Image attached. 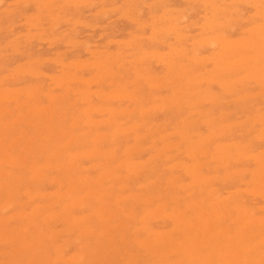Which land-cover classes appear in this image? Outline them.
Instances as JSON below:
<instances>
[{
  "label": "rangeland",
  "instance_id": "1",
  "mask_svg": "<svg viewBox=\"0 0 264 264\" xmlns=\"http://www.w3.org/2000/svg\"><path fill=\"white\" fill-rule=\"evenodd\" d=\"M36 3H35V2ZM42 0H30L29 2H28V0H4V1H2V0H0V10H3V11H5V12H1L0 13V47H1V49H3V50H1L0 51V83H2V84H0V115L2 114H4L2 117H0V131H2V133L0 132V159L2 158V159H4V160H6L5 162H7V163H5L4 162V160H0V171H2V172H0V174H2L3 175V172H4V174H5V172L7 173L8 171L7 170H9L10 172H8L6 175H8V176H6V175H3V176H1L0 175V185H1V183H3V182H5V183H3V184H8L7 186L6 185H4L2 188H0V202L1 203H3V205L0 207V225H2L1 226V228L3 227V228H6L7 230H5V229H1L0 228V233L2 234V236H0V254H1V256H0V263L2 264V262H4L3 264H11V262H12V264L14 263V264H27V262H29L30 264H53V263H55V264H67V263H69V264H80V261H79V259L81 260L82 258H81V255L79 256L78 254H75V255H73V259L70 257V256H72V254L73 253H82L84 256H83V259H84V262H81V264H92V262H93V264H117V262H120V263H118V264H178L179 262V264H183V262H186V258H187V262L186 263H188V264H193V263H191L192 262V259H193V257H191V255L190 254H193V256H194V254L195 253H197V252H199L200 250L201 251H203V252H199L200 253V255H202V256H204V257H200V255H198V260L196 261V259H197V255L196 256H194V259H193V261H194V264L196 263V264H210V261H211V264H214L213 262H215V264H240V262H243V263H241V264H262V261H264V245H263V243H264V233H262L263 231H264V157H262V156H264V136L262 137V138H260V141L261 142H259V144H261V145H259L258 144V141H256L257 139H256V137H257V134H258V139H259V137H261L263 134H264V129H262L263 127V125H264V117H263V115H264V99H263V97H262V95H263V93H264V57H262L261 58V56L264 54V36H263V34H264V17H262V15H264V0H259L258 2H257V0H243V2L242 1H238V0H235V1H237L238 3L236 4V2L234 1V0H212V3H213V6H212V3L211 2H209V0L208 1H206V0H201V3H200V0H197V1H191V2H189L190 0H140V1H138V0H135V2H136V4H134L135 2H134V0H106V2H105V0H86V1H88V2H86V1H84V0H82V5H81V0H67V1H65V0H43L44 2H41ZM48 1V2H47ZM70 1V2H69ZM83 1H84V3H85V5H84V3H83ZM100 1V2H99ZM156 1V2H155ZM158 1V2H157ZM188 1V2H187ZM203 1H205V2H203ZM211 1V0H210ZM225 1H226V3H225ZM231 1V2H230ZM235 3H234V2ZM254 1H255V3L257 4V5H255V3H254ZM32 2V3H31ZM51 2H53V3H51ZM66 2V3H65ZM79 2V3H78ZM116 2V3H115ZM128 2H131V3H128ZM137 2H139V3H137ZM144 2H146V3H144ZM195 2H197L195 5H194V3ZM222 2H223V4H222ZM246 2H249L248 4L249 5H252V7L251 6H247V4H246ZM261 2V3H260ZM4 3V4H3ZM12 3H13V5H12ZM23 3V4H22ZM27 3H30L28 6L26 5ZM35 3V4H34ZM45 3V4H44ZM89 3H92L91 4V7H90V4ZM93 3H94V5H93ZM98 3V4H97ZM114 3V4H113ZM161 3H162V5H161ZM164 3V4H163ZM205 3V4H204ZM214 3H218V4H220L219 6V8H218V6H216L217 4H214ZM225 3V4H224ZM230 3V4H229ZM233 3V4H232ZM240 3V4H239ZM243 3V4H242ZM259 3L262 5H259ZM10 4V5H9ZM19 4V5H18ZM20 4H22V5H20ZM40 4V5H39ZM76 4H77V6H76ZM122 4H124V5H122ZM130 4H131V6H130ZM133 4V5H132ZM144 4H145V6H144ZM146 4H148V5H146ZM161 7H159L158 5ZM200 4H201V6H200ZM229 4V5H228ZM239 4V5H238ZM242 4V5H241ZM245 4H246V6H245ZM24 5V6H23ZM51 5V6H50ZM62 5V6H61ZM127 5H128V7H127ZM150 5H152V7L150 6ZM155 5V6H154ZM157 5V6H156ZM205 5V6H204ZM224 5H225V8H224ZM230 5H233V6H230ZM35 6H36V8H35ZM38 6H40L39 8H38ZM44 8H43V7ZM45 6H47V7H45ZM48 6H50V7H48ZM55 6H57V7H55ZM74 6H75V8H74ZM84 6V7H83ZM120 7V9H119V7ZM135 8H133V7ZM147 6V7H146ZM154 6V7H153ZM214 6H216L217 7V9L215 10V8H214ZM223 6V8H221ZM237 6V7H236ZM244 8H243V7ZM255 6H256V8H255ZM261 6V7H260ZM5 7L7 8L6 10H4L5 9ZM17 7V8H16ZM19 7V8H18ZM51 7H53V8H51ZM102 7V8H101ZM118 7V8H117ZM123 7V8H122ZM141 7V8H140ZM200 7V8H199ZM210 7V8H209ZM234 7H236V8H234ZM247 7V8H246ZM2 8H4V9H2ZM15 8V9H14ZM23 8V9H22ZM37 8L39 9L38 11H40V8H41V11L40 12H38L37 11ZM46 8V9H45ZM48 8V9H47ZM58 8V9H57ZM88 8H89V10H88ZM106 8V9H105ZM111 8V9H110ZM113 8V9H112ZM126 8L128 9V10H126ZM136 8H138V11H137V9ZM151 10H150V9ZM156 8V9H155ZM164 8V10L166 11L167 10V13H165V11L164 10H162ZM167 8H169V9H167ZM175 8H176V10L178 11V12H181V10H183L184 8V10L185 11H182L181 13H178L176 10H175ZM191 8V9H190ZM193 8V9H192ZM229 8H230V10H229ZM234 8V9H233ZM237 8H241L239 11L237 10ZM257 8H261V11H262V13H261V11H260V9H257ZM10 9V10H9ZM13 9V10H12ZM52 10L51 12L54 14H52L51 12L49 13L48 11L49 10ZM103 9H105V10H103ZM108 9V10H107ZM111 10V12H110V10ZM116 9V10H115ZM139 9H142V11H140ZM155 9V10H154ZM189 9V10H188ZM206 9V10H205ZM214 9V10H213ZM228 9V10H227ZM233 9V10H232ZM255 9H257L256 11L257 12H255ZM16 10H17V12H16ZM44 10V11H43ZM102 12H101V11ZM107 10V11H106ZM114 10V12H115V14H114V12H112ZM120 10L121 11V13L123 12V16L125 15V13L124 12H126V14H127V16H125V18L126 19H124V17L122 18L120 15H122L120 12H118V11ZM123 10V11H122ZM174 10V11H173ZM186 10H188L187 12H186ZM212 10H213V12L214 11H217L218 10V13L216 14V12H214V13H211L212 12ZM237 10V12L238 13H233L234 11H236ZM251 10V11H250ZM7 11H9V12H7ZM24 11V12H23ZM26 11V12H25ZM62 11V12H61ZM68 11V12H67ZM75 11V12H74ZM117 11V12H116ZM130 11V12H129ZM133 11V12H132ZM141 13H140V12ZM171 11H173V13L171 12ZM175 11H176V13H175ZM197 11V12H196ZM211 11V12H210ZM220 11V12H219ZM221 11H223V12H221ZM227 11H229L230 13H228ZM243 11L246 13H243ZM260 11V12H259ZM65 12H67V13H65ZM72 12V13H71ZM164 12V13H163ZM169 12H171V14L169 13ZM185 12V13H184ZM259 12V13H258ZM14 13V14H13ZM26 13V14H25ZM42 13V14H41ZM45 13V14H44ZM71 13V14H70ZM97 13V14H96ZM100 13H104L103 15L101 14L100 15ZM108 13V14H107ZM113 13V14H112ZM131 13V14H130ZM132 13H134V14H136L137 13V15H135L134 16V14H132ZM154 13V14H153ZM163 13V15H160V14H162ZM169 13V14H168ZM184 13V14H183ZM203 13H206V14H203ZM208 13V14H207ZM210 13H211V15H210ZM222 15H221V14ZM252 13H253V16H252ZM258 13V14H257ZM35 14H41L42 15V17H41V15L40 16H35ZM51 14L53 15V16H51ZM70 14V15H69ZM73 14V15H72ZM94 14V15H93ZM99 14V15H98ZM107 14V15H106ZM139 14V15H138ZM156 14V15H155ZM237 14H239V16L237 15ZM242 14V15H241ZM257 14V15H256ZM7 15V16H6ZM47 15V16H46ZM50 17H49V16ZM107 17H106V16ZM113 15V16H112ZM131 15V16H130ZM154 15V16H153ZM160 15V16H159ZM165 15V16H164ZM171 15H174V16H172L171 17ZM202 15V16H201ZM215 15H217L216 17H217V19H216V17H215ZM219 15V16H218ZM225 15V16H224ZM259 15H261V17H259ZM24 18H23V17ZM27 16V18H25ZM59 16V17H58ZM61 16H62V18H61ZM135 17V20H137V19H139V21L140 22H143V25H141L142 23H140L139 21L137 22H135V20H132L131 18H133V17ZM152 18H151V17ZM156 16V17H155ZM163 16V17H162ZM212 16H214V18L212 17ZM233 16V17H232ZM248 16V17H247ZM253 18H252V17ZM31 17V18H30ZM38 18L39 17V19H35V18ZM48 17V18H47ZM53 17V18H52ZM56 17H58V19L56 18ZM70 17V18H69ZM79 17V18H78ZM119 17H121L120 19H119ZM128 17V18H127ZM169 17L171 18L170 19V21H169ZM179 17V18H178ZM188 17V18H187ZM207 17H209V18H207ZM212 17V18H211ZM226 17H227V19H226ZM229 17L230 18H233V20L232 19H229ZM241 17H243V18H241ZM251 17V18H250ZM22 18V19H21ZM41 18V19H40ZM52 18V20L54 21V20H58L59 22H57L58 24H55V26H54V23H56V21H54V22H52V20H50ZM156 18H158V19H156ZM167 18H168V20H167ZM178 18V20H176ZM185 18V19H184ZM207 18V19H206ZM221 18V19H220ZM236 18V19H235ZM237 18H241V19H243V20H247L246 22L245 21H242L241 19H237ZM247 18V19H246ZM257 18V19H256ZM260 18V19H259ZM29 19V20H28ZM64 19V20H63ZM77 19V21H75ZM131 19V20H130ZM153 20V19H155L154 21H150V20ZM184 19V20H183ZM210 19V20H209ZM220 19V20H219ZM251 19H253L252 21H251ZM256 19V20H255ZM10 20V21H9ZM19 20V21H18ZM26 20V21H25ZM38 20V21H37ZM40 20V21H39ZM65 20H67L68 21V24H67V22H65ZM110 20V21H109ZM114 20V21H113ZM129 20H130V22H129ZM143 20V21H142ZM162 20H164V21H162ZM167 20V21H166ZM174 22H173V21ZM179 20H180V22H179ZM193 22H192V21ZM213 20H214V22H213ZM220 21V22H217V21ZM224 20V21H223ZM226 20V21H225ZM234 20H236V22H235V25H234ZM42 21V23H40ZM64 21V22H63ZM146 21V22H145ZM159 21V22H158ZM206 21H208V22H206ZM212 21V22H211ZM228 21V22H227ZM9 22H11V24L9 23ZM26 22H31L30 23V26H29V24L26 26L25 25V23ZM36 22V23H35ZM46 22V23H45ZM53 24H52V23ZM71 22V23H70ZM76 22H77V25H75L76 24ZM82 22V23H81ZM154 25L152 28H154V32H156L155 34H156V36H157V38H155L156 36L154 35V37H153V30H152V28H151V26H149L151 23ZM156 22H157V25H156ZM170 22H171V24H170ZM191 22H192V24H191ZM203 22H205V23H203ZM242 22H244V23H242ZM260 22V23H259ZM9 23V24H8ZM23 23V24H22ZM38 23H40V24H38ZM74 23V24H73ZM165 23V24H164ZM172 23H174L173 24V26H172ZM176 23V24H175ZM202 23H203V26H202V28H201V25H202ZM208 23H210L209 25H207ZM213 23H216V24H213ZM219 23H221L220 24V27H219ZM227 23V24H226ZM251 23H253V24H251ZM257 23H258V25H261V26H263V28L262 27H260V26H258L257 25ZM20 24L21 25H23V26H20ZM52 24V25H51ZM147 24V26L148 27H150V28H147L146 29V27L147 26H145V25ZM167 24V25H166ZM179 24V25H178ZM197 24V25H196ZM224 24V25H223ZM226 24V25H225ZM242 24V25H241ZM256 26H255V25ZM10 25V26H9ZM35 25V26H34ZM38 25V26H37ZM59 26L58 28H57V26ZM74 25H75V27H74ZM106 25V26H105ZM137 25H139V26H137ZM170 25V26H169ZM176 25V26H175ZM205 25V26H204ZM214 25V26H213ZM233 27V25H234V27L232 28L231 26ZM7 26V27H6ZM9 26V27H8ZM31 26H34L35 28H32ZM50 26L51 27H54V28H50ZM78 26V27H77ZM98 26V27H97ZM145 27V28H143V27ZM157 26V27H156ZM166 28H165V27ZM179 26V27H178ZM182 26H183V29H181L182 28ZM210 26V27H209ZM213 26V27H212ZM216 26H218V27H216ZM226 26V27H225ZM236 26V27H235ZM253 26V27H252ZM37 27H38V29H37ZM47 27H48V29H47ZM87 29H86V28ZM105 27V28H104ZM137 27V28H136ZM140 27H142V29L140 28ZM167 27H169V29L167 28ZM177 27H178V29H177ZM195 27V28H194ZM11 28H12V30H11ZM31 28V29H30ZM73 28V29H72ZM102 28V29H101ZM162 28H164L165 29V31L162 29ZM194 28V29H193ZM206 28V29H205ZM229 28H232V29H234L233 31H231ZM250 28H252V30L250 29ZM4 29V30H3ZM28 29V30H27ZM46 31H45V30ZM55 29V30H54ZM146 29V30H145ZM177 29V30H176ZM199 29V30H198ZM203 29V30H202ZM207 29H209V30H207ZM3 30V31H2ZM53 30V31H52ZM62 30H63V32H62ZM79 30H80V32H79ZM142 30V31H141ZM157 30H159V31H157ZM179 30V31H178ZM236 30V31H235ZM245 30V31H244ZM246 30H248V31H246ZM254 30V31H253ZM263 30V31H262ZM13 31V32H12ZM71 31V32H70ZM75 31V32H74ZM137 31V32H136ZM181 31V32H180ZM182 31H183V33H182ZM202 31V32H201ZM212 31V32H211ZM243 32V34H242V32ZM253 31V32H252ZM40 34V32H42L41 34H42V36H43V38H42V36H41V34L39 35L38 33ZM51 32V33H50ZM53 32V33H52ZM62 32V33H61ZM79 32V33H78ZM105 32H108L107 34L105 33ZM132 32V33H131ZM153 32V33H152ZM170 32H173V33H170ZM186 32V33H185ZM201 32V33H200ZM229 32H230V34H229ZM234 32V33H233ZM238 32H239V34H238ZM28 33H29V37H27L28 36ZM33 33V34H32ZM34 33L35 34H38V35H34ZM67 33H68V35H67ZM75 33H77V34H80L79 36L77 35V34H75ZM129 33V34H128ZM160 33V34H159ZM226 33V34H225ZM13 34H15V35H13ZM21 34H27V35H21ZM34 35V36H32V35ZM44 34V35H43ZM46 34V35H45ZM64 34H66V35H64ZM89 34H93L92 36L91 35H89ZM135 34H136V37H134L135 36ZM145 34V35H144ZM151 34H152V36H151ZM162 34L163 35H165V36H162ZM169 34V35H168ZM171 34V35H170ZM179 36H181V37H179ZM196 34H198V35H196ZM222 34H224L223 35V37H222ZM233 36H232V35ZM251 35V36H249V35ZM256 34H258V35H256V37H255V35ZM9 35V36H8ZM19 35V36H18ZM21 35V36H20ZM138 35H141V37H139ZM187 35V36H186ZM190 35H192V36H190ZM200 35H202V37L200 36ZM207 35V36H206ZM213 35L215 36V35H217V38L216 37H213ZM218 35H220L221 37H219ZM226 35V37L227 38H225L224 36ZM229 35H231L230 37H229ZM245 35H247V36H245ZM254 35V36H253ZM24 36V37H23ZM32 36V37H31ZM36 36V37H35ZM66 36V37H65ZM72 36V37H71ZM75 36V37H74ZM161 36H162V38H161ZM172 36V37H171ZM177 36V37H176ZM201 37V39L204 41V43H203V41H200V37ZM211 36H212V39L213 38H215V40L217 41L218 40V37L220 38L219 40H221L222 39V41H217V43L218 42H221L220 44H217V46H216V44H214L213 42V44H214V46L213 47H211V48H208L209 46H212L213 44H210V42L209 41H211L212 39H211ZM238 36V37H237ZM20 38V39H17V38ZM22 37V38H21ZM27 37V38H26ZM36 39H35V38ZM40 37V38H39ZM199 37V38H198ZM204 37V38H203ZM205 37H207L206 39H207V41H206V39H205ZM231 37H233V38H231ZM237 37V38H236ZM240 37H245V39H242V38H240ZM28 38H29V40L30 39H32L33 38V40H31L30 42H28L29 40H28ZM52 38H55L56 40H54V39H52ZM58 38H62L61 40L60 39H58ZM69 38V39H68ZM99 38H101V39H99ZM134 38H136L135 40H133ZM144 38V39H143ZM146 38V39H145ZM151 38H152V40H151ZM175 38V39H174ZM211 40H210V39ZM250 38H251V40H250ZM9 39H11L10 41H8L7 42V40H9ZM12 39H14V41L12 40ZM24 39H25V41H24ZM44 39H46L44 42H42ZM51 39H52V41H51ZM65 39V41H63ZM131 39V40H130ZM149 39V40H148ZM155 39V40H154ZM157 39V40H156ZM167 41H166V40ZM170 39V40H169ZM187 39H189V40H187ZM194 39H196V40H194ZM199 39V40H198ZM224 39H228V41H230L229 39H231V41L230 42H228L227 41V43H225L226 42V40L224 41V44L225 45H222V42H223V40ZM233 39V40H232ZM249 41H247V40ZM261 39V40H260ZM22 40V41H21ZM26 40H27V42H26ZM35 40V41H34ZM54 40V41H53ZM71 40V42L73 43V44H71L69 41ZM73 40V41H72ZM77 40V41H76ZM110 40H112V42L110 41ZM117 40H119V43L121 44L120 46H118L119 44H118V41ZM128 40H130V46L129 45H126L128 48H130V47H132V48H130V49H126L125 48V44H124V42L126 41V43L127 44H129V41ZM185 40V41H184ZM197 40H198V42H197ZM209 40V41H208ZM214 39H213V41H215ZM245 41V42H243V41ZM257 40H259L260 42H258ZM15 41H20V42H15ZM40 41V42H39ZM81 41V42H80ZM83 41V42H82ZM113 41H114V43H113ZM115 41H117L116 43L117 44H115ZM123 41V42H122ZM134 41V42H133ZM138 42V41H140V42H138V46H137V43L136 42ZM173 41H175V42H178V43H175V42H173ZM196 41V42H195ZM239 41H242V42H240V43H238ZM15 42V43H14ZM27 44H26V43ZM48 42H50V43H48ZM78 42V43H77ZM81 44H80V43ZM86 42V43H85ZM122 42V43H121ZM142 42V43H141ZM161 42V43H160ZM163 42V43H162ZM168 42L170 43V44H168ZM207 42H209V44L207 43ZM236 42V43H235ZM5 43H8V44H6V46L7 45H10V43L11 44H21L22 46H14V48H13V46H12V49H11V47H5ZM31 43V44H30ZM52 43V44H51ZM70 43V44H69ZM85 43V44H84ZM173 43V44H172ZM175 43V44H174ZM189 43V44H188ZM190 43H192V45L190 44ZM195 43V44H194ZM230 43V45L228 46H226V44H229ZM231 43H234L235 45H233L232 44V46H231ZM49 44H50V46H49ZM65 44V45H64ZM141 44V45H140ZM177 44V45H176ZM181 44V45H180ZM207 44V45H206ZM237 44V45H236ZM244 44H245V47H244ZM249 44H250V46H249ZM27 45V46H26ZM67 45H69V46H67ZM72 45H75V46H72ZM81 45V46H80ZM86 45V46H85ZM93 45V46H92ZM97 45V46H96ZM103 45H105V46H103ZM167 45V46H166ZM195 47H194V46ZM198 45H200V47L198 46ZM209 45V46H208ZM220 45H221V47H220ZM11 46V45H10ZM80 46V47H79ZM134 46H135V48H134ZM137 46V47H136ZM157 46V47H156ZM172 46V47H171ZM176 46V47H175ZM179 46V47H178ZM182 46V47H181ZM184 46V47H183ZM206 46V47H205ZM228 47V48H230L229 50L226 48V47ZM231 46V47H230ZM235 46L236 47H238L239 49H241V51L240 50H238V48H235ZM3 47H5V48H3ZM17 47V48H16ZM29 47V48H28ZM48 47V48H47ZM50 47V48H49ZM76 49H75V48ZM83 47V48H82ZM87 47V48H86ZM90 47V48H89ZM120 47H123V48H125L124 50H122L123 48H120ZM140 47H141V49H140ZM173 47H175V48H173ZM178 47V48H177ZM192 47H193V49H192ZM204 47V48H203ZM226 49H225V48ZM244 47V48H243ZM257 47V48H256ZM38 48V49H37ZM86 48V49H85ZM154 48V49H153ZM170 48V49H169ZM172 48V49H171ZM187 48V49H186ZM196 48V49H195ZM222 48H224L223 50H222ZM235 48V49H234ZM14 49H16V51H18L17 49H20L19 50V53L21 52L22 53V55H20L18 52H16ZM71 49V50H70ZM179 49V50H178ZM192 51H191V50ZM197 49H199V50H197ZM211 49V50H210ZM232 49V50H231ZM237 49V50H236ZM253 49H254V51H253ZM88 50H91L90 51V54H91V56H90V54L88 53L89 51ZM94 50H98L96 53H95V51ZM104 50V51H103ZM136 51V53L134 52V51ZM140 50H141V52H140ZM146 50V51H145ZM155 50H156V52L158 51L159 53L157 54L158 56H160V58L159 57H156L157 55H156V53H155ZM170 50V51H169ZM177 50H178V53H177ZM195 50V51H194ZM215 50V51H214ZM253 52H252V51ZM256 50H258V51H256ZM25 51V52H24ZM100 51V52H99ZM143 51H145L144 52V56L142 55L143 54ZM168 51V52H167ZM174 51H176V52H174ZM187 51H189V52H187ZM191 51V52H190ZM199 51V52H198ZM201 51H202V53H201ZM213 51V52H212ZM219 52V54H218V52ZM224 51V52H223ZM237 51L239 52V53H237ZM9 52H12L13 54H11V53H9ZM29 52L32 54V56H31V54H29ZM60 52V53H59ZM61 52L63 53V52H66V53H63V55H61ZM95 54H94V53ZM108 52H110L111 53V55L113 54V53H115L114 55H113V57H117V55H118V53L120 54L121 52H122V54L120 55L121 57L119 58V55H118V58L117 59H115V58H112L111 57V55H110V53H108ZM117 52V53H116ZM124 52V53H123ZM135 54H134V53ZM149 53V52H151V56H148L147 57V55L145 54V53ZM167 52V53H166ZM195 52V53H194ZM196 52H198L197 54H196ZM221 52H223V53H221ZM5 53V54H4ZM130 53V54H129ZM138 53H139V57H140V55H142V57L145 59V57L146 58H153V59H151V61H150V59L149 60H144L142 57L141 58H139L138 57ZM154 53V54H153ZM166 53V54H165ZM182 53V54H181ZM255 53V54H254ZM261 53V56L259 55ZM263 53V54H262ZM3 54V55H2ZM19 54V55H18ZM25 54V55H24ZM29 54V55H28ZM58 54V55H57ZM92 54H94L95 55V59H94V55L92 56ZM97 54V55H96ZM102 55V56H99V55ZM106 54H107V56H106ZM117 54V55H116ZM126 54V56H124ZM163 54V55H162ZM207 54V55H206ZM222 54H224V56H222ZM3 56V58H2V56ZM62 56L63 57V59L64 60H62L61 61V59L60 58H62V57H60V56ZM104 55V56H103ZM108 55H110V56H108ZM131 55V56H130ZM188 55H189V58H188ZM197 55H199V56H197ZM235 55V56H234ZM242 55V56H241ZM253 55V56H252ZM257 55V56H256ZM58 56V57H57ZM97 56H98V58H99V60H98V58H97ZM106 56V57H105ZM133 56H135V57H133ZM167 56V57H166ZM173 56V57H172ZM207 58H206V57ZM211 56V57H210ZM212 56H214V57H216V58H218V59H214V57L212 58ZM247 57V59H248V61H246L247 59H245L244 61H243V59L241 58V57ZM259 56V57H258ZM6 57H8V59L6 58ZM91 57H93V58H91ZM100 57H102V58H100ZM108 57H110L111 58V60L113 59V62H114V64L113 65H115L114 67H110V65H112V63L110 62H108ZM132 57V58H131ZM137 57V58H136ZM163 57V58H162ZM183 57V58H182ZM196 57V59L197 58H199V60H195L194 58ZM224 57H225V59H224ZM249 57H251V58H249ZM256 57V58H255ZM41 60H40V59ZM43 58V59H42ZM50 60H48V59ZM52 58V59H51ZM59 60H58V59ZM86 58H88V59H86ZM105 58V59H104ZM106 58H107V62H106ZM135 58H136V60H135ZM185 58V59H184ZM190 58L192 59V60H190ZM202 58H203V60H202ZM211 59L212 61H210L209 59ZM239 59V60H237V59ZM28 59H29V62H31V63H29L28 62ZM34 59V61H32ZM75 59V60H74ZM96 59L98 60V61H100V63L98 62V63H96ZM104 59V60H103ZM120 59V60H119ZM122 59V60H121ZM157 59V60H156ZM164 61H163V60ZM210 61H208V60ZM213 59L215 60L214 62H213ZM221 59V60H220ZM222 59L224 60V61H222ZM234 59H235V61H234ZM241 59V60H240ZM253 59V60H252ZM37 60V61H36ZM39 60V61H38ZM46 60V61H45ZM52 60V61H51ZM55 60H58V61H55ZM78 61L79 60V62H75V61ZM81 60L83 61L84 60V64L82 65V63H81ZM94 60H95V64H93L94 63ZM117 60H119L120 61V63L117 61ZM126 60H127V62H126ZM134 60H135V62H134ZM137 60L139 61V60H141L140 61V63L139 62H137ZM144 60V61H143ZM156 60V61H155ZM193 60H194V62H193ZM201 60V61H200ZM205 60H207L206 62H205ZM226 60H227V62H226ZM230 60H232L233 62H236V63H232V61H230ZM252 60V61H251ZM27 62V64H28V66H27V64H25L26 62ZM35 61H36V64H35ZM43 61L45 62L44 64H43ZM54 61V62H53ZM59 61H61V62H63V63H61V64H58L59 63ZM69 61H70V63H69ZM72 61V62H71ZM92 61V62H91ZM116 61V62H115ZM158 61V62H157ZM180 61H184V62H182V63H180ZM196 61H198L197 63H196ZM40 62H41V64H40ZM74 62V63H73ZM85 62H87V64H86V66H85ZM89 62H91V64L89 63ZM131 62V63H130ZM137 62V63H136ZM203 62V63H202ZM224 62V63H223ZM243 62V63H242ZM249 62V63H248ZM34 63V64H33ZM65 63V64H64ZM73 63V64H72ZM118 63V64H117ZM121 63H123L122 65H121ZM125 63V64H124ZM139 63V64H138ZM145 63V64H144ZM159 63H160V65H159ZM245 63H247V64H245ZM263 63V64H262ZM18 64H21V65H18ZM22 64H24V65H22ZM37 64H40V65H37ZM43 64V65H42ZM68 64V65H67ZM78 66H77V65ZM90 65V67H88L89 65ZM100 64V65H99ZM101 64H103V65H101ZM107 64V65H106ZM138 64V65H137ZM143 66H141V65ZM150 64V65H149ZM163 64V65H162ZM222 64H223V67H222ZM243 64V65H242ZM18 65V66H17ZM30 65V66H29ZM63 65H66V66H64V68L62 67ZM70 65H73V66H70ZM74 65H76V66H74ZM79 65H81L82 66V68L79 66ZM94 65V66H93ZM98 65V66H97ZM112 65V66H113ZM119 65H121L123 68H121V66H119ZM132 65H134V66H132ZM135 65H137V66H135ZM148 65V66H147ZM158 65V66H157ZM202 65H203V67H202ZM205 65V66H204ZM214 65V66H213ZM217 65H218V67H217ZM219 65H221V67L219 66ZM227 65V66H226ZM262 65V66H261ZM17 66V67H16ZM26 67V68H28L29 67V69L31 68L32 69V71H33V68L32 67H34V71L35 72H32L31 70H27L26 68H24V69H26V71L25 70H23V69H21L20 67ZM32 66V67H31ZM36 66H38L37 68H36ZM105 67V66H107V67H105V68H103V69H105V70H103V69H99L100 67ZM145 66V67H144ZM215 66H216V70H215ZM233 66V68H230V67H232ZM236 66H237V68H236ZM258 66V67H257ZM15 67L17 68L16 70H15ZM22 67V68H23ZM67 67V68H66ZM70 67V68H69ZM90 68V69H88V68ZM94 67V68H93ZM96 67H97V69H96ZM111 69H110V68ZM119 67V68H118ZM149 67H151V69L149 68ZM207 67V68H206ZM9 68H10V70H9ZM11 68H12V70H11ZM20 68V69H19ZM40 68V69H39ZM62 68L64 69V70H62ZM69 68V69H68ZM114 68V69H113ZM121 68V69H120ZM130 68V69H129ZM131 68H134V72L132 71V69ZM150 70H149V69ZM167 68V69H166ZM223 68V69H222ZM255 68H257V69H255ZM36 69V70H35ZM40 71H39V70ZM68 69V70H67ZM87 69V70H86ZM95 70L94 72H93V70ZM113 69V70H112ZM119 69V70H118ZM145 71H144V70ZM147 69V70H146ZM214 70V73L211 71V70ZM219 69V70H218ZM21 70H23V71H21ZM38 70V71H37ZM59 70V71H58ZM76 70V72L75 73H77L76 75H75V73L74 74H71V73H73L74 71ZM80 70V71H79ZM92 70V71H91ZM105 71L103 74H102V71ZM106 70H107V72H108V70L109 71H111L112 70V72L109 74V72L107 73L106 72ZM118 70V72H116ZM153 71V73H152V75H151V73H150V71ZM165 71V73H164V71ZM263 72H262V71ZM15 71V72H14ZM18 71V72H17ZM25 71V72H24ZM44 73H42V72ZM61 71H63V72H61ZM68 71H70V74H68V75H65L66 73ZM102 74H100L99 72ZM113 71H115L116 73H113ZM127 71V72H126ZM129 71V72H128ZM198 71H200V72H198ZM217 73H216V72ZM14 72V74H11V73H13ZM18 74H17V73ZM28 72L31 74V73H34V74H31V75H33L32 77L31 76H28V75H30V74H28ZM38 72H40L41 74H39V76H38ZM65 72V73H64ZM139 72V73H138ZM144 72V73H143ZM147 72V73H146ZM210 72L212 73L211 74V76L209 77V79L208 80H206V76H209L210 75ZM220 72L222 73L221 75H220ZM247 72H248V74H247ZM249 72H251V73H249ZM6 73H8V74H6ZM20 73H22L21 75H20ZM28 75H27V74ZM37 73V74H36ZM62 73V74H61ZM69 73V72H68ZM117 73H118V75H117ZM127 73V74H126ZM140 73H143V74H140ZM156 73V74H155ZM181 73V74H180ZM185 73H187V75H185ZM209 73V74H208ZM256 74L254 77H249L250 75L252 76V75H254V74ZM10 74V75H9ZM121 74V75H120ZM123 74V75H122ZM140 74V75H139ZM145 74V75H144ZM153 74H155V75H153ZM195 74H197V76L195 75ZM214 74V75H213ZM219 74V75H218ZM241 74V75H240ZM245 74V75H244ZM261 75V76H259V77H262V78H259L258 80H256V78H258V76L257 75ZM4 75H5V77H4ZM14 75H15V77H14ZM18 75V76H17ZM19 75H20V77H19ZM47 75V76H46ZM58 76L57 78L56 77H53V76ZM63 75V76H62ZM92 75V76H91ZM134 75H136V77L134 76ZM139 75V76H138ZM151 75V79H150V76ZM164 75V76H163ZM243 75H244V77H243ZM2 76H3V78H2ZM11 77V79L9 78V77ZM16 76L17 77H19L20 79H18V78H16ZM49 76H51V77H49ZM73 76H77L78 78H80L81 79V76H82V78L83 79H81L82 81L84 80L85 81V79H86V81L88 80L87 78H91V81H87L86 83L84 82V85H83V82L79 79V81H78V79H76L75 77H73ZM94 76V77H93ZM113 76V77H112ZM118 76H120L119 78H118ZM123 76V77H122ZM157 76H160V78H161V76H163L162 77V79H159V77L157 78ZM190 76V77H189ZM238 76H242V78H240L239 79V77ZM249 77V79H248V77ZM257 76V77H256ZM69 77V78H68ZM72 78V80H71V78ZM93 77V78H92ZM145 77H148V78H146L145 79ZM167 77V78H166ZM192 77H194L191 81H189V79H191ZM212 77L214 78V80H216V81H214L213 79H212ZM256 77V78H255ZM8 80H7V79ZM14 80H13V79ZM54 78L56 79L55 81H52V80H54ZM67 78L68 79H70V80H67ZM133 78V79H132ZM174 78H175V80H176V83H175V80H174ZM203 78V79H202ZM208 78V77H207ZM236 78V79H235ZM255 78V79H254ZM18 79V80H17ZM51 79V80H50ZM64 80V82H63V80ZM106 81H105V80ZM126 79V80H125ZM148 79V80H147ZM170 79H171V81H170ZM201 81H200V80ZM205 79V80H204ZM210 79H212L213 81H211ZM221 79H222V81H221ZM243 79H244V81H243ZM1 80H2V82H1ZM10 80V81H9ZM60 80V81H59ZM74 80H75V82H74ZM144 80V81H143ZM169 80V81H168ZM174 80V81H173ZM193 80H195V82H193ZM198 80V81H197ZM231 80L233 81L232 83H230L231 82ZM243 81V84H241L242 82H240V84L242 85V86H244V87H241L240 86V84H239V81ZM252 80V81H251ZM261 80H263V81H261ZM6 81V82H5ZM13 81H15L14 82V85H13ZM19 81V82H18ZM67 81V82H66ZM93 81H97V82H94L93 83ZM99 81V82H98ZM100 81H101V83L102 84H99L100 83ZM105 81V82H104ZM120 81H122V82H120ZM126 81V82H125ZM129 81V82H128ZM132 81V82H131ZM181 81V82H180ZM200 81V82H199ZM202 81H203V84H202ZM246 81V82H245ZM261 81V82H260ZM10 82V83H9ZM59 82V83H58ZM104 82V83H103ZM114 82V83H113ZM169 82V83H168ZM174 82V83H173ZM198 82V83H197ZM208 82V83H207ZM216 84H215V83ZM237 84H236V83ZM4 83V84H3ZM51 83H53V84H51ZM82 83V84H81ZM106 83H109V84H106ZM110 83H113V85L111 86V84ZM125 83H127V84H125ZM132 83V84H131ZM168 83V84H167ZM173 83V84H172ZM179 83V84H178ZM207 83V84H206ZM214 83V84H213ZM218 83V84H217ZM226 83H228V84H226ZM247 83H248V85H247ZM250 83V84H249ZM260 83V84H259ZM10 84V85H9ZM49 84V85H48ZM57 84V85H56ZM58 84H60V87H59V85ZM67 84V85H66ZM88 84H90V85H88ZM95 84V85H94ZM100 85V86H97V85ZM109 87H107L106 85ZM119 84H121V87H119V89L120 90H118V91H121V92H119L118 93V91H117V93L119 94V96H118V98H119V100L117 101V95H116V88L118 89V87H117V85L119 86ZM124 84V85H123ZM134 84V85H133ZM206 84V85H205ZM255 84V86H254V89H252L253 88V85ZM261 84H262V87H261ZM8 85V86H7ZM36 85H42V86H37L38 88H37V90L34 92L33 91V86H34V89H36L35 87H36ZM56 85V86H55ZM137 87H136V86ZM146 87H145V86ZM150 85H152L150 88H152V90L149 88V86ZM167 85V86H166ZM172 85V86H171ZM179 85V86H178ZM183 85V86H182ZM204 85V86H203ZM207 85H209V88L207 87ZM236 85V86H235ZM32 86V87H31ZM87 86L89 87V88H87ZM92 86V87H91ZM129 86V87H128ZM156 86V87H155ZM173 86H175L174 88H173ZM212 88H211V87ZM218 86H223V87H218ZM226 86L228 87H230V88H232V89H230L229 87H228V90L230 89L231 91V93L229 92L228 93V90H227V88H226ZM238 86V87H237ZM251 86V87H250ZM5 87V88H4ZM26 88L25 90H20L21 88ZM43 87V88H42ZM54 87H56V88H54ZM59 87V88H58ZM67 87V88H66ZM74 87V88H73ZM113 87V88H112ZM116 87V88H115ZM135 87V88H134ZM142 87V88H141ZM154 87V88H153ZM256 87V88H255ZM9 88H11V89H9ZM15 88V90L17 91L16 93H15V90H14V92H13V90L12 89H14ZM20 88V89H19ZM23 88V89H24ZM42 89L40 92L38 91V90H40V89ZM49 88V89H48ZM58 88V89H57ZM72 88V89H71ZM100 88V89H99ZM115 88V89H114ZM126 88V89H125ZM157 88V89H156ZM160 88V89H159ZM179 88V89H178ZM182 88V89H181ZM194 89V91H193V89ZM225 88H226V90H225ZM1 89H7L6 90V92H5V90H4V94H2L1 93ZM85 90V92H86V94H84L85 92H83V90ZM89 89V90H88ZM115 91V93H114V91ZM141 89V90H140ZM149 89H150V91H149ZM156 89V90H155ZM176 89V90H175ZM179 91H178V90ZM192 89V90H191ZM222 89V90H221ZM223 89L225 90L224 91V93H222L223 92ZM236 89L237 90H239V92L238 91H236ZM245 89H246V91H245ZM249 89V90H248ZM12 92H10V91ZM20 90V91H19ZM28 90H30V92H28ZM32 90V91H31ZM51 90V91H50ZM68 90V91H67ZM71 90V91H70ZM76 90L77 91H80V92H76ZM81 90H82V92H81ZM99 90H101L103 93L101 94V96H100V92L101 91H98ZM123 90V91H122ZM131 91V93L133 92V94H131V93H128L129 95L131 94V95H133V97H131V95L129 96L128 94H127V92H130ZM135 90V91H134ZM145 90H147L146 92H145ZM157 91V92H155V91ZM164 90V91H163ZM232 90H233V93H232ZM257 90V91H256ZM9 91V92H8ZM24 91H26V92H24ZM70 91V92H69ZM73 91H75V92H73ZM91 91H94V93L93 92H91ZM97 91V92H96ZM110 91V92H109ZM112 91V92H111ZM139 91H140V93H139ZM146 93V94H144V92ZM178 91V93H180L179 95H177L176 94V92ZM182 91H184V92H182ZM193 91V92H192ZM211 91H213V92H211ZM218 91V92H217ZM254 91V92H253ZM261 92V91H263V92H261V94L259 93V92ZM23 92V93H22ZM37 92H39V93H37ZM49 92L52 94H49ZM89 94H88V93ZM109 94H108V93ZM126 93V95L124 96L122 93ZM166 92L168 93V94H166ZM193 93L192 95H191V93ZM216 92V93H215ZM235 92V93H234ZM236 92H238L237 94H236ZM241 92V93H240ZM258 92V93H257ZM8 93V94H7ZM44 93H46V94H44ZM47 93L49 94V95H47ZM68 93H70V94H68ZM95 93H98V95L97 94H95ZM114 93V95H112ZM122 94V96H121V94ZM142 93V94H141ZM221 93V94H220ZM227 93H228V95H227ZM249 93V94H248ZM257 93V94H256ZM13 95V97L15 96L14 94H16L17 96H15L14 98H12L11 97V95ZM20 95V97H19V95ZM27 94V95H26ZM30 94V95H29ZM33 94V95H32ZM44 94V95H43ZM53 94H54V96H53ZM58 94H60L59 96H55V95H58ZM81 94L83 95V96H81ZM139 94V95H138ZM152 94V95H151ZM157 94H158V96H160V94H161V96L160 97H158L157 96ZM185 94V95H184ZM190 94V95H189ZM211 94H212V99H211ZM213 94H214V96H213ZM220 94V95H219ZM234 94V95H233ZM245 94H248V95H250V94H253L254 95V97L253 98H251L252 96H248L247 97V95L246 96H244ZM259 94H260V96H259ZM2 95L4 96V95H6V97L4 96L3 98H2ZM8 95H9V97H8ZM29 95V96H28ZM40 95V96H39ZM47 95V96H46ZM68 95V96H67ZM88 95V97H86ZM91 95V96H90ZM104 95V96H103ZM116 95V96H115ZM150 95H151V97H150ZM204 95V96H203ZM29 97V98H27V97ZM35 96H37V100H36V102H35ZM61 96V97H60ZM95 96H99V97H95ZM108 96V97H107ZM111 96V97H110ZM129 96V97H128ZM136 96L138 97V98H136ZM153 96V97H152ZM179 96V97H178ZM208 96V98L209 99H207L206 97ZM224 96V97H223ZM238 96V98H236ZM240 96H242L243 97V100H241L240 102H239V100L240 99H242ZM19 99H18V98ZM31 97V98H30ZM60 97V98H59ZM75 97H77V98H75ZM83 97V98H82ZM93 98V99H91V98ZM102 97V99L100 100V98ZM105 97V98H104ZM128 97V99H126ZM144 97V98H143ZM169 97V98H168ZM195 97V98H194ZM221 97H223V99H221ZM229 97V98H228ZM233 97V98H232ZM239 97H240V99H239ZM245 97V98H244ZM8 98H10V99H8ZM17 98V99H16ZM21 98V99H20ZM58 98V99H57ZM78 98H80L79 100H78ZM81 98L83 99V100H81ZM98 98V99H97ZM108 98V99H107ZM131 98V99H130ZM151 98V99H150ZM175 98V99H174ZM178 98V100H176ZM202 98V99H201ZM236 98V99H235ZM248 98V99H247ZM251 98V99H250ZM255 98V99H254ZM3 99H4V101H3ZM5 99H6V101H5ZM32 99V100H31ZM56 99V100H55ZM77 99V100H76ZM84 99H85V101H84ZM87 99V100H86ZM89 99H91V101L89 100ZM104 99H106V100H108V101H106V100H104ZM110 99V100H109ZM113 99V100H112ZM138 99V101H136ZM154 99V100H153ZM172 99V100H171ZM182 99H183V101H182ZM199 99H201V100H199ZM216 99V100H215ZM226 99V100H225ZM233 99V100H232ZM235 99V100H234ZM245 99V100H244ZM261 101H260V100ZM9 100H11V102L9 101ZM16 100V101H15ZM31 100V101H30ZM42 100V101H41ZM51 102H50V101ZM111 100H112V102H111ZM115 100V101H114ZM128 100V101H127ZM149 100V101H148ZM151 100V101H150ZM196 100V101H195ZM220 100V101H219ZM232 100V102H230ZM237 100V101H236ZM248 100V101H247ZM250 100V101H249ZM2 101V102H1ZM7 101H9V102H7ZM18 101V102H17ZM27 101V102H26ZM30 101V102H29ZM40 101V102H39ZM57 103H56V102ZM84 101V102H83ZM87 101V102H86ZM89 101V102H88ZM93 101V102H92ZM110 101V103L108 104V102ZM132 101V102H131ZM140 101V102H139ZM144 101V102H143ZM148 101V102H147ZM157 101V102H156ZM168 101V102H167ZM182 101V102H181ZM206 101V102H205ZM218 101V102H217ZM243 101V102H242ZM246 101L249 103V105H247L248 103H246ZM23 102H26L25 104L23 103ZM33 102H35V103H37V105L36 104H34ZM116 102V103H115ZM135 102V103H134ZM145 102H146V104H145ZM152 102V103H151ZM167 102V103H166ZM174 102H176L175 103V105H173L174 104ZM178 102H181V103H178ZM197 102V103H196ZM201 102V103H200ZM210 102V103H209ZM212 102V103H211ZM215 102V103H214ZM222 102H225V103H222ZM227 102V103H226ZM229 102V103H228ZM234 102V103H233ZM235 102H237V103H235ZM242 102V103H241ZM245 102V103H244ZM262 102V103H261ZM17 103V104H16ZM108 105H107V104ZM121 103V104H120ZM154 103V104H153ZM168 103H169V105H168ZM173 103V104H172ZM193 103H195L194 105H193ZM199 103H200V105H199ZM239 103H241L240 105H239ZM251 103H255L254 105L253 104H251ZM3 104V105H2ZM23 104V105H22ZM101 104V105H100ZM140 104V105H139ZM143 104V105H142ZM153 104V105H152ZM156 104V105H155ZM161 104V105H160ZM165 104V105H164ZM166 104L169 106V108H168V110H167V108H166ZM177 104H178V106H177ZM184 104V105H183ZM188 104V105H187ZM192 104V105H191ZM197 104L199 105L198 107H195V106H197ZM205 104V105H204ZM211 104V105H210ZM221 104V105H220ZM224 104H225V106H224ZM228 104H231V105H228ZM234 104V105H233ZM260 104V105H259ZM16 105H19V107L21 108V109H19V107L18 106H16ZM20 105H22V107L20 106ZM25 105V106H24ZM29 105L31 106V107H29ZM54 107H53V106ZM103 105H104V107H103ZM107 106V108H105L106 106ZM155 105V106H154ZM183 105V106H182ZM18 107V108H14V107ZM38 106V107H37ZM41 106V107H40ZM91 106H92V108H91ZM99 106H100V108H99ZM109 106V107H108ZM127 106V107H126ZM140 106V107H139ZM152 108H154V109H152ZM167 106V107H168ZM181 106H182V108H181ZM189 106V107H188ZM240 106V108H238ZM248 106L250 107V108H248ZM261 106H263V107H261ZM5 107V108H4ZM114 107V109H115V111H114V109H112ZM144 107H146V108H144ZM150 107V108H149ZM178 107V108H177ZM187 107V108H186ZM196 109H195V108ZM211 107V109H209ZM232 107V108H231ZM261 107V108H260ZM7 108V109H6ZM27 108H28V110H27ZM30 108H32V109H30ZM42 108V109H41ZM91 110H89V109ZM96 108H98V110H96ZM142 108L143 109H147V110H142ZM149 108V109H148ZM162 108V110H160ZM179 108H181V109H179ZM192 109V110H190V109ZM197 108H198V112H197ZM205 108V109H204ZM220 108V109H219ZM222 108V109H221ZM234 108V109H233ZM5 109H6V111H5ZM10 109V110H9ZM24 109V110H23ZM33 109H35V110H33ZM49 109H51V110H49ZM102 109H103V111H102ZM106 109V110H105ZM108 109H110L109 110V112H108ZM112 109V110H111ZM119 109V110H118ZM122 109V110H121ZM127 109V110H126ZM132 109L134 110H136V112H135V110L133 111V112H131L132 111ZM186 109V110H185ZM194 109H195V111H194ZM199 109H202L201 111H203V109H204V111L206 110H208V112H205L204 113V111H203V114H201L199 111ZM227 109V110H226ZM231 109V110H230ZM241 111H240V110ZM247 109H249V111L247 110ZM260 109V110H259ZM2 110V111H1ZM4 110V111H3ZM7 110H9V111H7ZM19 110H20V112H19ZM33 110V111H32ZM81 110V111H80ZM116 110H118V111H116ZM123 110H124V112H123ZM149 110V111H148ZM165 110V111H164ZM177 110L179 111V113L177 112ZM189 110V111H188ZM220 110H221V112L222 113H220ZM224 110V111H223ZM238 112H237V111ZM250 110H252V111H250ZM259 110V111H258ZM32 111V113L31 114H29L28 112H31ZM36 111H37V115H35L36 114ZM45 111H47V112H45ZM80 111V112H79ZM99 111H101V112H99ZM154 111V113H152ZM158 111V112H157ZM169 111V112H168ZM184 111V112H183ZM192 111V112H191ZM194 111V112H193ZM215 111V112H214ZM230 111H234V112H230ZM254 111V112H253ZM64 112H65V114H64ZM84 112V113H83ZM88 112V113H87ZM95 112V113H94ZM106 112V113H105ZM126 112V113H125ZM147 112H148V114L149 115H147ZM157 112V113H156ZM177 112V113H176ZM197 114H196V113ZM211 112V113H210ZM214 112V113H213ZM226 112V113H225ZM242 112H246L245 114L247 115H245L244 113H242ZM10 113H12V114H10ZM63 115H62V114ZM86 113L89 115V117H91V118H89L88 117V115L86 116ZM97 113V114H96ZM121 115H120V114ZM124 113V114H123ZM128 113V114H127ZM137 113V114H136ZM144 113L146 114V116H143L144 115ZM225 113V117L223 116V114ZM250 113V114H249ZM23 117H21L20 115ZM29 115V117L28 116H26V115ZM85 114V115H84ZM100 116H99V115ZM102 114V115H101ZM115 114L117 115V116H115ZM130 114V115H129ZM135 114V115H134ZM143 114V115H142ZM154 114V115H153ZM172 114V115H171ZM179 114V116H177ZM199 114H201L200 116H199ZM212 114H213V116H212ZM219 114V115H218ZM227 114L229 115V117H227ZM238 114H239V116H238ZM243 114V115H242ZM21 117L20 118V120H22V121H20L19 120V116ZM78 115H80V116H78ZM111 117H109V116ZM127 115V116H126ZM142 115V116H141ZM168 115V116H167ZM199 117H198V116ZM237 117H236V116ZM259 115H261L262 117H263V120H261L262 118H261V116L259 117ZM6 116V117H5ZM87 118H86V117ZM149 116V117H148ZM163 116V117H162ZM191 116V117H190ZM210 116V117H209ZM216 116H220L219 118L218 117H216ZM221 116H223V117H221ZM234 117V119H233V117ZM242 116V117H241ZM246 116V117H245ZM248 116H249V118H248ZM256 116V117H255ZM71 117H73L74 119H72ZM116 117V118H115ZM145 117V118H144ZM152 117V118H151ZM166 117V118H165ZM176 117V118H175ZM186 117V118H185ZM217 119H216V118ZM226 117H227V119H226ZM257 117H259V118H257ZM52 118V119H51ZM75 118H76V121H75ZM77 118H78V120H77ZM103 118H105V119H103ZM115 118V119H114ZM144 118V119H143ZM148 118V119H147ZM175 118V119H174ZM197 118V119H196ZM206 118V119H205ZM210 118V119H209ZM215 118V119H214ZM222 118V119H221ZM230 118H231V120H232V122H229V123H226L225 124V122L226 121H231L230 120ZM253 118V119H252ZM2 119H4L3 120V122H2ZM15 119V120H14ZM49 121H48V120ZM59 119V120H58ZM66 119V120H65ZM86 119H87V121H86ZM109 119V120H108ZM111 119H113L112 121H111ZM172 121H171V120ZM183 119V120H182ZM194 119H196V120H194ZM200 119V120H199ZM206 121H205V120ZM209 119V120H208ZM215 120V123H214V121L213 120ZM224 119V120H223ZM226 119V120H225ZM244 119H246L248 122H246V120H244ZM257 119V120H256ZM259 119V120H258ZM33 122H32V121ZM36 122H35V121ZM46 120V121H45ZM74 120V121H73ZM80 120V121H79ZM82 120V121H81ZM90 120V121H89ZM99 120V121H98ZM102 120V121H101ZM105 120V121H104ZM107 120V121H106ZM168 120H170L169 121V124H168ZM180 120H181V122H180ZM186 120V121H185ZM197 120L199 121L198 122V124L201 126H199V125H197ZM234 120L236 121L237 120V122L235 123L234 122ZM239 120H241L240 121V123H239ZM261 120V121H260ZM17 121V122H16ZM73 121V122H72ZM92 121V124L94 123H96L97 121V123H96V125H92L90 122ZM95 121V122H94ZM110 121V122H109ZM149 123H147V122ZM164 121V122H163ZM185 121V122H184ZM222 121V122H221ZM225 121V122H224ZM244 121V122H243ZM254 123H253V122ZM259 121L260 122H262V123H259ZM13 124H15V125H13ZM22 122H24V124L22 123ZM26 122V123H25ZM47 124H46V123ZM75 122V124H73ZM77 122H78V124H77ZM84 122V123H83ZM102 122H103V124H102ZM116 123V124H114V123ZM125 124H124V123ZM134 122V123H133ZM142 122H143V124H142ZM164 124H163V123ZM167 122V123H166ZM175 122V123H174ZM195 122V123H194ZM206 122V123H205ZM233 122H234V124H233ZM241 122H242V124H241ZM246 122V124H244ZM2 123V124H1ZM8 123V124H7ZM20 123H22V124H20ZM73 124V125H71V124ZM111 123V124H110ZM118 123V124H117ZM139 123V124H138ZM145 123H147V124H145ZM159 123V124H158ZM201 123V124H200ZM216 123H218V124H216ZM224 123V124H223ZM231 123V124H230ZM248 123H249V126H248ZM258 125H257V124ZM5 124H7L8 126L7 127H5L6 125ZM19 124V125H18ZM26 124V125H25ZM38 124V125H37ZM87 124V125H86ZM98 124V125H97ZM112 124H113V126H112ZM136 125L137 126V128L135 127V126H133V125ZM186 124V125H185ZM203 124V125H202ZM217 127V129L214 127V125ZM223 126H222V125ZM230 124V125H229ZM235 124H237V125H235ZM256 126H255V125ZM262 124V125H261ZM5 125V126H4ZM14 127H13V126ZM25 125V126H24ZM36 125H37V127H36ZM71 125V126H70ZM79 127H78V126ZM84 125V126H83ZM99 125H101V126H99ZM119 127H121V128H126L127 130L128 129H130V130H126V129H123V131L122 130H120L119 128H118V126ZM139 125H141V126H139ZM145 127H144V126ZM187 125H189V126H187ZM212 125V126H211ZM224 125H226V126H224ZM235 125V126H234ZM242 125V126H241ZM243 125H245V126H243ZM251 125H254L256 128H253L254 126H251ZM34 126V127H33ZM76 126V127H75ZM95 126H96V129H100L99 131L98 130H96L95 129ZM110 126H112V127H110ZM159 126V127H158ZM165 126H167V127H165ZM170 126H171V128H170ZM186 126H187V128H186ZM199 126V127H198ZM229 126V127H228ZM247 126V127H246ZM259 126V127H258ZM72 129H71V128ZM98 127V128H97ZM101 127V128H100ZM102 127H104V128H102ZM109 127V128H108ZM116 127V128H115ZM130 127V128H129ZM147 127H149V128H147ZM166 128V130H164L165 128ZM189 127V128H188ZM206 127H208V128H206ZM210 127V128H209ZM222 127H223V129H222ZM231 127V128H230ZM249 127L252 129V130H249ZM8 128V129H7ZM43 128V129H42ZM51 128H52V132H51ZM55 128V129H54ZM80 128V129H79ZM143 128V129H142ZM152 128V129H151ZM158 128V129H157ZM163 128V129H162ZM174 128V129H173ZM184 128H186V129H184ZM191 128H193V129H191ZM197 128H198V130H197ZM201 128V129H200ZM214 128H215V130H214ZM238 128H240V130L238 129ZM246 128V129H245ZM258 128V129H257ZM10 129V130H9ZM20 129V130H19ZM24 130V131H21V130ZM49 129V130H48ZM54 129V130H53ZM156 129V130H155ZM167 129H169V130H167ZM179 129H180V131H179ZM220 131H219V130ZM227 129H229V130H227ZM13 130H14V132H13ZM149 130V131H148ZM195 130V131H194ZM211 132H210V131ZM225 130V131H224ZM239 130V131H238ZM247 130H249V132L247 131ZM17 131V132H16ZM19 131V132H18ZM70 131H73V133L72 132H70ZM90 131H92V132H90ZM108 131V132H107ZM115 131V132H114ZM119 131V132H118ZM127 131V132H126ZM135 131H137V133L135 132ZM158 131H160V132H158ZM164 131H166V132H164ZM187 134V136H185L186 134L184 133V132ZM254 131V132H253ZM259 131V132H258ZM13 132V133H12ZM27 134H26V133ZM72 133L71 135H70V133ZM104 132H107V133H104ZM152 132H155V133H152ZM160 133V134H158V133ZM162 132V133H161ZM173 132V133H172ZM176 132V133H175ZM193 132V133H192ZM200 132V133H199ZM201 132H203L202 134H201ZM206 132V133H205ZM226 132H228V133H226ZM235 134H234V133ZM250 134H248V133ZM8 133V135H5V134H7ZM16 133V136H14V134ZM18 133V134H17ZM23 133H25V134H23ZM59 133H61V134H59ZM84 133V134H83ZM116 134L114 137H116V138H114L113 137V135L114 134ZM119 133V134H118ZM132 133L134 134V135H132ZM136 133V134H135ZM138 133H139V135H138ZM144 133V134H143ZM163 133L165 134V136L163 135ZM169 133V134H168ZM185 135H184V134ZM212 133V134H211ZM214 133V134H213ZM220 133V134H219ZM241 133V134H240ZM243 133V134H242ZM252 133H254V134H252ZM260 133V134H259ZM262 133V134H261ZM41 134V135H40ZM67 134H68V136H67ZM80 134H82L81 136H79ZM87 134H88V136H87ZM98 134H100V135H98ZM125 134V135H124ZM156 134V135H155ZM166 134H168L167 136H166ZM172 134H174V135H172ZM178 134V135H177ZM188 134H189V136H188ZM192 136H191V135ZM195 134V135H194ZM201 134V135H200ZM207 134H209V136H212L211 138H209V136L207 135ZM224 134V135H223ZM227 134V135H226ZM246 134H248V135H246ZM253 136H252V135ZM21 135H23V136H21ZM38 135H40V136H38ZM86 136V137H84L85 139H87L86 141H84V138H83V136ZM103 135V136H102ZM112 135V136H111ZM127 135V136H126ZM142 135V136H141ZM150 135H151V137H150ZM163 135V136H162ZM169 135H170V137H169ZM216 136V137H214V136ZM219 135V136H218ZM226 135V137L227 138H225L224 136ZM229 135H231L232 136V140H231V136H229ZM242 135H243V137H242ZM254 135L256 136V137H254ZM261 135V136H260ZM31 136V137H30ZM45 136V137H44ZM65 136V139L63 138V137ZM71 136H72V138H71ZM73 136H75V137H73ZM126 136V138H131L130 140L129 139H126V138H124ZM130 136V137H129ZM135 136V137H134ZM161 136V137H160ZM176 136H177V138L178 139H174V138H176ZM194 136V137H193ZM198 136V137H197ZM208 136V137H207ZM241 136V137H240ZM250 136V137H249ZM12 137V138H11ZM43 137V138H42ZM76 137H78V138H76ZM95 137V138H94ZM103 137V138H102ZM105 137V138H104ZM118 137V138H117ZM143 137V138H142ZM145 137V138H144ZM160 137V138H159ZM169 139V142H168V140L166 141V143H168L167 145H164L165 144V141L164 140H166L167 138ZM186 137V138H185ZM192 137V138H191ZM202 137H204V138H202ZM221 137V138H220ZM236 137V138H235ZM238 137H240V138H238ZM251 137H253V139L251 140ZM38 138V139H37ZM47 138V139H46ZM53 138V139H52ZM71 138V139H70ZM101 138V139H100ZM112 138H114V139H112ZM149 138V139H148ZM154 139V141H152L153 139ZM164 138V139H163ZM185 139V141L186 140H188V141H183L184 139ZM194 138V139H193ZM208 140H210L209 142V144H210V147H208L207 148V139ZM212 138H214L213 140H212ZM223 138H225L224 140H223ZM230 138V139H229ZM248 138H250V139H248ZM12 139V140H11ZM14 139H19L18 141L17 140H14ZM33 139V140H32ZM41 139H43V140H41ZM44 139H45V141H44ZM62 141H61V140ZM65 141H64V140ZM78 139V140H77ZM82 139V140H81ZM90 139H91V141H93V142H91L90 141ZM104 139H106V140H104ZM115 139H117V141H115ZM120 139H123L122 141L120 140ZM140 141H139V140ZM146 139V140H145ZM159 139V140H158ZM203 139V140H202ZM219 139V140H218ZM227 139H228V141H227ZM242 139V140H241ZM5 140V141H4ZM11 140V141H10ZM69 140V141H68ZM71 140V141H70ZM104 140V141H103ZM135 140V141H134ZM183 142H185V143H183ZM248 140H249V142H248ZM252 142H251V141ZM255 142H254V141ZM2 141H4L3 143H4V145L2 144ZM41 141H43V142H45V143H43V142H41ZM61 141V142H60ZM102 141V142H101ZM112 142V144L113 143H115V145L113 144H111V142ZM121 141V142H120ZM134 141V142H133ZM139 141V142H138ZM152 141V142H151ZM156 141V142H155ZM164 143H163V142ZM178 141V142H177ZM190 141V142H189ZM200 141V142H199ZM205 141V142H204ZM215 141H218V143H220V144H222V145H219V144H217V142H215ZM235 141H237L238 142V144H236L235 143ZM243 141V142H242ZM31 144H30V143ZM38 142V143H37ZM48 142V143H47ZM67 142V146L65 145V143ZM73 142V143H72ZM77 142H80V143H78V144H76ZM98 142V143H97ZM100 142V143H99ZM174 142V144H172V145H175L176 144V146H172V147H169V143H173ZM180 142V143H179ZM251 142V143H250ZM13 143V144H12ZM29 143V144H28ZM41 143V144H40ZM69 143H71L69 146H71V147H69L68 146V144ZM83 143V145H81ZM94 143H96V144H98L97 146H96V144H94ZM137 143V144H136ZM138 143H140V145L138 144ZM146 143V144H145ZM178 143L180 144V146H181V148H180V146L178 145ZM181 143H182V145H181ZM186 143H189V144H187V146H186ZM193 143H194V145H193ZM205 143H207L206 144V146H205ZM225 145H224V144ZM231 143V144H230ZM234 143H235V145H234ZM247 143V144H246ZM250 143V144H249ZM132 144H136V146L137 147H135V145H132ZM153 145V149H151L152 147V145ZM163 144V145H162ZM200 144V145H199ZM250 146H249V145ZM253 144V145H252ZM7 145V146H6ZM17 145V146H16ZM30 145V146H29ZM49 145V146H48ZM77 145H78V147H77ZM82 146V148H81V146ZM125 145H128V146H125ZM212 145H213V147H212ZM241 145V146H240ZM244 145H245V148H247L249 151H247V149H246V151H245V148H244ZM246 145H248V146H246ZM253 147H252V146ZM2 146H4V147H2ZM6 146V147H5ZM29 146V147H28ZM44 146H46V148H44ZM61 146V147H60ZM63 146V147H62ZM64 146H66V147H64ZM80 146V147H79ZM88 146V147H87ZM113 146V147H112ZM130 146H132L134 149L136 148V150H134V149H131L132 147H130ZM148 146V147H147ZM163 146H167L166 148L165 147H163ZM200 146V147H199ZM202 146H204V147H202ZM209 146V145H208ZM216 146L218 147L217 149H216ZM221 146H222V148H225V149H227L226 151H225V149H223L222 150V148H221ZM238 146V147H237ZM240 146V147H239ZM15 147H17V148H15ZM52 147H54V148H52ZM59 147V148H58ZM72 147H74V148H72ZM130 147V148H129ZM139 147L141 148V150H139ZM142 147L143 148H145L144 150H142ZM155 147H158V148H155ZM162 147V148H161ZM195 147H197V148H195ZM230 148L231 149V151H230V149H229V151L230 152H227L228 151V148ZM233 147H235V148H238L237 150H235V148H233ZM250 147V148H249ZM259 147V148H258ZM4 148V149H3ZM66 148H68V149H66ZM77 148V149H76ZM115 148V149H114ZM116 148H118V149H116ZM128 148H129V151H128ZM171 148V149H170ZM174 148V149H173ZM204 150H206L207 149V151H208V149H209V153H206V152H204L202 149ZM221 148V149H220ZM261 148V149H260ZM8 149V150H7ZM28 149V150H27ZM38 149V150H37ZM43 149V150H42ZM84 149V150H83ZM92 149H95V151L97 150L98 152H94ZM107 149V150H106ZM163 149V150H162ZM189 149V150H188ZM192 149L194 150V152H195V154H193L194 152L192 151ZM216 149V150H215ZM239 149L240 150H242L241 152L239 151ZM254 150V152L252 153V151ZM6 150V151H5ZM11 150V151H10ZM50 150V151H49ZM68 153V155L66 154L65 155V151ZM113 150H116L115 152L113 151ZM123 150V151H122ZM131 150H132V153L133 154H131ZM169 154V155H171V156H175V157H170L169 155H167L166 156V152ZM168 150V151H167ZM179 150H181V151H179ZM187 150V151H186ZM197 150V151H196ZM201 150V152H199V153H196V152H198V151H200ZM8 151V152H7ZM44 151H45V153L47 152L48 153V151H49V153L48 154H44ZM60 151H62V152H60ZM65 153H64V152ZM78 151V152H77ZM146 151V152H145ZM147 151H149V152H147ZM157 151L159 152V153H157ZM164 151V152H163ZM175 151H176V153H175ZM182 151H184V152H182ZM185 151H186V153H188L189 155H187L186 153H185ZM214 151H216L217 152V154H216V152H214ZM222 151V152H221ZM223 151H224V153H223ZM233 151H235V152H233ZM238 151V152H237ZM244 151L245 152H249L250 153V151H251V154L252 155H250L249 153H247V155L248 156H246L245 154L246 153H244ZM259 151V152H258ZM260 151H262V153L260 154ZM7 152V153H6ZM21 152H22V154H21ZM29 152V153H28ZM57 152H59V153H57ZM77 154H76V153ZM83 152V153H82ZM85 152H89V153H85ZM100 152V153H99ZM104 152V153H103ZM108 152V153H107ZM123 152V153H122ZM129 152V154L128 155H125V154H127ZM140 152V153H139ZM143 152V153H142ZM170 152H172V154L170 153ZM178 152V153H177ZM242 152L244 153V154H242ZM5 153V154H4ZM8 153H10V154H8ZM23 153H25V154H23ZM35 153V154H34ZM41 154V155H43V156H41L42 157V161L43 162H40V155H38V154ZM57 153V154H56ZM62 153H64V154H62ZM70 153V154H69ZM73 153V154H72ZM78 153H82V155H84V157H82V155L80 154V156H79V154ZM85 153V154H84ZM96 153V154H95ZM98 153V154H97ZM142 153V154H141ZM149 153V154H148ZM151 153V154H150ZM157 153V154H156ZM164 153H165V156H164ZM182 153H184V154H182ZM204 153V154H203ZM211 153H212V155H213V153H215L213 156H211ZM222 153H223V155H222ZM241 153V154H240ZM5 156H4V155ZM52 154H54V155H52ZM103 154V155H102ZM107 154L109 155V154H112V155H109V157H107ZM131 154V155H130ZM138 154V155H137ZM175 154V155H174ZM178 154V155H177ZM207 154V155H206ZM218 154L220 155V157H218V158H216L217 156H218ZM224 154H226V155H224ZM237 154V155H236ZM254 154L256 155V156H254ZM260 156H259V155ZM263 154V155H262ZM8 155V156H7ZM26 155V156H25ZM33 155V156H32ZM51 155L54 157H51ZM59 155V156H58ZM86 155V156H85ZM100 155V156H99ZM106 157H105V156ZM122 155H124V156H122ZM152 155H153V157H152ZM157 155H158V157H157ZM181 155L183 156V157H181ZM186 155V156H185ZM206 155V156H205ZM241 155V156H240ZM245 155V156H244ZM250 155V156H249ZM259 156V159H256V157L258 158V156ZM262 155V156H261ZM11 156V158H10V160H9V157ZM22 156V158H20ZM33 157V159H32V157ZM36 158H35V157ZM58 156V157H57ZM63 156H64V158H63ZM66 156V157H65ZM97 156H99V157H97ZM113 156V157H112ZM130 156H131V159H133L132 161H131V159H129L130 158ZM137 156H139V157H137ZM148 156V157H147ZM223 156V157H222ZM235 156H238V157H240V158H238V157H235ZM242 156H244L245 158H243ZM252 156V157H251ZM4 157V158H3ZM30 157V158H29ZM45 159H44V158ZM50 157V158H49ZM71 157V158H70ZM93 157V158H92ZM95 157V158H94ZM105 157V158H104ZM116 159H115V158ZM119 157H121V158H119ZM125 157V158H124ZM134 157V158H133ZM165 157H167V159H165V160H161V158L162 159H164ZM168 157H170V159H169V161H168ZM202 157V158H201ZM213 157V158H212ZM214 157H215V159H214ZM226 157V158H225ZM260 157H262L263 159H260ZM57 158H59V159H57ZM68 158H70V159H68ZM78 158V159H77ZM83 158V159H82ZM89 158V159H88ZM108 158V159H107ZM172 158V159H171ZM178 158H179V160H178ZM190 158V159H189ZM194 158V159H193ZM198 158H199V161H198ZM212 158V159H211ZM224 158V159H223ZM235 158H237V159H235ZM242 158V159H241ZM30 159H32V160H30ZM46 159H48V160H46ZM50 159V160H49ZM65 159V160H64ZM95 159H97V160H95ZM105 159V160H104ZM123 159V160H122ZM146 159V160H145ZM184 161H183V160ZM193 159V160H192ZM228 159V160H227ZM233 160V159H235V161H231V160ZM243 160V159H245V161H244V163H242L243 161H241V160ZM250 159H252V160H250ZM254 159H256V161H254L253 162V160ZM21 160H22V162H21ZM25 160V161H24ZM29 160H30V162H29ZM46 160V161H45ZM73 160H75V161H73ZM106 160H107V162H106ZM117 160V161H116ZM128 160V162H126ZM141 160V161H140ZM147 160H152V161H147ZM172 160V161H171ZM182 161V163H183V165H190L188 168L189 169H187V167H186V165L185 166H181L182 165V163H181V161ZM206 160L208 161V160H210V162L212 163L211 165L208 163V162H206ZM213 160V161H212ZM227 160V161H226ZM239 160V161H238ZM248 160H250L249 162H250V165L248 164L249 162H248ZM258 160H259V162H258ZM263 162H262V161ZM12 161H14V162H12ZM34 161H35V163H36V165H37V167L35 168V167H33V166H36L35 164H34ZM73 161V162H72ZM78 161V162H77ZM122 161V162H121ZM134 161H135V163H134ZM142 161H144V162H142ZM147 161V162H146ZM174 161V162H173ZM175 161H177V162H175ZM203 161H205L206 163H204ZM241 161V162H240ZM247 161V162H246ZM17 162V163H16ZM29 164H28V163ZM33 162V163H32ZM53 162V163H52ZM67 162H70V163H67ZM98 162V163H97ZM131 162H133V163H131ZM159 162V163H158ZM184 162H185V164H184ZM215 162H217V163H215ZM225 162V163H224ZM230 164H228V163ZM253 164H252V163ZM261 162H262V164H261ZM2 163V164H1ZM15 163V164H14ZM46 163H48V166H46V168H45V165H47ZM58 165V164H61V165H56V164ZM73 163H78V165L76 166V164H75V166L73 167L72 165H74ZM96 163V164H95ZM101 163V164H100ZM122 163H124V164H122ZM128 163V164H127ZM129 163H131V164H129ZM136 163H137V165H136ZM142 163V164H141ZM155 163H156V166H155ZM157 163L160 165V167H159V165H157ZM172 163H174V164H172ZM176 163H177V165H176ZM179 163V164H178ZM227 163V165L228 166H230V167H228V168H230V170H228V171H225V170H227L228 168H227V165H225L226 166V168H224L225 166H223L222 164H226ZM238 163V164H237ZM241 163L243 164V165H245V167H243V165H241ZM257 163H259V164H257ZM4 164H6V165H4ZM18 164H19V166H18ZM22 164V165H21ZM34 164V165H33ZM43 166H42V165ZM51 165V167H50V165ZM68 166H66V165ZM106 164H107V166H106ZM126 164V165H125ZM140 164V165H139ZM149 164V165H148ZM154 164V165H153ZM164 164V165H163ZM196 164V165H195ZM202 164V165H201ZM216 164V165H215ZM10 165V166H9ZM20 165H21V167H23V166H26V167H23L22 169H21V167H20ZM31 165V166H30ZM39 165V166H38ZM41 165V166H40ZM94 165V166H93ZM96 165V166H95ZM102 165H103V168H102ZM108 165H110V166H108ZM112 165H113V167H112ZM119 165V166H118ZM131 165V166H130ZM133 165H135V166H133ZM138 165H139V167H138ZM165 165H166V167H165ZM170 165H172V166H170ZM192 165V166H191ZM194 165V166H193ZM198 165V166H197ZM207 165V166H206ZM217 166V167H219V168H217V167H215V166ZM14 166V167H13ZM18 166V167H17ZM29 166H30V168H29ZM55 166V167H54ZM57 166V167H56ZM62 166V167H61ZM98 166V167H97ZM125 166V167H124ZM130 166V167H129ZM133 166V167H132ZM143 166V167H142ZM148 166H149V168H151V169H149V170H146L147 168H148ZM181 166V167H180ZM238 166V167H237ZM255 166H256V168H258V166H259V172H258V170H256V168H255ZM261 166V167H260ZM32 167L34 168V171L33 170H31L30 171V169H32ZM38 167H39V170L41 171V169H42V172L43 171H45L44 172V174H46L45 176H43V175H41V176H43V178L44 177H47L48 179H43V178H41V176H39V174H42L39 170H38ZM49 167V168H48ZM60 167V168H59ZM63 167H65V168H63ZM71 167H73V170H72V168ZM76 167V168H75ZM85 167V168H84ZM88 167V168H87ZM95 167V168H94ZM132 167V168H131ZM136 167V168H135ZM145 167H147V168H145ZM157 167V168H156ZM169 167V168H168ZM179 167H180V169H179ZM235 167H237V168H235ZM243 167V168H242ZM263 167V168H262ZM20 170V171H22V173L18 170V169ZM27 170H26V169ZM57 168V169H56ZM74 168H75V170H74ZM92 168H94V169H92ZM105 168H107V169H111V170H105ZM114 168V169H113ZM117 168H119V170H117ZM135 169V171L134 170H132V169ZM144 168V169H143ZM156 168V169H155ZM161 168H163V169H161ZM171 168V169H170ZM176 168V170L174 171V169ZM184 168H186V169H184ZM212 168H214V169H212ZM234 170H233V169ZM255 168V169H254ZM48 169H49V172H48ZM51 169H53V171L51 170ZM57 171H56V170ZM59 169H60V171H59ZM65 169V170H64ZM67 169H68V171H67ZM77 169V170H76ZM89 169V170H88ZM100 169H102V170H100ZM120 169H123V171L122 170H120ZM185 170V172H184V170ZM198 169V170H197ZM222 169H223V172H222ZM225 169V170H224ZM238 169H240V170H238ZM243 169H245V170H242ZM14 170H15V172H14ZM64 170V171H63ZM82 172H81V171ZM140 170V171H139ZM142 170H144L145 172H143ZM153 170H154V172H153ZM172 170V174H171V171ZM238 170V171H237ZM246 170H250L249 172H245ZM13 171V172H12ZM17 171V172H16ZM19 171V172H18ZM25 171L26 172H29L28 174L27 173H25ZM38 171H39V173H38ZM52 171V172H51ZM61 171H63L64 173L62 174V172ZM67 171V172H66ZM94 171V172H93ZM111 171V172H110ZM115 171V172H114ZM143 173H142V172ZM167 171V172H166ZM198 172V174H199V172H200V174L202 173V171H203V173H204V175L203 174H201V175H203V177H201L200 176V174L198 175L197 174V172ZM214 171V172H213ZM217 171V172H216ZM234 171V172H233ZM236 171V172H235ZM256 171V174L254 173ZM33 174H32V173ZM57 172H59V173H57ZM74 172V173H73ZM100 172H102L101 174H100ZM110 172V173H109ZM129 174H128V173ZM139 172V173H138ZM157 172H158V174H157ZM162 172H163V175H162ZM187 172V173H186ZM208 172V173H207ZM218 172H220V174L218 173ZM226 172L228 173V174H226ZM231 172H232V174H231ZM246 173L245 175L243 174V177L241 176V173ZM16 173V174H15ZM24 173V174H23ZM34 173H36V174H34ZM65 173H66V175H68V177H66V179L65 180H67V181H69V182H71V181H73V184H72V182L71 183H67L66 181H64V178H65ZM112 173H114V174H112ZM126 173V175H124ZM149 173V174H148ZM156 173V174H155ZM161 173V174H160ZM174 173V174H173ZM191 173V174H190ZM214 173V174H213ZM217 173H218V176H216L217 175ZM222 173H223V176H222ZM257 173H259V174H257ZM9 174H11V176L9 175ZM48 174H50V175H48ZM62 174V175H61ZM119 174V175H118ZM179 174V175H178ZM226 174V175H225ZM17 175V177H15ZM27 175H29V176H27ZM32 175H34V176H32ZM98 175V176H97ZM130 176V178H129V176ZM134 175H136V176H134ZM139 175V176H138ZM142 175V176H141ZM158 175V176H157ZM200 176V179H198L199 177H196V176ZM205 175H207V178L205 179ZM209 175V176H208ZM214 175V176H213ZM228 175H229V178H228ZM233 175H235L234 176V178H233ZM251 175L253 176V180L251 179ZM19 176V177H18ZM26 176V177H25ZM37 176H39V177H37ZM52 176V177H51ZM70 176V177H69ZM107 176L109 177V178H107ZM114 177V178H116V179H114V180H116V181H113L112 179L113 178H110V177ZM133 176V177H132ZM162 176V177H161ZM170 176H171V178H170ZM179 178V179H182V181L180 182V180L177 178V177ZM195 176V177H194ZM210 176H212V177H214L215 179V181L212 179V177H210ZM219 176H222V177H224V178H221L220 177V179L218 178ZM227 178H226V177ZM232 176V178H231V180H230V177ZM239 176H241L243 179L242 180H239ZM256 176H258V178L256 177ZM3 177H4V180H3ZM11 177V178H10ZM14 177V178H13ZM64 177V178H63ZM76 177H79L78 178V180H77V178ZM85 177H87V178H85ZM100 177H101V180H100ZM105 179H104V178ZM127 177V178H126ZM165 177H167V179L165 178ZM172 177H174L175 179H176V181L177 182H175V179H173ZM192 177H194V178H192ZM238 177V182H237V180H236V178ZM240 177V178H241ZM13 178V179H12ZM22 178V179H21ZM28 178V179H27ZM33 178V179H32ZM36 178H38V180H39V184H40V186H38V183H36V181H38ZM81 178H83V179H81ZM89 178V180H87ZM123 178V179H122ZM126 178V179H125ZM135 178V179H134ZM153 180V179H155V180H151V179ZM157 178L159 179V180H162L161 181V183H160V181L159 180H157ZM162 178V179H161ZM170 178V179H169ZM190 178H191V180H190ZM216 178H218V179H216ZM248 180H247V179ZM24 180V179H26L25 181H19V180ZM30 179V180H29ZM41 179H43V180H41ZM54 179H57V180H55L56 182H53L54 181ZM59 179V180H58ZM97 179V180H96ZM108 179V180H107ZM128 179H130L129 181H128ZM197 179H198V181H197ZM203 179H205V180H207L208 181V183H206L207 181H205V180H203ZM17 180H18V182H17ZM31 181L32 183H33V186H32V183L31 182H29V181ZM34 180H36V181H34ZM41 180V181H40ZM81 180V181H80ZM170 181V184H167V182L166 181ZM213 180V181H212ZM222 180V181H221ZM224 180H226V183H224V185H222L223 184V182H225ZM229 180V181H228ZM233 180V181H232ZM252 180V181H251ZM263 180V181H262ZM13 181L15 182L14 184H13ZM88 181H90V182H88ZM96 181V182H95ZM105 181H106V184H105ZM118 181V182H117ZM120 181V182H119ZM142 181H144V182H142ZM192 183H191V182ZM221 181V182H220ZM230 181H232V182H230ZM262 181V182H261ZM6 182H8V183H6ZM51 184H50V183ZM61 183V185L59 184V183ZM65 182V183H64ZM77 182H79L78 184H77ZM87 184H86V183ZM95 182V183H94ZM102 182H104V184L102 183ZM113 182H114V184H113ZM176 183V184H174V183ZM178 182H179V184H178ZM197 182V183H196ZM198 182H200V183H198ZM211 184H210V183ZM216 182V183H215ZM218 182V183H217ZM233 182H234V184H233ZM243 182V183H242ZM250 182H252V183H250ZM10 183H11V185H10ZM23 184V185H18V184ZM27 183V184H26ZM42 183V184H41ZM43 183H44V185H43ZM54 184V186H53V184ZM90 183V184H89ZM94 184V185H92V184ZM143 183V184H142ZM148 184L147 186H149V188H150V190L152 189V191L151 192H148V191H150L149 190V188L146 186V188L144 189V187H145V184ZM157 183V184H156ZM160 183V184H159ZM173 183V184H172ZM187 183V184H186ZM188 183L190 184V185H188ZM215 184L214 186L212 185V184ZM250 183V184H249ZM262 183H263V185H262ZM2 184V185H3ZM14 186H13V185ZM36 184H37V187H36ZM67 184V185H66ZM76 184V185H75ZM83 185L82 187H79L80 189H78V186H81V185ZM85 184H86V186H85ZM99 184V185H98ZM101 184H102V186H101ZM109 184V185H108ZM112 184H113V189L111 188L112 187ZM122 184V185H121ZM123 184H127L126 186L125 185H123ZM138 186H137V185ZM178 184V185H177ZM212 186L211 187V189L213 190V192H215V191H217L216 193H214L215 194V196L213 197L211 194H213V192L211 191V193H210V186ZM233 184V185H232ZM260 184H261V186H260ZM42 185V186H41ZM75 185V186H74ZM111 185V186H110ZM155 185V186H154ZM186 185H188L187 187H186ZM195 185V186H194ZM203 185H204V187H203ZM206 185V186H205ZM232 187H231V186ZM238 185V186H237ZM256 185H257V187H256ZM7 187V189H5L6 187ZM12 186V187H11ZM16 186V187H15ZM18 186L20 187V188H18ZM30 188H29V187ZM60 186H62V187H60ZM92 186V187H91ZM98 186V187H97ZM104 186V187H103ZM110 187V189H112V190H110L109 189V187ZM115 186H117V189H116V187ZM122 186L123 187H125V188H122ZM159 186H161V188L159 187ZM199 186V187H198ZM207 186L209 187V188H207ZM247 186V187H246ZM258 186H259V188L261 189H258ZM11 187V188H10ZM17 189V191H16V189ZM32 187V188H31ZM34 187V188H33ZM49 188V189H46V188ZM54 187V188H53ZM68 187H70V189H68ZM76 189V191H79V192H76V191H74V189ZM86 187H88V189L86 190L85 188ZM95 187V188H94ZM127 187H128V189H127ZM159 190H157L156 188ZM172 187V188H171ZM174 187V188H173ZM179 187V188H178ZM194 187V188H193ZM196 187H198V188H196ZM228 187V188H227ZM239 187V188H238ZM252 188V189H249V188ZM253 187L255 188H257V189H253ZM27 188V189H26ZM37 188V189H36ZM61 188V189H60ZM65 188V189H64ZM84 188V189H83ZM92 190H91V189ZM99 188H101V189H99ZM107 188V189H106ZM138 188V189H137ZM160 188V189H159ZM188 188V189H187ZM202 188H204V191L202 190ZM216 188H218V189H216ZM231 188V189H230ZM6 191H5V190ZM12 189V190H11ZM20 189V190H19ZM32 189V191H29V190H31ZM34 189V190H33ZM44 189H45V191H44ZM62 189H64V190H62ZM104 189V190H103ZM122 189V190H121ZM126 190L125 192L126 193H124V190ZM135 189V190H134ZM141 189H143V191L141 190ZM156 189V190H155ZM177 189H178V191H177ZM189 189H191V191L189 190ZM209 189V190H208ZM215 189V190H214ZM226 189V190H225ZM246 189V190H245ZM29 191L28 193H30V195L27 193V191ZM38 190H40V192L38 191ZM59 190H60V192H59ZM72 190H73V192H72ZM86 190V191H85ZM94 190V191H93ZM155 191V193H154V191ZM183 190H185V191H183ZM192 190H194V191H192ZM197 190V191H196ZM201 190V191H200ZM236 190V192H237V194H236V192H234ZM254 190H258L257 192L256 191H254ZM259 190L260 191H262L263 192V194H262V192H259ZM4 191V192H3ZM13 191V192H12ZM37 191V192H36ZM56 191V192H55ZM65 191V192H64ZM71 192V194L69 195V193L68 192ZM95 191H97V192H95ZM103 193H101V192ZM129 191H130V193H129ZM161 191V192H160ZM180 191V192H179ZM187 191V192H186ZM197 193H196V192ZM200 191V192H199ZM202 191H203V193H202ZM218 191H219V194H221V193H223L222 195H218ZM232 191V192H231ZM241 191H242V193H241ZM7 192V193H6ZM45 192V193H44ZM51 192H53V193H51ZM62 193V194H59V193ZM64 192V193H63ZM85 192V193H84ZM89 192H91V193H89ZM94 192V193H93ZM105 192V193H104ZM108 192V193H107ZM112 194H111V193ZM123 192V193H122ZM131 192H132V196H130V194H131ZM144 192V193H143ZM156 192H158V195H157V193ZM163 192V193H162ZM179 192V193H178ZM191 192V193H190ZM195 192V193H194ZM205 192V193H204ZM206 192H207V194H206ZM239 192H240V194H245L244 196L243 195H239ZM248 192V193H247ZM249 192L252 194H250V196L248 195L249 194ZM259 192V195L257 194ZM13 193V194H12ZM34 193H37V194H39L38 196H36V194L34 195ZM41 193H42V195H41ZM98 193H100V194H98ZM148 193H151L150 195L148 194ZM159 193H161V195L159 194ZM172 193H173V195L174 196H172ZM176 193V194H175ZM188 198V196H189V198H188V200L186 199V197L183 195V194ZM230 193L231 194H233V195H231V198H230ZM246 193H247V195H246ZM253 193H256V194H254L253 195ZM7 194V195H6ZM12 194V195H11ZM16 195V197H15V195ZM21 194V195H20ZM24 194V195H23ZM67 194L69 195L68 196V198H66V196H67ZM74 194V195H73ZM83 196H82V195ZM86 194V195H85ZM102 194V195H101ZM120 194H122L121 196H123L122 198L120 197L119 199H117L119 196H120ZM134 194V195H133ZM135 194H137L138 195V197L140 198V194H142V196L143 197H141L139 200H138V197H136L137 195H135ZM144 194H146V195H144ZM154 194V195H153ZM166 194V195H165ZM180 194H181V196H183V197H180ZM189 194V195H188ZM210 196H209V195ZM213 194V195H214ZM217 194V195H216ZM236 194V195H235ZM46 195H48V196H46ZM56 196V197H53V196ZM78 195H80V197L78 196ZM95 195V196H94ZM100 196V197H98V196ZM110 195V196H109ZM140 195V196H139ZM153 195V196H152ZM159 195L161 196V198L159 197ZM162 195H163V197H162ZM176 195V196H175ZM178 195V196H177ZM195 195H196V199H195ZM200 195H202V196H200ZM204 195H207V196H204ZM258 195V196H257ZM28 196V197H27ZM46 196V197H45ZM75 196V197H74ZM113 196V197H112ZM151 197V201H150V197ZM156 196V197H155ZM203 196H204V198H203ZM240 198H239V197ZM256 196H257V198H256ZM263 196V197H262ZM4 197V198H3ZM11 197H12V200H11ZM19 197V199L17 200V198ZM51 197H53L54 199H52ZM112 197V198H111ZM130 197V198H129ZM152 197H155L154 198V200L156 201V203H153V202H155L154 200H152L153 198ZM175 197H176V199H175ZM198 197V198H197ZM206 197V198H205ZM210 198V200H209V198ZM216 197H218V198H216ZM220 197H222V198H220ZM226 197V198H225ZM234 197L236 198V202L234 201L235 199H234ZM241 197L243 198V200H245L244 202H242V201H240L241 200ZM249 197V198H248ZM262 197V198H261ZM21 198V199H20ZM30 198H31V201H30ZM39 198H41L42 200H39ZM49 198H51V199H48ZM75 198V199H74ZM91 198V199H90ZM143 198V200L140 202V200ZM158 198H160V199H158ZM164 198V199H163ZM168 198V199H167ZM191 198V199H190ZM201 198L202 199H204V200H202L201 201ZM208 198V199H207ZM217 199L216 201H214L215 199ZM224 198H225V200H224ZM229 198V199H228ZM233 198V199H232ZM245 198V199H244ZM22 199H23V201H22ZM46 199L48 200V201H46ZM58 199V200H57ZM61 199H65V200H63V203H62V200ZM67 199V200H66ZM69 199V200H68ZM90 199V200H89ZM106 199V200H105ZM134 199V200H133ZM146 199V200H145ZM163 199V200H162ZM175 199V200H174ZM206 199V200H205ZM218 199H220V200H218ZM221 199H223L224 201H222ZM227 199H228V201H227ZM232 199V200H231ZM237 199L240 201H237ZM9 200H11V201H14V202H12L13 204V206L11 205V203H9L10 201ZM17 201V203H16V201ZM36 202H35V201ZM52 200V201H51ZM87 200V201H86ZM105 200V202L103 203V201ZM125 200H127V202L125 201ZM131 200V201H130ZM159 200V201H158ZM162 200V201H161ZM194 200H196V203H195V201ZM199 200V201H198ZM207 200H209V201H207ZM214 201V203H212L213 201ZM230 200V201H229ZM251 200V201H250ZM7 201H9L8 202V204H7ZM50 201V202H49ZM53 201H55V202H53ZM58 201H61V202H58ZM66 203H65V202ZM69 202V204H68V202ZM80 201V202H79ZM88 201H89V203H88ZM115 201V202H114ZM120 201H122V202H120ZM133 201H135V202H133ZM166 201H167V203H168V206L166 205L167 203H166ZM173 201V202H172ZM191 203H190V202ZM201 201V202H200ZM212 201V202H211ZM225 201H227V202H225ZM26 202V203H25ZM27 202H30V204L29 205H31L30 207H29V205L27 206ZM40 204H39V203ZM56 202H58L57 204H59L60 203V205L58 206V207H56L57 206V204H56ZM72 202V203H71ZM84 202H87L85 205H83V206H81L80 207V205H82ZM93 202H95V203H93ZM106 202H107V204H106ZM111 202V203H110ZM124 202H126V203H124ZM133 202V203H132ZM140 202V203H139ZM143 202H145L144 204H142ZM161 202V203H160ZM179 202V203H178ZM183 202V203H182ZM186 202H189L188 204H192V205H189L190 206V208H189V206H188V204H186ZM197 202H199L198 204H197ZM204 202V203H203ZM223 204H222V203ZM5 203V204H4ZM21 205L20 206V208L17 206V205H19V204ZM41 203H44V205L43 204H41ZM54 203H55V205H54ZM62 203V204H61ZM128 203H131V204H128ZM138 203V204H137ZM156 204L157 206H159L160 205V207H157L156 205H152V204ZM179 204V205H177L176 206V204ZM201 203H203L202 205H201ZM226 203H228V205H227V208L226 207H224V205L226 204ZM244 203H246V205L248 206V208H247V206L244 204ZM250 203H252V204H250ZM12 206V207H10V205ZM39 204V205H38ZM50 206H49V205ZM66 204V205H65ZM90 204V205H89ZM103 204L105 205L104 207H103ZM118 204H120V205H118ZM125 204V205H124ZM149 204H150V206H152V207H150L149 206ZM181 204V205H180ZM218 204V205H217ZM220 204V205H219ZM237 204H241V205H243V206H241V207H244V208H246V210L245 209H243V210H241L240 209V206L238 207V205ZM7 205V206H6ZM8 205H9V207H8ZM36 205V206H35ZM43 205V206H42ZM46 205H48V208H52V206H53V208L52 209H47V206ZM68 205H69V207H68ZM86 205H88V207L86 206ZM93 205H94V207H93ZM100 205V206H99ZM110 205V206H109ZM117 205V206H116ZM122 205H124V207H123V209L124 210H126V212L122 209ZM127 205V206H126ZM139 205V206H138ZM144 205H146V207L148 206L150 209L152 208V210H154L152 213L151 212H149V211H152V210H150L148 207H147V209H145V207H144ZM172 205H174V206H176V207H173ZM187 205V206H186ZM15 206V207H14ZM22 206H24L25 207V209H24V207H22ZM40 206L41 207H43V208H40ZM89 206H90V208H89ZM126 206V207H125ZM137 206V207H136ZM179 206V207H178ZM182 206H183V208H182ZM202 206V207H201ZM206 206V207H205ZM219 208V209H217L218 210V212H217V210H215L216 208ZM219 206V207H218ZM226 206V205H225ZM246 206V207H245ZM253 206V207H252ZM255 206H257L258 208H256ZM8 207V208H7ZM23 208V210H22V208ZM44 207H46V209L44 208ZM56 207V208H55ZM60 207V208H59ZM62 207V208H61ZM80 207V208H79ZM99 209H98V208ZM102 209H101V208ZM108 207V208H107ZM111 207V208H110ZM130 207V208H129ZM188 207V208H187ZM249 207L250 208H253L252 210L254 211V212H252V210L250 209V211H251V213H250V215H247L250 211H249ZM18 208V209H17ZM59 208V209H58ZM65 208H67L66 210H65ZM74 208V209H73ZM77 208V209H76ZM126 208V209H125ZM133 208H134V210H133ZM155 208V209H154ZM166 208V209H165ZM176 208H179V210L178 209H176ZM193 208V209H192ZM198 209L199 211H197V212H195L196 211V209ZM5 209V210H4ZM15 209V210H14ZM20 209V210H19ZM40 209V211H38ZM54 209V210H53ZM95 209V210H94ZM108 209V210H107ZM111 209V210H110ZM119 211H118V210ZM145 210V211H147L146 213H145V211L143 212V210ZM157 209V210H156ZM160 209V210H159ZM183 209V211H185V213L182 211H180V210H182ZM224 209H226V210H224ZM247 209H248V212H247ZM256 211H255V210ZM7 210H8V212H7ZM22 210V211H21ZM32 210V211H31ZM34 210H36V211H38V212H34ZM65 212H64V211ZM71 210V211H70ZM75 210H77V211H75ZM84 210H88V211H84ZM93 210H94V213H93ZM110 210V211H109ZM114 210V211H113ZM116 210H117V212H116ZM122 210V211H121ZM142 210V211H141ZM162 210V211H161ZM174 210V211H173ZM235 210V211H234ZM258 210V211H257ZM260 210V211H259ZM4 213H3V212ZM23 211H25V212H23ZM61 211V212H60ZM71 212V214L70 213H66V212ZM84 211V212H83ZM112 211V212H111ZM178 211V215H176V212ZM205 211V213H203ZM225 211H227V212H225ZM2 212V213H1ZM20 212L22 213V214H20ZM33 212V213H32ZM41 212V213H40ZM43 212V213H42ZM54 212V213H53ZM73 212H74V214H73ZM99 212H100V214H99ZM103 212H104V214H103ZM109 212V213H108ZM127 212H128V214H129V216H128V214H127ZM130 212V213H129ZM155 212V213H154ZM163 212V213H162ZM167 212V213H166ZM171 212H172V215H171ZM217 212V213H216ZM17 213V214H16ZM48 214L47 216L45 215V214ZM50 213V214H49ZM62 215H61V214ZM93 213V214H92ZM123 213H125V214H123ZM132 213V218H133V220H132V218L130 217V214ZM139 213V214H138ZM175 213V214H174ZM204 214V216H205V218H204V216H203V214ZM220 213H222L221 215H218V214H220ZM227 213V214H226ZM241 213H244V215L243 214H241ZM2 214V215H1ZM5 214V215H4ZM20 214V215H19ZM33 214V215H32ZM34 214H36V216L34 215ZM39 214V215H38ZM52 214H55V215H52ZM56 214H58V215H56ZM67 214H68V216H69V214L71 215L70 217H68L67 216ZM89 214H91L90 216H89ZM113 214V215H112ZM138 216H137V215ZM141 214V215H140ZM152 214V215H151ZM165 216H164V215ZM168 214V215H167ZM182 214V215H181ZM253 214H255V215H257V216H255V217H258V219L257 218H255L254 216H253ZM263 214V215H262ZM10 215V216H9ZM13 215V216H12ZM23 215H24V217L25 218H23ZM32 215V216H31ZM38 215V216H37ZM41 215H43L44 217H42ZM78 216L77 218H76V216ZM84 215H87L86 216V219H84L85 218V216ZM101 215V216H100ZM107 215V216H106ZM111 215V216H110ZM118 215V217L116 218V216ZM123 216L122 218L120 217V216ZM146 215V216H145ZM154 215V216H153ZM173 215H174V217H173ZM181 217H180V216ZM187 215V216H186ZM216 215H218V216H216ZM223 215L225 216V217H223ZM226 215L228 216V217H226ZM243 215V216H242ZM4 216V217H6V219L5 218H2V217ZM9 216V217H8ZM18 218H17V217ZM50 216V217H49ZM55 216V217H54ZM59 216H60V218H59ZM62 216V217H61ZM66 216L68 217V218H66ZM73 216H75V217H73ZM92 216V217H91ZM102 216H104V217H102ZM109 216H110V219H109ZM114 216V217H113ZM170 216H172V217H170ZM182 216L184 217V218H186L185 219V221L184 220H182L183 218H182ZM209 216H211V218H212V223H209L208 221V219L210 218ZM238 216L239 217H242V218H238ZM260 216V217H259ZM8 217V218H7ZM41 217V218H40ZM83 217V218H82ZM90 217V218H89ZM107 217V218H106ZM134 217L136 218H138V219H134ZM141 219H140V218ZM147 217H149V218H147ZM154 217H156V218H154ZM252 217H254V220L252 219ZM15 218V219H14ZM22 218V219H21ZM57 218V219H56ZM59 218V219H58ZM70 218V219H69ZM72 218V219H71ZM79 218V219H78ZM175 218L178 220H182V221H177V222H175ZM210 218V219H211ZM239 220H238V219ZM249 218L250 219H252V220H249ZM8 219V220H7ZM12 220V221H10V220ZM15 221H14V220ZM26 219V220H25ZM28 219H29V221H28ZM33 219H35V220H33ZM63 219V220H62ZM66 219V221L69 219V220H71V221H69V223H71L72 225H70L69 223H68V221L66 222V221H64ZM92 219V220H91ZM96 220V221H94V220ZM101 219V220H100ZM120 219V220H119ZM132 221H130V220ZM150 219H153V220H150ZM173 219V220H172ZM214 219V220H213ZM224 219V220H223ZM228 219V220H227ZM257 219V220H256ZM58 220V221H57ZM61 221V223H60V221ZM84 220V222H82ZM118 220V221H117ZM134 220H135V222H134ZM140 220V221H139ZM143 220V221H142ZM163 220V221H162ZM199 220L202 222H200V224L199 223H195V224H193L194 222H199ZM206 220H208V221H206ZM238 220V221H237ZM3 221V222H2ZM5 221H7L6 222V224H5ZM48 221H50V222H48ZM74 221V222H73ZM78 221H80V222H78ZM93 221L94 222H97V223H93ZM107 221H110V222H107ZM210 221V222H211ZM226 221H228L230 224H228V222H226ZM249 221H254L253 222V224L252 223H249ZM255 221L257 222V225L255 224ZM260 221V222H259ZM263 221V222H262ZM12 222V223H11ZM31 222V223H30ZM40 222H41V224H40ZM43 222V223H42ZM45 222V223H44ZM54 222V223H53ZM89 222V223H88ZM102 222V223H101ZM103 222H105V223H103ZM113 222V223H112ZM120 222H122V224H123V226L124 227H122V224L120 223ZM125 222H126V224H125ZM130 222H131V224H130ZM136 223V226H135V224L134 223ZM140 222V223H139ZM148 222H151V224H149ZM157 222H159L158 224H157ZM175 222V223H174ZM184 222V223H183ZM218 224H217V223ZM239 222H241V225L239 224ZM3 223V224H2ZM30 223V225H28V224ZM37 223V224H36ZM51 223H53V224H51ZM67 223V224H66ZM79 225H78V224ZM81 223H84V225L86 224V226H85V228H84V225H82ZM109 223V226H107V225H105V224H108ZM114 225H112V224ZM119 223V227L120 228H117L116 226H118L117 224ZM161 223H163V224H161ZM165 223V224H164ZM177 223V224H176ZM217 224V225H215V226H210V225H213V224ZM261 223V224H260ZM39 224H40V227H39ZM44 224H46V225H44ZM48 224V225H47ZM51 224V225H50ZM64 224H66V225H64ZM111 224V225H110ZM161 224V225H160ZM172 224V225H171ZM182 224V225H181ZM189 224H191V225H189ZM224 224V225H223ZM248 224V225H247ZM251 224V225H250ZM50 225V226H49ZM57 225V226H56ZM76 227H78V226H80L81 225V227H79V228H81V229H84V230H81L80 229V231H79V228H76ZM98 225V226H97ZM126 225V226H125ZM130 225H131V227H132V229H131V227H130ZM139 225V226H138ZM143 225V226H142ZM152 226V228L155 230H153V229H151V227L149 228V226ZM159 225V226H158ZM179 225V226H178ZM246 225V226H245ZM21 226H22V228H21ZM35 226V227H34ZM47 226H49L50 227V229H48V227ZM133 226H134V228H133ZM145 226H148V227H145ZM154 226L156 227V228H159V229H155L154 228ZM162 226V227H161ZM166 226V227H165ZM169 226V227H168ZM171 226V227H170ZM222 226V227H221ZM224 226V227H223ZM226 226V227H225ZM243 226V227H242ZM260 226V228L258 229V227ZM23 227L25 228V229H23ZM26 227H27V230H26ZM29 227V228H28ZM52 227V228H51ZM54 227V228H53ZM87 227V228H86ZM90 227H91V230L94 232H92L91 230H90ZM99 227V228H98ZM112 227V228H111ZM118 229H116V228ZM125 227H126V229H125ZM145 227V228H144ZM181 227V229H179V228ZM184 227V228H183ZM208 227V228H207ZM212 227H214V229L212 230ZM229 227V228H228ZM249 227H251V229H250V231H249ZM262 227V228H261ZM19 228H21V229H19ZM63 228V230L65 229V231L67 232L68 230H70V231H68L67 233L65 232V231H63V230H61ZM68 228V229H67ZM71 228V229H70ZM101 228H107V229H101ZM110 228V229H109ZM116 229V232H114L113 230H115ZM122 228V229H121ZM124 228V229H123ZM129 228V229H128ZM141 228V229H140ZM147 228V229H146ZM170 228V229H169ZM178 230H177V229ZM202 228V229H201ZM22 229H23V231H22ZM59 229V230H58ZM67 229V230H66ZM72 229H74V230H72ZM99 229V230H98ZM101 229V230H100ZM139 229V230H138ZM167 229V230H166ZM211 229V230H210ZM224 229V230H223ZM240 229V230H239ZM244 229H245V231H244ZM246 229H248V231H246ZM262 231H261V230ZM45 232H44V231ZM49 230V231H48ZM59 231V233H56L55 231ZM85 230H87V231H85ZM95 230V231H94ZM120 230V231H119ZM126 230V231H125ZM153 230V231H152ZM215 230V231H214ZM227 230V231H226ZM228 230H230V231H228ZM7 231H8V235H6L7 234ZM11 233H10V232ZM26 231V232H25ZM42 231H43V233H42ZM47 231V232H46ZM57 231V232H58ZM61 231H62V234H60L61 233ZM82 231V232H81ZM83 231H85V232H83ZM102 231V232H101ZM108 231V232H107ZM129 232V234H128V232ZM132 231H134V232H132ZM164 231V232H163ZM170 231V232H169ZM205 231V232H204ZM210 232V234H209V232ZM213 231V232H212ZM225 231L227 232V233H225ZM17 232V233H16ZM28 232V233H27ZM38 232H40V234H38ZM50 232V233H49ZM79 234H78V233ZM100 232V233H99ZM125 232H127L126 234H125ZM132 232V233H131ZM142 232V233H141ZM151 234H150V233ZM154 232V233H153ZM156 232V233H155ZM168 232V233H167ZM228 232H230V233H228ZM249 234H248V233ZM20 233V234H19ZM22 233V234H21ZM35 233V234H34ZM45 233L47 234V236L48 235H50V236H48V237H46L45 236ZM73 233H75V234H72ZM93 233V234H92ZM101 235H99V234ZM109 235H108V234ZM124 233V234H123ZM137 233H139V234H137ZM164 233V234H163ZM172 233V234H171ZM192 233H193V235H192ZM206 233H208V235H205ZM232 233V234H231ZM243 233V234H242ZM260 233H262V235L259 237L257 234H259L260 235ZM6 235V236H4V235ZM11 234V235H10ZM17 234V235H16ZM18 234H19V236H18ZM27 234H28V236H27ZM37 234V235H36ZM54 234V235H53ZM58 234H60V236H57ZM67 236H66V235ZM80 236L81 235V237H79L78 235ZM104 234V235H103ZM112 234V235H111ZM115 234V238H113V235ZM131 234V235H130ZM135 234V235H134ZM137 234V235H136ZM150 234V235H149ZM168 234H170L171 236H169ZM201 234V236H198V235H200ZM213 234V235H212ZM216 234H218V236H216ZM223 234V235H222ZM254 234V235H253ZM25 235L27 236V237H25ZM63 235V236H62ZM77 235V236H76ZM106 235V236H105ZM107 235H108V237H107ZM119 235V236H118ZM121 235H124V236H126V237H124V236H121ZM129 235V236H128ZM138 235H139V237H138ZM168 236V237H164V236ZM212 235V236H211ZM221 235V236H220ZM232 235V236H231ZM245 235V236H244ZM6 238L7 237V241L4 239V237ZM52 236V237H51ZM100 236V237H99ZM118 236V237H117ZM135 236V237H134ZM159 236L161 237L160 239H159ZM204 236H208L207 237V239L204 237ZM214 236V237H213ZM228 236V237H227ZM250 236V237H249ZM11 238L10 240H12L13 242L11 243L10 242V244H9V239L8 238ZM19 237H21V238H19ZM59 237H61V239H63V240H60V238ZM64 237V238H63ZM67 237H68V242H69V244L67 243ZM76 237V238H75ZM86 237V238H85ZM88 237V238H87ZM92 237V238H91ZM96 237H98V238H96ZM101 237H103L102 239H101ZM113 238L114 240H112V241H110V242H112L111 244H110V242H109V238ZM128 237V238H127ZM152 239H151V238ZM181 237H182V239H186V241H180L179 242V240H181ZM200 237V238H199ZM235 237V238H234ZM254 237V238H253ZM258 237V238H257ZM261 237H263V238H261ZM1 238L2 239H4L3 241L1 240ZM13 238H15V239H13ZM24 238V239H23ZM44 240H42V239ZM47 238V239H46ZM56 238H58V240L59 241H57L56 242ZM66 238V239H65ZM69 238H71V239H69ZM75 238V242L77 243H75L72 239H74ZM79 238V239H78ZM106 238V239H105ZM111 238V239H112ZM123 238H125V239H123ZM148 238H150L149 239V241H145L144 239H148ZM194 238V239H193ZM197 238V239H196ZM241 238V239H240ZM252 238V239H251ZM17 239V240H16ZM27 239V240H26ZM29 239H31L32 240V242H31V240H29ZM56 239V240H55ZM77 239V240H76ZM96 241H95V240ZM105 239V240H104ZM110 239V240H111ZM117 241H119V242H117ZM119 239V240H118ZM129 239V240H128ZM212 241H211V240ZM233 241H232V240ZM245 239V240H244ZM251 239V240H250ZM21 240H24V242H22ZM41 240V241H40ZM48 240V241H47ZM80 242H79V241ZM108 240V241H107ZM160 240V241H159ZM164 240V241H163ZM170 240V241H169ZM196 240H199L198 242H200V243H197V241ZM212 242H210V241ZM228 240V241H227ZM231 240V244L230 243H228L229 241ZM244 240V241H243ZM254 240V241H253ZM260 240V243L258 242ZM41 243H40V242ZM43 241V242H42ZM53 241V242H52ZM65 241V242H64ZM114 241V242H113ZM130 241H131V243H130ZM158 241V242H157ZM168 241V242H167ZM178 242V245H177V242ZM207 241V242H206ZM243 241V242H242ZM8 242V245L7 244H5V243H7ZM15 242V243H14ZM34 242V243H33ZM49 242V243H48ZM57 243L58 244V246H61V247H57V245L55 244V243ZM73 242V243H72ZM84 242V243H83ZM87 242H88V244H90L91 245V247H93V248H90V245H88L87 244ZM90 242V243H89ZM94 242H96L97 244H94ZM100 242V243H99ZM104 242V243H103ZM128 243V246H127V244H124V243ZM147 242H149L150 243V245H148V243ZM156 242V245H157V247H156V245L154 244ZM194 242H196V243H194ZM253 242V243H252ZM3 245H2V244ZM25 243H28V244H25ZM37 243V244H36ZM48 243V244H47ZM61 243H66L65 245L64 244H61ZM106 243V244H105ZM108 243V244H107ZM118 243V244H117ZM119 243H121V244H124V245H120ZM155 245H153V244ZM208 243V244H207ZM210 243H211V245H210ZM216 243H218V244H216ZM251 243V244H250ZM33 245V249H31V246ZM53 244V245H52ZM82 244V245H81ZM98 244H100V245H98ZM104 244V245H103ZM184 244H186V245H184ZM190 244V245H189ZM195 244L197 245V246H195ZM220 244V247H216V246H218ZM230 246H229V245ZM258 244V245H257ZM262 244V245H261ZM23 245V248L21 247ZM24 245H27V247L28 248H26V246H24ZM35 245V246H34ZM37 245V246H36ZM42 245V246H41ZM46 245H48V246H46ZM68 245H71V247L70 246H68ZM76 245V246H75ZM84 245H87V246H84ZM97 245H98V247H97ZM106 245V246H105ZM108 245V246H107ZM115 245V247H117V248H114L113 246ZM133 245V247H131ZM162 245V246H161ZM167 245V246H166ZM209 245H210V247H209ZM237 245V246H236ZM250 245V246H249ZM259 245H261L260 247H258ZM7 246V247H6ZM53 246V247H52ZM81 246V247H80ZM89 246V247H88ZM103 246H104V248H103ZM119 246H121V247H119ZM126 246V248H124V247ZM153 246V247H152ZM159 246V247H158ZM169 246V247H168ZM206 246H208L209 248H206ZM234 246V247H233ZM12 247V248H11ZM19 247H21L22 248V250L20 251V249H17V248H19ZM58 249H57V248ZM65 247H66V250H65ZM69 247V248H68ZM82 248V249H80V248ZM95 247H96V250H95ZM101 247V248H100ZM108 247V248H107ZM128 247H131V248H128ZM134 247H137V248H135V250L136 251H134ZM161 247V248H160ZM167 247V248H166ZM188 247V248H187ZM190 247V248H189ZM192 247V248H191ZM194 247V248H193ZM231 247V248H230ZM56 248V249H55ZM90 248V249H89ZM100 248V249H99ZM111 248V249H110ZM121 248V249H120ZM165 248L167 249V250H165ZM174 248H176V250H177V248H178V250L176 251V250H174ZM179 248H182V249H179ZM204 248H206L207 249V251H206V249H203ZM230 248V249H229ZM254 248V249H253ZM11 249V251H10V254H9V250ZM24 249V250H23ZM28 249H30L29 251H31L29 254H28ZM38 249H40V250H38ZM51 251H50V250ZM63 249V250H62ZM87 249V250H86ZM98 249V250H97ZM102 249H103V252H104V254H103V252H102ZM110 249V250H109ZM119 249V250H118ZM131 249V250H130ZM158 249V250H157ZM216 249V250H215ZM13 250V251H12ZM16 250H18V251H20V252H18V251H16ZM35 250V251H34ZM65 250V252H62L61 253V255H60V253H57L58 251H64ZM69 250V251H68ZM105 250V251H104ZM132 251V252H130V251ZM174 250V251H173ZM181 250V251H180ZM188 250H190L189 252H188ZM194 250V251H193ZM195 250H196V252H195ZM214 250V251H213ZM218 250V251H217ZM232 250H233V252H232ZM240 250H241V252H240ZM3 251H7V254L8 255H6V253H4L3 254ZM16 252V255L14 254L13 255V252ZM49 251V252H48ZM73 251H75V252H73ZM93 251H95V252H93ZM98 251V252H97ZM111 251V252H110ZM113 251V252H112ZM123 251V252H122ZM153 251V252H152ZM157 251H159L158 253H156ZM166 251V252H165ZM168 251H171V252H168ZM193 251V252H192ZM223 251V252H222ZM231 251V252H230ZM14 252V253H15ZM21 252H24V253H21ZM47 252H48V254H47ZM97 252V253H96ZM102 254H101V253ZM107 252V254L105 255V253ZM138 252V253H137ZM142 252V253H141ZM167 252H168V254H167ZM215 252H218L217 254H215ZM228 252H230V253H228ZM241 254L240 256H239V254ZM245 252V253H244ZM19 253V254H18ZM33 253V254H32ZM44 253V254H43ZM50 253H51V256H50ZM54 253V254H53ZM63 253H64V256H63ZM93 253V254H92ZM109 253V254H108ZM129 253V254H128ZM135 253H137L138 254V256L135 254ZM165 253H166V257H165ZM188 253V254H187ZM198 253V254H199ZM207 253V254H206ZM213 253L216 255H213ZM12 254V255H11ZM23 254V255H22ZM27 254V255H26ZM31 254H32V256H31ZM58 254V255H57ZM71 254V255H70ZM91 254V255H90ZM96 254V255H95ZM98 254V255H97ZM117 254V256H115ZM119 254V255H118ZM124 254H126V255H124ZM143 254V255H142ZM147 254V255H146ZM162 256H160V255ZM204 254V255H203ZM229 254L231 255V256H229ZM238 254V255H237ZM249 254H251V255H249ZM255 254V255H254ZM259 256H258V255ZM25 255V256H24ZM34 255V256H33ZM39 255V256H38ZM58 256L59 257V260H57L58 259V257H56V256ZM60 255V256H59ZM69 256L68 258H67V256ZM78 255V256H77ZM94 255V256H93ZM142 255V256H141ZM149 255V256H148ZM154 255V256H153ZM156 255H157V257H156ZM212 255V256H211ZM252 255L254 256L253 257V259H250L251 257H252ZM14 256H15V258H14ZM28 256H30V257H28ZM38 256V257H37ZM49 256H50V258H49ZM55 256V257H54ZM87 256V257H86ZM93 256V257H92ZM103 256V257H102ZM113 256H115V257H113ZM120 256H122V257H124L123 259L120 257ZM139 256H141V257H139ZM226 256V257H225ZM229 256V257H228ZM237 256H238V258L239 257H241L240 259H238L237 258ZM12 257V258H11ZM27 259H26V258ZM31 257H32V259H31ZM35 257V258H34ZM45 257V258H44ZM62 257H63V259H62ZM86 257V258H85ZM97 257V258H96ZM100 257V258H99ZM167 257H169V259L167 258ZM172 257V258H171ZM175 257V258H174ZM205 257H206V259H205ZM207 257H210V258H208V260L209 259H212V260H209L208 261V263H204V262H207ZM14 258V259H13ZM18 258V259H17ZM34 258V259H33ZM38 258V259H37ZM47 258V259H46ZM49 258V259H48ZM76 258V259H75ZM77 258H79V259H77ZM88 258V259H87ZM93 258V259H92ZM105 258V259H104ZM146 258V259H145ZM156 258V259H155ZM162 258L164 259V260H162ZM174 258V259H173ZM224 258V259H223ZM229 258V259H228ZM13 259V260H12ZM30 259H31V261L33 262H31L30 261ZM51 259V260H50ZM66 259V260H65ZM70 259V260H69ZM75 259V260H74ZM83 259L81 260V261H83ZM99 260V261H97L96 263H95V261L96 260ZM107 259V260H106ZM108 259H109V261H108ZM133 259V260H132ZM161 259V260H160ZM176 259V260H175ZM238 259V260H237ZM16 260H18V261H16ZM46 260H48V261H46ZM50 260V261H49ZM69 260V261H68ZM77 260V262H75ZM95 260V261H94ZM122 260H124V261H122ZM185 260V261H184ZM206 260V261H205ZM9 261V262H8ZM22 261V263H20ZM62 261V262H61ZM65 263H64V262ZM66 261H68V262H66ZM73 261H74V263H73ZM107 261V262H106ZM111 261V262H110ZM115 261V262H114ZM134 261V262H133ZM135 261H136V263H135ZM138 261V262H137ZM142 261V262H141ZM157 261V262H156ZM196 261V262H195ZM253 261V262H252ZM255 261V262H254ZM60 262V263H59ZM86 262V263H85ZM89 262V263H88ZM106 262V263H105ZM156 262V263H155ZM163 262V263H162ZM251 262V263H250ZM261 262V263H260ZM28 263V264H29ZM186 263H184V264H186ZM263 264H264V262H263Z\"/></svg>",
  "mask_w": 264,
  "mask_h": 264
},
{
  "label": "bare ground",
  "instance_id": "2",
  "mask_svg": "<svg viewBox=\"0 0 264 264\" xmlns=\"http://www.w3.org/2000/svg\"><path fill=\"white\" fill-rule=\"evenodd\" d=\"M2 1H4V0H2ZM18 1H19V0H18ZM20 1H21V0H20ZM29 1H30V0H28V2H29ZM36 1H37V0H36ZM49 1H50V0H49ZM51 1H52V0H51ZM59 1H60V0H59ZM65 1H67V0H65ZM70 1H71V0H70ZM70 1H69V2H70ZM84 1H86V0H84ZM84 1H83V3H84ZM128 1H129V0H128ZM131 1H132V0H131ZM138 1H140V0H138ZM158 1H159V0H158ZM158 1H157V2H158ZM191 1L194 2V1H197V0H190L189 2H191ZM206 1H208V0H206ZM213 1H214V0H213ZM231 1H232V0H231ZM231 1H230V2H231ZM234 1H235V0H234ZM234 1H233V2H234ZM238 1H242V2H243V0H238ZM248 1H249V0H248ZM252 1H253V0H252ZM258 1H259V0H257V2H258ZM34 2H35V1H34ZM41 2H44V1L42 0ZM47 2H48V1H47ZM80 2H81V5H82V0H81ZM86 2H88V1H86ZM99 2H100V1H99ZM105 2H106V0H105ZM134 2H135V0H134ZM155 2H156V1H155ZM187 2H188V1H187ZM203 2H205V1H203ZM209 2L212 3V0H211V1L209 0ZM235 2H236V4L238 3L237 1H235ZM235 2H234V3H235ZM249 2H250V1H249ZM249 2H246L247 6H251V7H252V5H249V4H250ZM257 2H256V3H257ZM31 3H32V2H31ZM35 3H36V2H35ZM35 3H34V4H35ZM51 3H53V2H51ZM65 3H66V2H65ZM78 3H79V2H78ZM115 3H116V2H115ZM128 3H131V2H128ZM137 3H139V2H137ZM144 3H146V2H144ZM191 3H192V2H191ZM196 3H197V2H195L194 5H195ZM200 3H201V0H200ZM225 3H226V1H225ZM225 3H224V4H225ZM248 3H249V4H248ZM254 3H255V1H254ZM256 3H255V5H257ZM260 3H261V2H260ZM260 3H259V5H261ZM263 3H264V2H263ZM3 4H4V3H3ZM22 4H23V3H22ZM22 4H20V5H22ZM25 4H26V3H25ZM27 4L29 5L30 3H27ZM27 4H26V5H27ZM44 4H45V3H44ZM89 4H90V7H91V4H92V3H89ZM97 4H98V3H97ZM113 4H114V3H113ZM134 4H136V2H135ZM163 4H164V3H163ZM204 4H205V3H204ZM214 4H217L216 6H218V8L220 7V6H219L220 4H218V3H214ZM222 4H223V2H222ZM229 4H230V3H229ZM229 4H228V5H229ZM232 4H233V3H232ZM239 4H240V3H239ZM239 4H238V5H239ZM242 4H243V3H242ZM242 4H241V5H242ZM246 4H245V6H246ZM9 5H10V4H9ZM12 5H13V3H12ZM18 5H19V4H18ZM28 5H27V6H28ZM39 5H40V4H39ZM84 5H85V3H84ZM93 5H94V3H93ZM122 5H124V4H122ZM132 5H133V4H132ZM136 5H137V4H136ZM146 5H148V4H146ZM157 5H158V4H157ZM157 5H156V6H157ZM159 5H160V4H159ZM159 5H158V6H159ZM161 5H162V3H161ZM196 5H197V4H196ZM23 6H24V5H23ZM50 6H51V5H50ZM50 6H48V7H50ZM61 6H62V5H61ZM76 6H77V4H76ZM85 6H86V5H85ZM130 6H131V4H130ZM144 6H145V4H144ZM150 6L152 7V5H150ZM154 6H155V5H154ZM154 6H153V7H154ZM162 6H163V5H162ZM162 6H161V7H162ZM200 6H201V4H200ZM204 6H205V5H204ZM212 6H213V3H212ZM216 6H214V8H215ZM230 6H233V5H230ZM261 6H262V5H261ZM261 6H260V7H261ZM39 7H40V6H38V8H39ZM42 7H43V6H42ZM45 7H47V6H45ZM55 7H57V6H55ZM83 7H84V6H83ZM118 7H119V6H118ZM118 7H117V8H118ZM127 7H128V5H127ZM132 7H133V6H132ZM146 7H147V6H146ZM159 7H160V6H159ZM161 7H160V8H161ZM236 7H237V6H236ZM236 7H234V8H236ZM242 7H243V6H242ZM16 8H17V7H16ZM18 8H19V7H18ZM35 8H36V6H35ZM38 8H37V11L39 10ZM43 8H44V7H43ZM51 8H53V7H51ZM74 8H75V6H74ZM101 8H102V7H101ZM122 8H123V7H122ZM133 8H134V7H133ZM140 8H141V7H140ZM199 8H200V7H199ZM209 8H210V7H209ZM221 8H223V6H222ZM224 8H225V5H224ZM234 8H233V9H234ZM243 8H244V7H243ZM246 8H247V7H246ZM255 8H256V6H255ZM2 9H4V8H2ZM6 9H7V8L5 7L4 10H6ZM14 9H15V8H14ZM22 9H23V8H22ZM45 9H46V8H45ZM47 9H48V8H47ZM57 9H58V8H57ZM105 9H106V8H105ZM105 9H103V10H105ZM110 9H111V8H110ZM110 9H109V10H110ZM112 9H113V8H112ZM119 9H120V7H119ZM134 9H135V8H134ZM136 9H137V11H138V8H136ZM149 9H150V8H149ZM155 9H156V8H155ZM155 9H154V10H155ZM167 9H169V8H167ZM184 9H185V8H184ZM184 9L181 10V12H182V11H185ZM190 9H191V8H190ZM192 9H193V8H192ZM216 9H217V7L215 8V10H216ZM225 9H226V8H225ZM233 9H232V10H233ZM240 9H241V8H240ZM240 9L237 8L238 11H239ZM257 9H260V11H261V8H257ZM257 9H255V12H257V11H256ZM9 10H10V9H9ZM12 10H13V9H12ZM88 10H89V8H88ZM107 10H108V9H107ZM107 10H106V11H107ZM115 10H116V9H115ZM126 10H128V9L126 8ZM139 10L142 11V9H139ZM150 10H151V9H150ZM162 10H164V8H163ZM175 10H176V8H175ZM188 10H189V9H188ZM188 10H186V12H187ZM205 10H206V9H205ZM213 10H214V9H213ZM213 10H212V12H211V11H210V12H211V13L216 12V14L218 13V10H217V11H214V12H213ZM227 10H228V9H227ZM229 10H230V8H229ZM237 10L234 11L233 13H235V12L238 13ZM263 10H264V9H263ZM2 11H3V10H0V13H1ZM40 11H41V8H40ZM40 11H38V12H40ZM43 11H44V10H43ZM51 11H52V10L50 9L48 12L50 13ZM100 11H101V10H100ZM117 11H118V10H117ZM117 11H116V12H117ZM122 11H123V10H122ZM140 11H139V12H140ZM164 11H165V10H164ZM173 11H174V10H173ZM173 11H171V12L173 13ZM176 11H177V10H176ZM176 11H175V13H176ZM250 11H251V10H250ZM260 11H259V12H260ZM3 12H5V11H3ZM7 12H9V11H7ZM16 12H17V10H16ZM23 12H24V11H23ZM25 12H26V11H25ZM61 12H62V11H61ZM67 12H68V11H67ZM67 12H65V13H67ZM74 12H75V11H74ZM101 12H102V11H101ZM110 12H111V10H110ZM112 12H114V10H113ZM118 12L121 13L120 10H119ZM129 12H130V11H129ZM132 12H133V11H132ZM171 12H169V13L171 14ZM177 12H178V11H177ZM181 12H178V13H181ZM196 12H197V11H196ZM219 12H220V11H219ZM221 12H223V11H221ZM227 12L230 13L229 11H227ZM259 12H258V13H259ZM51 13H52V12H51ZM71 13H72V12H71ZM71 13H70V14H71ZM124 13H125L124 16H123V12L121 13L122 15H120V16H121V17L123 16L124 19H126L125 16H127V14H126V12H124ZM140 13H141V12H140ZM163 13H164V12H163ZM163 13L160 14V15H163ZM165 13H167V10L165 11ZM169 13H168V14H169ZM184 13H185V12H184ZM184 13H183V14H184ZM211 13H210V15H211ZM223 13H224V12H223ZM223 13H222V14H223ZM243 13H245V12L243 11ZM258 13H257V14H258ZM261 13H262V11H261ZM13 14H14V13H13ZM25 14H26V13H25ZM41 14H42V13H41ZM41 14H38V15L35 14V16H36V15H37V16H40ZM44 14H45V13H44ZM52 14H53V13H52ZM52 14H51V16L54 15V14H53V15H52ZM70 14H69V15H70ZM96 14H97V13H96ZM101 14H102V13H100V15H101ZM103 14H104V13H103ZM103 14H102V15H103ZM107 14H108V13H107ZM107 14H106V15H107ZM112 14H113V13H112ZM114 14H115V12H114ZM130 14H131V13H130ZM132 14H134V13H132ZM153 14H154V13H153ZM181 14H182V13H181ZM203 14H206V13H203ZM207 14H208V13H207ZM220 14H221V13H220ZM222 14H221V15H222ZM245 14H246V13H245ZM257 14H256V15H257ZM72 15H73V14H72ZM93 15H94V14H93ZM98 15H99V14H98ZM106 15H105V16H106ZM135 15H137V13L134 14V16H135ZM138 15H139V14H138ZM155 15H156V14H155ZM160 15H159V16H160ZM237 15L239 16V14H237ZM241 15H242V14H241ZM6 16H7V15H6ZM46 16H47V15H46ZM48 16H49V15H48ZM112 16H113V15H112ZM130 16H131V15H130ZM153 16H154V15H153ZM153 16H152V17H153ZM164 16H165V15H164ZM172 16H174V15H171V17H172ZM201 16H202V15H201ZM216 16H217V15H215V17H216ZM218 16H219V15H218ZM224 16H225V15H224ZM252 16H253V13H252ZM252 16H251V17H252ZM22 17H23V16H22ZM41 17H42V15H41ZM49 17H50V16H49ZM58 17H59V16H58ZM58 17H56V18L58 19ZM106 17H107V16H106ZM121 17H119V19H120ZM123 17H122V18H123ZM132 17H133V16H132ZM135 17H136V16H135ZM135 17H133V18H131V19H132V20H135ZM150 17H151V16H150ZM152 17H151V18H152ZM155 17H156V16H155ZM162 17H163V16H162ZM212 17L214 18V16H212ZM212 17H211V18H212ZM232 17H233V16H232ZM247 17H248V16H247ZM251 17H250V18H251ZM253 17H254V16H253ZM253 17H252V18H253ZM259 17H261V15H259ZM262 17H264V15H262ZM23 18H24V17H23ZM25 18H27V16H26ZM30 18H31V17H30ZM47 18H48V17H47ZM52 18H53V17H52ZM52 18H51L50 20H52ZM61 18H62V16H61ZM69 18H70V17H69ZM78 18H79V17H78ZM127 18H128V17H127ZM178 18H179V17H178ZM178 18H177L176 20H178ZM187 18H188V17H187ZM207 18H209V17H207ZM207 18H206V19H207ZM241 18H243V17H241ZM241 18H237V19H241ZM0 19H1V18H0ZM21 19H22V18H21ZM35 19H39V17H38V18L36 17ZM40 19H41V18H40ZM57 19L54 20V21H56V23H54V26H55V24H58L57 22H59V21H58L59 19H58V20H57ZM131 19H130V20H131ZM156 19H158V18H156ZM170 19H171V18L169 17V21H170ZM184 19H185V18H184ZM184 19H183V20H184ZM216 19H217V17H216ZM220 19H221V18H220ZM220 19H219V20H220ZM226 19H227V17H226ZM229 19H232V20H233V18H230V17H229ZM235 19H236V18H235ZM246 19H247V18H246ZM256 19H257V18H256ZM256 19H255V20H256ZM259 19H260V18H259ZM28 20H29V19H28ZM63 20H64V19H63ZM130 20H129V22H130ZM154 20H155V19H153V20L151 19L150 21H154ZM167 20H168V18H167ZM167 20H166V21H167ZM209 20H210V19H209ZM219 20H218L217 22H220ZM241 20H242V21H245V20H243V19H241ZM252 20H253V19H251V21H252ZM9 21H10V20H9ZM18 21H19V20H18ZM25 21H26V20H25ZM37 21H38V20H37ZM39 21H40V20H39ZM54 21L52 20V22H54ZM75 21H77V19H76ZM109 21H110V20H109ZM113 21H114V20H113ZM136 21L138 22L139 19L135 20V22H136ZM142 21H143V20H142ZM162 21H164V20H162ZM172 21H173V20H172ZM174 21H175V20H174ZM174 21H173V22H174ZM191 21H192V20H191ZM223 21H224V20H223ZM225 21H226V20H225ZM246 21H247V20H246ZM246 21H245V22H246ZM0 22H1V21H0ZM52 22H51V23H52ZM63 22H64V21H63ZM65 22H67V24H68V21H67V20H65ZM77 22H78V21H77ZM77 22H76L75 25H77ZM139 22H140V21H139ZM145 22H146V21H145ZM158 22H159V21H158ZM179 22H180V20H179ZM192 22H193V21H192ZM192 22H191V24H192ZM206 22H208V21H206ZM211 22H212V21H211ZM213 22H214V20H213ZM227 22H228V21H227ZM235 22H236V20H234V22H233L234 25H235ZM9 23L11 24V22H9ZM9 23H8V24H9ZM27 23H28L29 26H30V23H31V22H30V23H29V22H26V23H25L26 26L28 25ZM35 23H36V22H35ZM40 23H42V21H41ZM40 23H38V24H40ZM45 23H46V22H45ZM70 23H71V22H70ZM81 23H82V22H81ZM140 23H142L141 25H143V22H140ZM150 23H151V22H150ZM152 23H153V22H152ZM152 23L149 25V26H151V28L154 26V25H153L154 23H153V24H152ZM203 23H205V22H203ZM203 23H202V25H201V28H202V26H203ZM242 23H244V22H242ZM259 23H260V22H259ZM0 24H1V23H0ZM22 24H23V23H22ZM52 24H53V23H52ZM52 24H51V25H52ZM73 24H74V23H73ZM164 24H165V23H164ZM170 24H171V22H170ZM173 24H174V23H172V26H173ZM175 24H176V23H175ZM209 24H210V23H208L207 25H209ZM213 24H216V23H213ZM220 24H221V23H219V27H220ZM226 24H227V23H226ZM226 24H225V25H226ZM251 24H253V23H251ZM75 25H74V27H75ZM144 25H145V24H144ZM156 25H157V22H156ZM166 25H167V24H166ZM178 25H179V24H178ZM196 25H197V24H196ZM223 25H224V24H223ZM234 25H233V27H234ZM241 25H242V24H241ZM254 25H255V24H254ZM257 25H258V23H257ZM9 26H10V25H9ZM9 26H8V27H9ZM20 26H23V25L20 24ZM34 26H35V25H34ZM34 26H31V27H32V28H35ZM37 26H38V25H37ZM56 26H57V25H56ZM105 26H106V25H105ZM137 26H139V25H137ZM145 26H147V24H146ZM169 26H170V25H169ZM175 26H176V25H175ZM204 26H205V25H204ZM213 26H214V25H213ZM213 26H212V27H213ZM230 26H231V25H230ZM255 26H256V25H255ZM258 26H260V27L263 28L264 25H263V26L258 25ZM6 27H7V26H6ZM58 27H59V26H57V28H58ZM77 27H78V26H77ZM97 27H98V26H97ZM142 27H143V26H142ZM142 27H140V28L142 29ZM156 27H157V26H156ZM164 27H165V26H164ZM178 27H179V26H178ZM178 27H177V29H178ZM209 27H210V26H209ZM216 27H218V26H216ZM225 27H226V26H225ZM231 27H232V26H231ZM233 27H232V28H233ZM235 27H236V26H235ZM252 27H253V26H252ZM50 28H54V27H51V26H50ZM85 28H86V27H85ZM104 28H105V27H104ZM136 28H137V27H136ZM143 28H145V27H143ZM147 28H150V27L147 26L146 29H147ZM165 28H166V27H165ZM167 28L169 29V27H167ZM194 28H195V27H194ZM194 28H193V29H194ZM232 28H229V29L231 30ZM30 29H31V28H30ZM37 29H38V27H37ZM47 29H48V27H47ZM72 29H73V28H72ZM86 29H87V28H86ZM101 29H102V28H101ZM146 29H145V30H146ZM162 29L165 31L164 28H162ZM177 29H176V30H177ZM181 29H183V26H182ZM205 29H206V28H205ZM250 29L252 30V28H250ZM3 30H4V29H3ZM3 30H2V31H3ZM11 30H12V28H11ZM27 30H28V29H27ZM44 30H45V29H44ZM54 30H55V29H54ZM152 30H153V32H154V28H152ZM183 30H184V29H183ZM198 30H199V29H198ZM202 30H203V29H202ZM207 30H209V29H207ZM233 30H234V29H232L231 31H233ZM263 30H264V29H263ZM263 30H262V31H263ZM45 31H46V30H45ZM52 31H53V30H52ZM141 31H142V30H141ZM157 31H159V30H157ZM178 31H179V30H178ZM235 31H236V30H235ZM244 31H245V30H244ZM244 31H243V32H244ZM246 31H248V30H246ZM253 31H254V30H253ZM253 31H252V32H253ZM12 32H13V31H12ZM62 32H63V30H62ZM62 32H61V33H62ZM70 32H71V31H70ZM74 32H75V31H74ZM79 32H80V30H79ZM79 32H78V33H79ZM136 32H137V31H136ZM153 32H152V33H153ZM180 32H181V31H180ZM201 32H202V31H201ZM201 32H200V33H201ZM211 32H212V31H211ZM241 32H242V31H241ZM243 32H242V34H243ZM0 33H1V32H0ZM37 33H38V32H37ZM41 33H42V32H40V34H41ZM50 33H51V32H50ZM52 33H53V32H52ZM105 33L107 34L108 32H105ZM131 33H132V32H131ZM155 33H156V32L153 33V37H154V35L156 36ZM170 33H173V32H170ZM182 33H183V31H182ZM185 33H186V32H185ZM233 33H234V32H233ZM32 34H33V33H32ZM32 34H31V35H32ZM38 34H39V33H38ZM38 34H35V33H34V35H38ZM40 34H39V35H40ZM75 34H77V33H75ZM80 34H81V33H80ZM80 34H77V35L79 36ZM128 34H129V33H128ZM159 34H160V33H159ZM225 34H226V33H225ZM229 34H230V32H229ZM238 34H239V32H238ZM13 35H15V34H13ZM21 35H24V34H21ZM21 35H20V36H21ZM25 35H27V34H25ZM25 35H24V36H25ZM34 35H32V36H34ZM43 35H44V34H43ZM45 35H46V34H45ZM64 35H66V34H64ZM67 35H68V33H67ZM67 35H66V36H67ZM89 35H91V34H89ZM92 35H93V34H92ZM92 35H91V36H92ZM144 35H145V34H144ZM165 35H166V34H165ZM165 35L162 34V36H165ZM168 35H169V34H168ZM170 35H171V34H170ZM177 35H178V34H177ZM196 35H198V34H196ZM223 35H224V34H222V37H223ZM231 35H232V34H231ZM231 35H229V37H230ZM248 35H249V34H248ZM254 35H255V34H254ZM254 35H253V36H254ZM256 35H258V34H256ZM256 35H255V37H256ZM8 36H9V35H8ZM18 36H19V35H18ZM24 36H23V37H24ZM32 36H31V37H32ZM41 36H42V34H41ZM66 36H65V37H66ZM138 36L141 37V35H138ZM151 36H152V34H151ZM162 36H161V38H162ZM178 36H179V35H178ZM186 36H187V35H186ZM190 36H192V35H190ZM200 36L202 37V35H200ZM200 36H199V37H200ZM206 36H207V35H206ZM218 36L221 37L220 35H218ZM232 36H233V35H232ZM245 36H247V35H245ZM249 36H251V35H249ZM263 36H264V34H263ZM27 37H29V33H28V36H27ZM27 37H26V38H27ZM35 37H36V36H35ZM35 37H34V38H35ZM71 37H72V36H71ZM74 37H75V36H74ZM134 37H136V34H135ZM171 37H172V36H171ZM176 37H177V36H176ZM179 37H181V36H179ZM199 37H198V38H199ZM201 37H200L199 39H200V41H203V40L201 39ZM213 37H216V38H217V35H215V36L213 35ZM219 37H218V40L220 39ZM224 37L227 38L226 35H225ZM237 37H238V36H237ZM237 37H236V38H237ZM16 38H17V37H16ZM21 38H22V37H21ZM39 38H40V37H39ZM42 38H43V36H42ZM155 38H157V36H156ZM203 38H204V37H203ZM206 38H207V37H205V39H206ZM231 38H233V37H231ZM240 38H242V37H240ZM17 39H20V38H17ZM35 39H36V38H35ZM52 39L56 40L55 38H52ZM52 39H51V41H52ZM58 39L61 40L62 38H58ZM68 39H69V38H68ZM99 39H101V38H99ZM135 39H136V38H134L133 40H135ZM143 39H144V38H143ZM145 39H146V38H145ZM174 39H175V38H174ZM199 39H198V40H199ZM209 39H210V38H209ZM211 39H212V36H211ZM211 39H210V40H211ZM213 39L215 40V38H213ZM213 39H212L211 41L208 40V41L210 42V44H213V43L215 42L214 44H216V46H217V44H220V43H221V42H218V43H217L218 40H217V41H216V40L213 41ZM242 39H245V37H243ZM10 40H11V39L7 40V42L10 41ZM12 40L14 41V39H12ZM28 40H29V38H28ZM31 40H33V38L30 39L28 42H30ZM42 40H43V39H42ZM45 40H46V39H44L42 42H44ZM54 40H53V41H54ZM130 40H131V39H130ZM130 40H128V41H129V44H127L126 41L124 42V44H125V48H126V49L128 48L126 45H129V46H130ZM148 40H149V39H148ZM151 40H152V38H151ZM154 40H155V39H154ZM156 40H157V39H156ZM165 40H166V39H165ZM169 40H170V39H169ZM187 40H189V39H187ZM194 40H196V39H194ZM198 40H197V42H198ZM225 40H226V39L223 40L222 45H225V44H224V41H225ZM229 40L231 41V39H229ZM232 40H233V39H232ZM246 40H247V39H246ZM246 40H245V41H246ZM250 40H251V38H250ZM250 40H249V41H250ZM260 40H261V39H260ZM21 41H22V40H21ZM24 41H25V39H24ZM34 41H35V40H34ZM61 41H62V40H61ZM63 41H65V39H64ZM72 41H73V40H72ZM76 41H77V40H76ZM110 41L112 42V40H110ZM117 41H118V44H119L118 46H120L121 44L119 43V40H117ZM117 41H115V44H117V43H116ZM166 41H167V40H166ZM184 41H185V40H184ZM200 41H199V42H200ZM204 41H205V40H204ZM204 41H203V43H204ZM206 41H207V39H206ZM219 41H222V39L219 40ZM227 41H228V39L226 40L225 43H227ZM230 41H228V42H230ZM242 41H243V40H242ZM242 41H239L238 43H240V42H242ZM245 41H243V42H245ZM247 41H248V40H247ZM249 41H248V42H249ZM251 41H252V40H251ZM257 41L260 42L259 40H257ZM15 42H20V41H15ZM15 42H14V43H15ZM26 42H27V40H26ZM26 42H25V43H26ZM39 42H40V41H39ZM69 42H70L71 44H73V43L71 42V40H70ZM80 42H81V41H80ZM80 42H79V43H80ZM82 42H83V41H82ZM122 42H123V41H122ZM122 42H121V43H122ZM133 42H134V41H133ZM135 42H136V41H135ZM138 42H140V41H138ZM138 42H136V43H137V46H138ZM173 42H175V41H173ZM195 42H196V41H195ZM199 42H198V43H199ZM209 42H207V43L209 44ZM212 42H213V43H212ZM48 43H50V42H48ZM70 43H69V44H70ZM77 43H78V42H77ZM85 43H86V42H85ZM85 43H84V44H85ZM113 43H114V41H113ZM141 43H142V42H141ZM160 43H161V42H160ZM162 43H163V42H162ZM175 43H178V42H175ZM175 43H174V44H175ZM200 43H201V42H200ZM235 43H236V42H235ZM6 44H8V43H5V47L8 46V47H11V49H12V46L14 45V44H11V43H10L11 46H10V45H7V46H6ZM26 44H27V43H26ZM30 44H31V43H30ZM51 44H52V43H51ZM80 44H81V43H80ZM168 44H170V43L168 42ZM172 44H173V43H172ZM188 44H189V43H188ZM190 44L192 45V43H190ZM194 44H195V43H194ZM201 44H202V43H201ZM204 44H205V43H204ZM214 44H213L212 46H209V45H208V46H209L208 48L213 47ZM232 44L235 45L234 43H231V46H232ZM16 45L18 46L19 44L17 43V44H15L14 46H16ZM64 45H65V44H64ZM140 45H141V44H140ZM176 45H177V44H176ZM180 45H181V44H180ZM206 45H207V44H206ZM227 45L229 46L230 43H229V44H226V46H227ZM236 45H237V44H236ZM14 46H13V48H14ZM19 46H22V45L20 44ZM19 46H18V47H19ZM26 46H27V45H26ZM49 46H50V44H49ZM67 46H69V45H67ZM72 46H75V45H72ZM80 46H81V45H80ZM80 46H79V47H80ZM85 46H86V45H85ZM92 46H93V45H92ZM96 46H97V45H96ZM103 46H105V45H103ZM137 46H136V47H137ZM166 46H167V45H166ZM193 46H194V45H193ZM198 46L200 47V45H198ZM226 46H225V47H226ZM231 46H230V47H231ZM249 46H250V44H249ZM1 47H2V46H1ZM1 47H0V49H1ZM5 47H3V48H5ZM156 47H157V46H156ZM171 47H172V46H171ZM175 47H176V46H175ZM175 47H173V48H175ZM178 47H179V46H178ZM178 47H177V48H178ZM181 47H182V46H181ZM183 47H184V46H183ZM194 47H195V46H194ZM205 47H206V46H205ZM220 47H221V45H220ZM225 47H224V48H225ZM238 47H239V46H238ZM238 47L235 46V48H238ZM244 47H245V44H244ZM244 47H243V48H244ZM16 48H17V47H16ZM28 48H29V47H28ZM47 48H48V47H47ZM49 48H50V47H49ZM74 48H75V47H74ZM82 48H83V47H82ZM86 48H87V47H86ZM86 48H85V49H86ZM89 48H90V47H89ZM120 48H123V47H120ZM125 48H123L122 50H124ZM130 48H132V47H130ZM130 48H128V49H130ZM134 48H135V46H134ZM203 48H204V47H203ZM224 48H222V50H223ZM226 48H227L228 50L230 49V48H228V47H226ZM226 48H225V49H226ZM235 48H234V49H235ZM256 48H257V47H256ZM5 49H6V48H5ZM37 49H38V48H37ZM75 49H76V48H75ZM140 49H141V47H140ZM153 49H154V48H153ZM169 49H170V48H169ZM171 49H172V48H171ZM186 49H187V48H186ZM192 49H193V47H192ZM195 49H196V48H195ZM1 50H3V49H1ZM1 50H0V51H1ZM12 50H13V49H12ZM14 50L16 51V49H14ZM17 50H18V51H16V52L19 53V50H20V49H17ZM70 50H71V49H70ZM178 50H179V49H178ZM178 50H177V53H178ZM190 50H191V49H190ZM197 50H199V49H197ZM210 50H211V49H210ZM231 50H232V49H231ZM236 50H237V49H236ZM238 50L241 51V49H239V48H238ZM88 51H89L88 53L90 54V51H91V50H88ZM94 51H95V53H96L98 50H97V51L94 50ZM103 51H104V50H103ZM133 51H134V50H133ZM145 51H146V50H145ZM145 51H143V54H142L143 56H144V52H145ZM158 51H159V50H158ZM158 51L156 52V50H155L156 55L159 53ZM169 51H170V50H169ZM191 51H192V50H191ZM191 51H190V52H191ZM194 51H195V50H194ZM214 51H215V50H214ZM251 51H252V50H251ZM253 51H254V49H253ZM253 51H252V52H253ZM256 51H258V50H256ZM24 52H25V51H24ZM99 52H100V51H99ZM134 52L136 53V51H134ZM134 52H133V53H134ZM140 52H141V50H140ZM167 52H168V51H167ZM167 52H166V53H167ZM174 52H176V51H174ZM187 52H189V51H187ZM198 52H199V51H198ZM198 52H196V54H197ZM212 52H213V51H212ZM217 52H218V51H217ZM223 52H224V51H223ZM223 52H221V53H223ZM9 53L13 54L12 52H9ZM20 53H21V52H20ZM20 53H19V54H20ZM59 53H60V52H59ZM63 53H66V52H63ZM63 53L61 52V55H63ZM93 53H94V52H93ZM95 53H94V54H95ZM108 53H110V52H108ZM116 53H117V52H116ZM123 53H124V52H123ZM135 53H134V54H135ZM166 53H165V54H166ZM194 53H195V52H194ZM201 53H202V51H201ZM237 53H239V52L237 51ZM4 54H5V53H4ZM19 54H18V55H19ZM29 54H31V53L29 52ZM29 54H28V55H29ZM94 54H92V56H93ZM114 54H115V53H113V54L111 55V53H110V55H111L112 58L117 59V58H118V55H119V58L121 57L120 55L122 54V52H121L120 54L118 53V55L116 54L117 57H113ZM129 54H130V53H129ZM145 54L147 55V57H148V56H151V55H150L151 52H149V53L147 52V53H145ZM153 54H154V53H153ZM159 54H160V53H159ZM181 54H182V53H181ZM218 54H219V52H218ZM254 54H255V53H254ZM262 54H263V53H262ZM2 55H3V54H2ZM2 55H1V56H2ZM20 55H22V53H21ZM24 55H25V54H24ZM57 55H58V54H57ZM96 55H97V54H96ZM98 55H99V54H98ZM110 55H108V56H110ZM142 55H140V57H139V53H138V57H139V58H141ZM162 55H163V54H162ZM206 55H207V54H206ZM259 55L261 56V53H260ZM31 56H32V54H31ZM59 56H60V55H59ZM90 56H91V54H90ZM99 56H102V55H99ZM103 56H104V55H103ZM106 56H107V54H106ZM106 56H105V57H106ZM124 56H126V54H125ZM130 56H131V55H130ZM197 56H199V55H197ZM222 56H224V54H222ZM234 56H235V55H234ZM241 56H242V55H241ZM241 56H240V57H241ZM252 56H253V55H252ZM256 56H257V55H256ZM57 57H58V56H57ZM60 57H62V56H60ZM126 57H127V56H126ZM133 57H135V56H133ZM156 57H159V58H160V56H158V55H157ZM166 57H167V56H166ZM172 57H173V56H172ZM205 57H206V56H205ZM210 57H211V56H210ZM213 57H214V56H212V58H213ZM258 57H259V56H258ZM262 57H264V54L261 56V58H262ZM2 58H3V56H2ZM6 58L8 59V57H6ZM91 58H93V57H91ZM97 58H98V56H97ZM100 58H102V57H100ZM131 58H132V57H131ZM136 58H137V57H136ZM136 58H135V60H136ZM142 58H143V57H142ZM150 58H151V57H150ZM150 58H146V57H145L146 60H149ZM162 58H163V57H162ZM182 58H183V57H182ZM188 58H189V55H188ZM199 58H200V57H199ZM199 58L196 59V57H195L194 59H195V60H199ZM206 58H207V57H206ZM215 58H216V57H214V59H215ZM241 58L243 59V61H244L245 59H247V57H244V58L241 57ZM249 58H251V57H249ZM255 58H256V57H255ZM0 59H1V58H0ZM39 59H40V58H39ZM42 59H43V58H42ZM47 59H48V58H47ZM51 59H52V58H51ZM57 59H58V58H57ZM60 59H61V61L64 60L63 57L60 58ZM86 59H88V58H86ZM94 59H95V55H94ZM104 59H105V58H104ZM104 59H103V60H104ZM109 59L111 60V58L108 57V62L110 61ZM143 59H144V58H143ZM145 59H144V60H145ZM151 59H153V58H151ZM151 59H150V61H151ZM184 59H185V58H184ZM208 59H209V58H208ZM208 59H207V60H208ZM214 59H213V62L215 61ZM216 59H218V58H216ZM224 59H225V57H224ZM236 59H237V58H236ZM40 60H41V59H40ZM48 60H49V59H48ZM58 60H59V59H58ZM58 60H55V61H58ZM74 60H75V59H74ZM88 60H89V59H88ZM98 60H99V58H98ZM98 60L96 59V63H98V62L100 63V61H98ZM119 60H120V59H119ZM119 60H117V61L120 63ZM121 60H122V59H121ZM135 60H134V62H135ZM144 60H143V61H144ZM146 60H145V61H146ZM156 60H157V59H156ZM156 60H155V61H156ZM162 60H163V59H162ZM190 60H192V59L190 58ZM202 60H203V58H202ZM207 60H205V62H206ZM209 60L212 61L211 59H209ZM209 60H208V61H209ZM218 60H219V59H218ZM220 60H221V59H220ZM237 60H239V59H237ZM240 60H241V59H240ZM252 60H253V59H252ZM252 60H251V61H252ZM32 61H34V59H33ZM36 61H37V60H36ZM36 61H35V64H36ZM38 61H39V60H38ZM45 61H46V60H45ZM49 61H50V60H49ZM51 61H52V60H51ZM61 61H59L58 64L63 63V62H61ZM140 61H141V60H139V61L137 60V62H139V63H140ZM163 61H164V60H163ZM200 61H201V60H200ZM210 61H209V62H210ZM222 61H224V60L222 59ZM230 61H232V60H230ZM234 61H235V59H234ZM246 61H248V59H247ZM25 62H26V61H25ZM28 62H29V59H28ZM53 62H54V61H53ZM71 62H72V61H71ZM75 62H79V60H78V61L76 60ZM82 62H83V63H82ZM91 62H92V61H91ZM91 62H89V63L91 64ZM106 62H107V58H106ZM108 62H107V63H108ZM110 62L112 63V62H113V59H112ZM110 62H109V63H110ZM115 62H116V61H115ZM126 62H127V60H126ZM137 62H136V63H137ZM157 62H158V61H157ZM182 62H184V61H180V63H182ZM193 62H194V60H193ZM197 62H198V61H196V63H197ZM226 62H227V60H226ZM228 62H229V61H228ZM228 62H227V63H228ZM236 62H237V61H236ZM236 62H233V61H232V63H236ZM244 62H245V61H244ZM29 63H31V62H29ZM44 63H45V62L43 61V64H44ZM69 63H70V61H69ZM73 63H74V62H73ZM73 63H72V64H73ZM79 63H80V62H79ZM81 63H82V65H83V64H84V60H83V61L81 60ZM127 63H128V62H127ZM130 63H131V62H130ZM139 63H138V64H139ZM198 63H199V62H198ZM202 63H203V62H202ZM223 63H224V62H223ZM242 63H243V62H242ZM248 63H249V62H248ZM25 64H27V62H26ZM33 64H34V63H33ZM40 64H41V62H40ZM40 64H37V65H40ZM43 64H42V65H43ZM64 64H65V63H64ZM86 64H87V62H85V66H86ZM93 64H95V60H94V63H93ZM113 64H114V62L112 63V65H113ZM117 64H118V63H117ZM122 64H123V63H121V65H122ZM124 64H125V63H124ZM138 64H137V65H138ZM144 64H145V63H144ZM245 64H247V63H245ZM262 64H263V63H262ZM18 65H21V64H18ZM18 65H17V66H18ZM22 65H24V64H22ZM67 65H68V64H67ZM76 65H77V64H76ZM76 65H74V66H76ZM88 65H89V64H88ZM95 65H96V64H95ZM99 65H100V64H99ZM101 65H103V64H101ZM106 65H107V64H106ZM112 65H110V67H114V66H115V65H113V66H112ZM121 65H119V66H121ZM137 65H135V66H137ZM140 65H141V64H140ZM149 65H150V64H149ZM159 65H160V63H159ZM162 65H163V64H162ZM242 65H243V64H242ZM0 66H1V65H0ZM17 66H16V67H17ZM27 66H28V64H27ZM29 66H30V65H29ZM61 66H62V65H61ZM64 66H66V65H63L62 67L64 68ZM70 66H73V65H70ZM77 66H78V65H77ZM79 66L82 68L81 65H79ZM93 66H94V65H93ZM97 66H98V65H97ZM122 66H123V65H122ZM122 66H121V68H123ZM132 66H134V65H132ZM141 66H142V65H141ZM147 66H148V65H147ZM157 66H158V65H157ZM204 66H205V65H204ZM213 66H214V65H213ZM219 66L221 67V65H219ZM226 66H227V65H226ZM261 66H262V65H261ZM16 67H15V70L17 69ZM22 67H23V66H22ZM22 67H20V68L23 69V70H25V71H26V69H27V70L29 69V67H28V68H26V67H23V68H22ZM31 67H32V66H31ZM37 67H38V66H36V68H37ZM88 67H90V65H89ZM88 67H87V68H88ZM99 67H100V66H99ZM105 67H107V66H105ZM105 67H103V68H105ZM110 67H109V68H110ZM142 67H143V66H142ZM144 67H145V66H144ZM202 67H203V65H202ZM217 67H218V65H217ZM222 67H223V64H222ZM257 67H258V66H257ZM0 68H1V67H0ZM20 68H19V69H20ZM24 68H26V69H24ZM32 68H33V71H32L31 68H30L29 70H31L32 72H35V71H34V67H32ZM63 68H62V70H64ZM66 68H67V67H66ZM69 68H70V67H69ZM69 68H68V69H69ZM93 68H94V67H93ZM103 68L100 67L99 69H103ZM118 68H119V67H118ZM121 68H120V69H121ZM149 68L151 69V67H149ZM149 68H148V69H149ZM206 68H207V67H206ZM218 68H219V67H218ZM223 68H224V67H223ZM223 68H222V69H223ZM230 68H233V66L230 67ZM236 68H237V66H236ZM39 69H40V68H39ZM39 69H38V70H39ZM68 69H67V70H68ZM88 69H90V68H88ZM96 69H97V67H96ZM110 69H111V68H110ZM113 69H114V68H113ZM113 69H112V70H113ZM129 69H130V68H129ZM131 69H132V71L134 70V68H131ZM150 69H149V70H150ZM166 69H167V68H166ZM216 69H217V68H216V66H215V70H216ZM255 69H257V68H255ZM9 70H10V68H9ZM11 70H12V68H11ZM23 70H21V71H23ZM35 70H36V69H35ZM38 70H37V71H38ZM86 70H87V69H86ZM92 70H93V69H92ZM92 70H91V71H92ZM103 70H105V69H103ZM112 70H111V71L108 70L109 74L112 72ZM118 70H119V69H118ZM118 70H117L116 72H118ZM143 70H144V69H143ZM146 70H147V69H146ZM218 70H219V69H218ZM25 71H24V72H25ZM39 71H40V70H39ZM58 71H59V70H58ZM79 71H80V70H79ZM94 71H95V70H93V72H94ZM101 71H102V70H101ZM144 71H145V70H144ZM163 71H164V70H163ZM211 71L214 73V70H213V69H212ZM261 71H262V70H261ZM14 72H15V71H14ZM14 72L11 73V74H14ZM17 72H18V71H17ZM17 72H16V73H17ZM41 72H42V71H41ZM61 72H63V71H61ZM66 72H67V71H66ZM68 72H69V73H68ZM68 72H67L65 75L70 74V71H68ZM75 72H76V70H75L73 73H71V74H74ZM95 72H96V71H95ZM98 72H99V71H98ZM104 72H105V71H102V74H103ZM106 72H107V70H106ZM108 72H107V73H108ZM116 72L113 71V73H116ZM126 72H127V71H126ZM128 72H129V71H128ZM133 72H134V71H133ZM151 72L153 73L152 70L150 71V73H151ZM198 72H200V71H198ZM215 72H216V71H215ZM262 72H263V71H262ZM42 73H43V72H42ZM64 73H65V72H64ZM99 73H100V72H99ZM138 73H139V72H138ZM143 73H144V72H143ZM143 73H140V74H143ZM146 73H147V72H146ZM152 73H151V75H152ZM164 73H165V71H164ZM216 73H217V72H216ZM249 73H251V72H249ZM263 73H264V72H263ZM6 74H8V73H6ZM17 74H18V73H17ZM21 74H22V73H20V75H21ZM26 74H27V73H26ZM28 74H30V73L28 72ZM28 74H27V75H28ZM31 74H34V73H31ZM31 74L28 75V76H31V77H32L33 75H31ZM36 74H37V73H36ZM39 74H41V73L38 72V76H39ZM43 74H44V73H43ZM61 74H62V73H61ZM76 74H77V73H75V75H76ZM100 74H101V73H100ZM102 74H101V75H102ZM126 74H127V73H126ZM140 74H139V75H140ZM155 74H156V73H155ZM155 74H153V75H155ZM180 74H181V73H180ZM208 74H209V73H208ZM211 74H212V73L210 72V75L205 77L206 80L209 79V77L211 76ZM221 74H222V73L220 72V75H221ZM247 74H248V72H247ZM251 74H252V73H251ZM253 74H254V73H253ZM256 74H257V73H256ZM256 74H254V75H252V76L250 75L249 77H250V78H251V77H254ZM9 75H10V74H9ZM20 75H19V77H20ZM41 75H42V74H41ZM110 75H111V74H110ZM117 75H118V73H117ZM120 75H121V74H120ZM122 75H123V74H122ZM139 75H138V76H139ZM144 75H145V74H144ZM151 75L149 76L150 79H151ZM185 75H187V73H185ZM195 75L197 76V74H195ZM213 75H214V74H213ZM218 75H219V74H218ZM240 75H241V74H240ZM244 75H245V74H244ZM244 75H243V77H244ZM17 76H18V75H17ZM17 76H16V78L20 79V78L17 77ZM21 76H22V75H21ZM46 76H47V75H46ZM58 76H59V75H58ZM58 76H57V75H56V76L54 75L53 77H56V78H57ZM62 76H63V75H62ZM91 76H92V75H91ZM134 76L136 77V75H134ZM163 76H164V75H163ZM163 76H161V78H160V76H157V78L159 77V79H162ZM257 76H258V78H256ZM257 76L255 77L256 80H258L259 78H262V77H259V76H261L260 74L257 75ZM4 77H5V75H4ZM8 77H9V76H8ZM11 77H12V76H11ZM11 77H9V78L11 79ZM14 77H15V75H14ZM49 77H51V76H49ZM73 77H75L76 79H78V81H79V79H80V78H78L77 76H73ZM73 77H72V78H73ZM93 77H94V76H93ZM93 77H92V78H93ZM112 77H113V76H112ZM119 77H120V76H118V78H119ZM122 77H123V76H122ZM189 77H190V76H189ZM207 77H208V78H207ZM238 77H239V79L242 78V76H241V77L238 76ZM247 77H248V76H247ZM249 77H248V79H249ZM0 78H1V77H0ZM2 78H3V76H2ZM58 78H59V77H58ZM68 78H69V77H68ZM68 78H67V80H70V79H68ZM70 78H71V77H70ZM72 78H71V80H72ZM146 78H148V77H145V79H146ZM166 78H167V77H166ZM193 78H194V77H192L191 79H189V81H191ZM255 78H254V79H255ZM6 79H7V78H6ZM12 79H13V78H12ZM18 79H17V80H18ZM81 79H83L82 76H81ZM81 79H80V80H81ZM87 79H88V80H87L88 82L91 81V78H90V79L87 78ZM132 79H133V78H132ZM202 79H203V78H202ZM212 79L214 80L213 77H212ZM212 79H210V80L213 81ZM235 79H236V78H235ZM7 80H8V79H7ZM13 80H14V79H13ZM50 80H51V79H50ZM55 80H56V79L54 78V80H52V81H55ZM62 80H63V79H62ZM104 80H105V79H104ZM125 80H126V79H125ZM147 80H148V79H147ZM174 80H175V78H174ZM174 80H173V81H174ZM176 80H177V79H176ZM176 80H175V83H176ZM199 80H200V79H199ZM204 80H205V79H204ZM9 81H10V80H9ZM59 81H60V80H59ZM81 81H82V80H81ZM83 81H84V80H83ZM83 81H82V82H83ZM87 81H86V79H85L84 82L86 83ZM105 81H106V80H105ZM105 81H104V82H105ZM143 81H144V80H143ZM168 81H169V80H168ZM170 81H171V79H170ZM197 81H198V80H197ZM200 81H201V80H200ZM200 81H199V82H200ZM214 81H216V80H214ZM221 81H222V79H221ZM243 81H244V79H243ZM243 81L240 80V81H239V84H240V82H242L241 84H243ZM251 81H252V80H251ZM261 81H263V80H261ZM261 81H260V82H261ZM1 82H2V80H1ZM5 82H6V81H5ZM14 82H15V81L12 82L13 85H14ZM18 82H19V81H18ZM63 82H64V80H63ZM66 82H67V81H66ZM74 82H75V80H74ZM84 82H83V85H84ZM94 82H97V81H93V83H94ZM98 82H99V81H98ZM104 82H103V83H104ZM120 82H122V81H120ZM125 82H126V81H125ZM128 82H129V81H128ZM131 82H132V81H131ZM180 82H181V81H180ZM193 82H195V80H193ZM222 82H223V81H222ZM232 82H233V81L231 80L230 83H232ZM245 82H246V81H245ZM9 83H10V82H9ZM58 83H59V82H58ZM113 83H114V82H113ZM113 83H110L111 86L113 85ZM168 83H169V82H168ZM168 83H167V84H168ZM173 83H174V82H173ZM173 83H172V84H173ZM197 83H198V82H197ZM207 83H208V82H207ZM207 83H206V84H207ZM214 83H215V82H214ZM214 83H213V84H214ZM235 83H236V82H235ZM0 84H2V83H0ZM3 84H4V83H3ZM51 84H53V83H51ZM81 84H82V83H81ZM99 84H102L101 81H100ZM99 84H98L97 86H100ZM106 84H109V83H106ZM106 84H105V85H106ZM125 84H127V83H125ZM131 84H132V83H131ZM176 84H177V83H176ZM178 84H179V83H178ZM202 84H203V81H202ZM206 84H205V85H206ZM215 84H216V83H215ZM217 84H218V83H217ZM226 84H228V83H226ZM236 84H237V83H236ZM241 84H240V86H241V87H244V86H242ZM249 84H250V83H249ZM259 84H260V83H259ZM9 85H10V84H9ZM48 85H49V84H48ZM56 85H57V84H56ZM56 85H55V86H56ZM58 85H59V87H60V84H58ZM66 85H67V84H66ZM88 85H90V84H88ZM94 85H95V84H94ZM123 85H124V84H123ZM133 85H134V84H133ZM247 85H248V83H247ZM7 86H8V85H7ZM37 86H42V85H36V87H35L36 89H34V86H33V88H32L33 91H34V90H35V91L37 90V88H38ZM106 86H107V85H106ZM108 86H109V85H108ZM108 86H107V87H108ZM135 86H136V85H135ZM144 86H145V85H144ZM148 86H149V85H148ZM151 86H152V85H150L149 88H150ZM166 86H167V85H166ZM171 86H172V85H171ZM178 86H179V85H178ZM182 86H183V85H182ZM203 86H204V85H203ZM235 86H236V85H235ZM254 86H255V84L253 85V88H252V89H254ZM31 87H32V86H31ZM59 87H58V88H59ZM89 87H90V86H89ZM89 87L87 86V88H89ZM91 87H92V86H91ZM117 87H118V89L115 87V88H116V95H117L119 92H121V91H118V90H120L119 87H121V84H119V86L117 85ZM128 87H129V86H128ZM136 87H137V86H136ZM145 87H146V86H145ZM155 87H156V86H155ZM174 87H175V86H173V88H174ZM207 87L209 88V85H207ZM210 87H211V86H210ZM212 87H213V86H212ZM212 87H211V88H212ZM218 87H220V86H218ZM221 87H223V86H221ZM221 87H220V88H221ZM228 87H229V86H228ZM228 87L226 86L227 90H228ZM237 87H238V86H237ZM250 87H251V86H250ZM261 87H262V84H261ZM0 88H1V87H0ZM4 88H5V87H4ZM23 88H24V87H23ZM23 88H21V89L19 88V89L22 91V90H25L27 87L24 88V89H23ZM42 88H43V87H42ZM54 88H56V87H54ZM58 88H57V89H58ZM60 88H61V87H60ZM66 88H67V87H66ZM73 88H74V87H73ZM108 88H109V87H108ZM112 88H113V87H112ZM115 88H114V89H115ZM134 88H135V87H134ZM141 88H142V87H141ZM153 88H154V87H153ZM226 88H225V90H226ZM229 88H230V87H229ZM255 88H256V87H255ZM9 89H11V88H9ZM39 89H40V88H39ZM48 89H49V88H48ZM71 89H72V88H71ZM99 89H100V88H99ZM125 89H126V88H125ZM150 89L152 90V88H150ZM150 89H149V91H150ZM156 89H157V88H156ZM156 89H155V90H156ZM159 89H160V88H159ZM178 89H179V88H178ZM178 89H177V90H178ZM181 89H182V88H181ZM192 89H193V88H192ZM192 89H191V90H192ZM230 89H232V88H230ZM230 89L228 90V93L231 91ZM4 90H5V89H1V93L3 92L2 94H4V93L6 92L7 89L5 90V92H4ZM12 90H13V92H14L15 88L12 89ZM20 90H19V91H20ZM41 90H42V89H40V90H38V91L40 92ZM82 90H83V89H82ZM82 90H81V92H82ZM85 90H86V89H85ZM85 90H83V92H85ZM88 90H89V89H88ZM112 90H113V89H112ZM140 90H141V89H140ZM155 90H154V91H155ZM175 90H176V89H175ZM221 90H222V89H221ZM225 90L223 89V92H222V93H224ZM248 90H249V89H248ZM9 91H10V90H9ZM9 91H8V92H9ZM17 91H18V90H17ZM17 91L15 90V93H16ZM31 91H32V90H31ZM35 91H34V92H35ZM50 91H51V90H50ZM67 91H68V90H67ZM70 91H71V90H70ZM70 91H69V92H70ZM86 91H87V90H86ZM97 91H98V90H97ZM97 91H96V92H97ZM99 91H101V90H99ZM99 91H98V92H99ZM113 91H114V90H113ZM117 91H118V93H117ZM122 91H123V90H122ZM129 91H130V90H129ZM134 91H135V90H134ZM146 91H147V90H145V92H146ZM163 91H164V90H163ZM178 91H179V90H178ZM178 91L176 92V94L178 93ZM193 91H194V89H193ZM193 91H192V92H193ZM236 91L239 92V90H237V89H236ZM245 91H246V89H245ZM256 91H257V90H256ZM10 92H11V91H10ZM24 92H26V91H24ZM28 92H30V90H28ZM39 92H37V93H39ZM73 92H75V91H73ZM76 92L78 93V92H80V91H77V90H76ZM76 92H75V93H76ZM91 92L94 93V91H91ZM109 92H110V91H109ZM111 92H112V91H111ZM143 92H144V91H143ZM145 92H144V94H146ZM155 92H157V91H155ZM182 92H184V91H182ZM211 92H213V91H211ZM217 92H218V91H217ZM238 92H236V94H237ZM253 92H254V91H253ZM258 92H259V91H258ZM258 92H257V93H258ZM261 92H263V91H261ZM261 92H259V93L261 94ZM11 93H12V92H11ZM22 93H23V92H22ZM87 93H88V92H87ZM102 93H103V92L101 91V92H100V96H101ZM107 93H108V92H107ZM114 93H115V91H114ZM114 93H113L112 95H114ZM128 93H131V91H130V92H127V94H128ZM139 93H140V91H139ZM184 93H185V92H184ZM190 93H191V92H190ZM215 93H216V92H215ZM228 93H227V95H228ZM230 93H231V92H230ZM232 93H233V90H232ZM234 93H235V92H234ZM240 93H241V92H240ZM257 93H256V94H257ZM7 94H8V93H7ZM44 94H46V93H44ZM44 94H43V95H44ZM49 94H51V93L49 92ZM49 94L47 93V95H49ZM68 94H70V93H68ZM84 94H86V92H85ZM88 94H89V93H88ZM95 94L98 95V93H95ZM108 94H109V93H108ZM120 94H121V93H120ZM122 94H123L124 96L126 95L125 92L122 93ZM122 94H121V96H122ZM131 94H133V92H132ZM131 94H130V95H131ZM141 94H142V93H141ZM166 94H168V93L166 92ZM179 94H180V93H178L177 95H179ZM192 94H193V93H191V95H192ZM220 94H221V93H220ZM220 94H219V95H220ZM238 94H239V93H238ZM248 94H249V93H248ZM248 94H245L244 96L247 95V97H248V96H252L251 98L254 97L253 94H250V95H248ZM260 94H259V96H260ZM0 95H1V94H0ZM10 95H11V94H10ZM14 95L17 96L16 94H14ZM18 95H19V94H18ZM26 95H27V94H26ZM29 95H30V94H29ZM29 95H28V96H29ZM32 95H33V94H32ZM47 95H46V96H47ZM51 95H52V94H51ZM59 95H60V94L55 95V96H59ZM116 95H115V96H116ZM128 95H129V94H128ZM130 95H129V96H130ZM138 95H139V94H138ZM151 95H152V94H151ZM151 95H150V97H151ZM184 95H185V94H184ZM189 95H190V94H189ZM233 95H234V94H233ZM4 96L6 97V95H4ZM4 96L2 95V98H3ZM15 96H14V97H15ZM39 96H40V95H39ZM53 96H54V94H53ZM67 96H68V95H67ZM81 96H83V95L81 94ZM90 96H91V95H90ZM103 96H104V95H103ZM118 96H119V94H118L117 97H116V98H117V101L119 100ZM129 96H128V97H129ZM157 96H158V94H157ZM160 96H161V94H160ZM160 96H158V97H160ZM179 96H180V95H179ZM179 96H178V97H179ZM203 96H204V95H203ZM213 96H214V94H213ZM0 97H1V96H0ZM8 97H9V95H8ZM11 97L14 98L13 95H11ZM19 97H20V95H19ZM26 97H27V96H26ZM60 97H61V96H60ZM60 97H59V98H60ZM86 97H88V95H87ZM95 97H99V96H95ZM107 97H108V96H107ZM110 97H111V96H110ZM128 97H127L126 99H128ZM131 97H133V95H131ZM152 97H153V96H152ZM223 97H224V96H223ZM223 97H221V99H223ZM240 97H241L242 99H240ZM240 97H239V99H240L239 102H240L241 100H243V97H242V96H240ZM262 97H263V99H264V93H263ZM17 98H18V97H17ZM17 98H16V99H17ZM27 98H29V97H27ZM30 98H31V97H30ZM34 98H35V102H36V100L38 99L37 96H35ZM36 98H37V99H36ZM75 98H77V97H75ZM82 98H83V97H82ZM82 98H81V100H83ZM88 98H89V97H88ZM90 98H91V97H90ZM104 98H105V97H104ZM136 98H138V97L136 96ZM143 98H144V97H143ZM168 98H169V97H168ZM194 98H195V97H194ZM206 98L209 99L208 96H207ZM228 98H229V97H228ZM232 98H233V97H232ZM236 98H238V96H237ZM236 98H235V99H236ZM244 98H245V97H244ZM251 98H250V99H251ZM8 99H10V98H8ZM18 99H19V98H18ZM20 99H21V98H20ZM57 99H58V98H57ZM79 99H80V98H78V100H79ZM91 99H93V98H91ZM91 99H89V100L91 101ZM97 99H98V98H97ZM101 99H102V97L100 98V100H101ZM107 99H108V98H107ZM130 99H131V98H130ZM150 99H151V98H150ZM174 99H175V98H174ZM201 99H202V98H201ZM201 99H199V100H201ZM211 99H212V94H211ZM235 99H234V100H235ZM247 99H248V98H247ZM254 99H255V98H254ZM31 100H32V99H31ZM31 100H30V101H31ZM55 100H56V99H55ZM76 100H77V99H76ZM86 100H87V99H86ZM104 100H106V99H104ZM109 100H110V99H109ZM112 100H113V99H112ZM112 100H111V102H112ZM128 100H129V99H128ZM128 100H127V101H128ZM153 100H154V99H153ZM171 100H172V99H171ZM176 100H178V98H177ZM215 100H216V99H215ZM225 100H226V99H225ZM232 100H233V99H232ZM232 100H231L230 102H232ZM244 100H245V99H244ZM259 100H260V99H259ZM3 101H4V99H3ZM5 101H6V99H5ZM9 101L11 102V100H9ZM9 101H7V102H9ZM15 101H16V100H15ZM30 101H29V102H30ZM41 101H42V100H41ZM49 101H50V100H49ZM84 101H85V99H84ZM84 101H83V102H84ZM106 101H108V100H106ZM114 101H115V100H114ZM136 101H138V99H137ZM148 101H149V100H148ZM148 101H147V102H148ZM150 101H151V100H150ZM182 101H183V99H182ZM182 101H181V102H182ZM195 101H196V100H195ZM219 101H220V100H219ZM236 101H237V100H236ZM247 101H248V100H247ZM247 101H246V103H248ZM249 101H250V100H249ZM260 101H261V100H260ZM263 101H264V100H263ZM1 102H2V101H1ZM17 102H18V101H17ZM26 102H27V101H26ZM26 102H23V103L25 104ZM35 102H33V103L37 105V103H35ZM39 102H40V101H39ZM50 102H51V101H50ZM55 102H56V101H55ZM86 102H87V101H86ZM88 102H89V101H88ZM92 102H93V101H92ZM131 102H132V101H131ZM139 102H140V101H139ZM143 102H144V101H143ZM156 102H157V101H156ZM167 102H168V101H167ZM167 102H166V103H167ZM181 102H178V103H181ZM205 102H206V101H205ZM217 102H218V101H217ZM242 102H243V101H242ZM242 102H241V103H242ZM56 103H57V102H56ZM109 103H110V101L108 102V104H109ZM115 103H116V102H115ZM134 103H135V102H134ZM151 103H152V102H151ZM175 103H176V102H174V104H173V103H172V104L175 105ZM196 103H197V102H196ZM200 103H201V102H200ZM200 103H199V105H200ZM209 103H210V102H209ZM211 103H212V102H211ZM214 103H215V102H214ZM222 103H225V102H222ZM226 103H227V102H226ZM228 103H229V102H228ZM233 103H234V102H233ZM235 103H237V102H235ZM241 103H239V105H240ZM244 103H245V102H244ZM261 103H262V102H261ZM16 104H17V103H16ZM106 104H107V103H106ZM108 104H107V105H108ZM120 104H121V103H120ZM145 104H146V102H145ZM153 104H154V103H153ZM153 104H152V105H153ZM194 104H195V103H193V105H194ZM251 104H253V103H251ZM254 104H255V103H254ZM254 104H253V105H254ZM2 105H3V104H2ZM22 105H23V104H22ZM22 105H20V106L22 107ZM25 105H26V104H25ZM25 105H24V106H25ZM100 105H101V104H100ZM139 105H140V104H139ZM142 105H143V104H142ZM155 105H156V104H155ZM155 105H154V106H155ZM160 105H161V104H160ZM164 105H165V104H164ZM168 105H169V103H168ZM168 105L166 104V108H167V110H168V108H169ZM183 105H184V104H183ZM183 105H182V106H183ZM187 105H188V104H187ZM191 105H192V104H191ZM199 105L197 104V106H195V107H198ZM204 105H205V104H204ZM210 105H211V104H210ZM220 105H221V104H220ZM228 105H231V104H228ZM233 105H234V104H233ZM247 105H249V103H248ZM259 105H260V104H259ZM16 106L19 107V105H16ZM16 106L14 107L15 109L18 108V107H16ZM52 106H53V105H52ZM105 106H106V105H105ZM167 106H168V107H167ZM177 106H178V104H177ZM182 106H181V108H182ZM224 106H225V104H224ZM29 107H31V106L29 105ZM37 107H38V106H37ZM40 107H41V106H40ZM53 107H54V106H53ZM103 107H104V105H103ZM108 107H109V106H108ZM126 107H127V106H126ZM139 107H140V106H139ZM150 107H151V106H150ZM150 107H149V108H150ZM188 107H189V106H188ZM195 107H194V108H195ZM261 107H263V106H261ZM261 107H260V108H261ZM4 108H5V107H4ZM91 108H92V106H91ZM91 108H90V109H91ZM99 108H100V106H99ZM105 108H107V106H106ZM144 108H146V107H144ZM149 108H148V109H149ZM151 108H152V107H151ZM177 108H178V107H177ZM181 108H179V109H181ZM186 108H187V107H186ZM231 108H232V107H231ZM238 108H240V106H239ZM248 108H250V107L248 106ZM6 109H7V108H6ZM6 109H5V111H6ZM19 109H21V108L19 107ZM30 109H32V108H30ZM41 109H42V108H41ZM88 109H89V108H88ZM90 109H89V110H90ZM92 109H93V108H92ZM100 109H101V108H100ZM112 109H114V107H113ZM112 109H111V110H112ZM115 109H116V108H115ZM115 109H114V111H115ZM152 109H154V108H152ZM189 109H190V108H189ZM195 109H196V108H195ZM195 109H194V111H195ZM204 109H205V108H204ZM204 109H203V111H204ZM209 109H211V107H210ZM219 109H220V108H219ZM221 109H222V108H221ZM233 109H234V108H233ZM9 110H10V109H9ZM9 110H7V111H9ZM16 110H17V109H16ZM23 110H24V109H23ZM27 110H28V108H27ZM33 110H35V109H33ZM33 110H32V111H33ZM49 110H51V109H49ZM96 110H98V108H96ZM105 110H106V109H105ZM109 110H110V109H108V112H109ZM118 110H119V109H118ZM118 110H116V111H118ZM121 110H122V109H121ZM126 110H127V109H126ZM134 110H135V109H134ZM134 110L132 109L131 112H133ZM136 110H137V109H136ZM136 110H135V112H136ZM142 110L145 111V110H147V109H143V108H142ZM160 110H162V108H161ZM185 110H186V109H185ZM190 110H192V109H190ZM199 110H200L199 112H200V113L202 112L201 114H203V111H201L202 109H199ZM226 110H227V109H226ZM230 110H231V109H230ZM239 110H240V109H239ZM247 110L249 111V109H247ZM259 110H260V109H259ZM259 110H258V111H259ZM1 111H2V110H1ZM3 111H4V110H3ZM32 111H31V112H28V113L31 114ZM80 111H81V110H80ZM80 111H79V112H80ZM90 111H91V110H90ZM102 111H103V109H102ZM148 111H149V110H148ZM164 111H165V110H164ZM188 111H189V110H188ZM194 111H193V112H194ZM223 111H224V110H223ZM236 111H237V110H236ZM240 111H241V110H240ZM250 111H252V110H250ZM19 112H20V110H19ZM45 112H47V111H45ZM99 112H101V111H99ZM123 112H124V110H123ZM157 112H158V111H157ZM157 112H156V113H157ZM168 112H169V111H168ZM177 112L179 113L178 110H177ZM177 112H176V113H177ZM183 112H184V111H183ZM191 112H192V111H191ZM197 112H198V108H197ZM205 112H208V110H207V111L205 110L204 113H205ZM214 112H215V111H214ZM214 112H213V113H214ZM230 112H234V111H230ZM237 112H238V111H237ZM253 112H254V111H253ZM83 113H84V112H83ZM87 113H88V112H87ZM87 113H86V116L88 115ZM94 113H95V112H94ZM105 113H106V112H105ZM125 113H126V112H125ZM133 113H134V112H133ZM150 113H151V112H150ZM150 113H149V114H150ZM152 113H154V111H153ZM195 113H196V112H195ZM210 113H211V112H210ZM220 113H222L221 110H220ZM225 113H226V112H225ZM225 113L223 114V116L225 115ZM242 113H244V112H242ZM245 113H246V112H245ZM245 113H244V114H245ZM263 113H264V112H263ZM10 114H12V113H10ZM61 114H62V113H61ZM64 114H65V112H64ZM96 114H97V113H96ZM119 114H120V113H119ZM123 114H124V113H123ZM127 114H128V113H127ZM136 114H137V113H136ZM149 114H148V112H147V115H149ZM196 114H197V113H196ZM201 114H199V116H200ZM249 114H250V113H249ZM1 115H2V114H1ZM1 115H0V117H2L4 114H3L2 116H1ZM19 115H20V114H19ZM19 115H18V116H19ZM25 115H26V114H25ZM35 115H37V111H36V114H35ZM62 115H63V114H62ZM84 115H85V114H84ZM98 115H99V114H98ZM101 115H102V114H101ZM120 115H121V114H120ZM129 115H130V114H129ZM134 115H135V114H134ZM142 115H143V114H142ZM142 115H141V116H142ZM153 115H154V114H153ZM171 115H172V114H171ZM218 115H219V114H218ZM242 115H243V114H242ZM245 115H246V114H245ZM20 116H21V115H20ZM20 116L18 117L19 120H20V118H21L23 115H22L21 117H20ZM26 116L29 117V115H26ZM78 116H80V115H78ZM86 116H85V117H86ZM99 116H100V115H99ZM108 116H109V115H108ZM115 116H117V115L115 114ZM126 116H127V115H126ZM143 116H146V114L144 113ZM167 116H168V115H167ZM177 116H179V114H178ZM197 116H198V115H197ZM199 116H198V117H199ZM212 116H213V114H212ZM223 116H221V117H223ZM225 116H226V115H225ZM225 116H224V117H225ZM235 116H236V115H235ZM238 116H239V114H238ZM246 116H247V115H246ZM246 116H245V117H246ZM260 116H261V115H259V117H260ZM5 117H6V116H5ZM23 117H24V116H23ZM23 117H22V118H23ZM88 117H89V115H88ZM109 117H110V116H109ZM148 117H149V116H148ZM162 117H163V116H162ZM190 117H191V116H190ZM200 117H201V116H200ZM209 117H210V116H209ZM216 117H218V116H216ZM216 117H215V118H216ZM219 117H220V116H219ZM219 117H218V118H219ZM224 117H223V118H224ZM227 117H229L228 114H227ZM227 117H226V119H227ZM232 117H233V116H232ZM236 117H237V116H236ZM241 117H242V116H241ZM255 117H256V116H255ZM259 117H257V118H259ZM263 117H264V115H263ZM263 117L261 116V118H262L261 120H263ZM71 118L74 119L73 117H71ZM86 118H87V117H86ZM89 118H91V117H89ZM110 118H111V117H110ZM115 118H116V117H115ZM115 118H114V119H115ZM144 118H145V117H144ZM144 118H143V119H144ZM151 118H152V117H151ZM165 118H166V117H165ZM175 118H176V117H175ZM175 118H174V119H175ZM185 118H186V117H185ZM215 118H214V119H215ZM248 118H249V116H248ZM51 119H52V118H51ZM103 119H105V118H103ZM147 119H148V118H147ZM196 119H197V118H196ZM196 119H194V120H196ZM205 119H206V118H205ZM205 119H204V120H205ZM209 119H210V118H209ZM209 119H208V120H209ZM216 119H217V118H216ZM221 119H222V118H221ZM226 119H225V120H226ZM233 119H234V117H233ZM252 119H253V118H252ZM3 120H4V119H2V122H3ZM14 120H15V119H14ZM47 120H48V119H47ZM58 120H59V119H58ZM65 120H66V119H65ZM77 120H78V118H77ZM108 120H109V119H108ZM112 120H113V119H111V121H112ZM170 120H171V119H170ZM170 120H168V124H169V121H170ZM182 120H183V119H182ZM199 120H200V119H199ZM212 120H213V119H212ZM223 120H224V119H223ZM230 120H231V118H230ZM244 120H246V119H244ZM256 120H257V119H256ZM258 120H259V119H258ZM261 120H260V121H261ZM20 121H22V120H20ZM31 121H32V120H31ZM34 121H35V120H34ZM45 121H46V120H45ZM48 121H49V120H48ZM73 121H74V120H73ZM73 121H72V122H73ZM75 121H76V118H75ZM79 121H80V120H79ZM81 121H82V120H81ZM86 121H87V119H86ZM89 121H90V120H89ZM98 121H99V120H98ZM98 121H97V122H98ZM101 121H102V120H101ZM104 121H105V120H104ZM106 121H107V120H106ZM171 121H172V120H171ZM171 121H170V122H171ZM185 121H186V120H185ZM185 121H184V122H185ZM205 121H206V120H205ZM213 121H214V123H215V120H213ZM240 121H241V120H239V123H240ZM260 121H259V123H262V122H260ZM263 121H264V120H263ZM16 122H17V121H16ZM32 122H33V121H32ZM35 122H36V121H35ZM94 122H95V121H94ZM97 122H96V123H97ZM109 122H110V121H109ZM146 122H147V121H146ZM163 122H164V121H163ZM163 122H162V123H163ZM180 122H181V120H180ZM198 122H199V121L197 120V125H199ZM221 122H222V121H221ZM224 122H225V121H224ZM229 122H232V120H231V121H226L225 124H226V123H229ZM234 122L236 123L237 120H236V121L234 120ZM234 122H233V124H234ZM243 122H244V121H243ZM246 122H248V121L246 120ZM246 122H245L244 124H246ZM252 122H253V121H252ZM11 123H12V122H11ZM22 123L24 124V122H22ZM22 123H20V124H22ZM25 123H26V122H25ZM45 123H46V122H45ZM83 123H84V122H83ZM90 123L92 124V121H91ZM96 123H95V124L93 123L92 125H96ZM113 123H114V122H113ZM123 123H124V122H123ZM133 123H134V122H133ZM147 123H148V122H147ZM147 123H145V124H147ZM166 123H167V122H166ZM174 123H175V122H174ZM194 123H195V122H194ZM205 123H206V122H205ZM253 123H254V122H253ZM263 123H264V122H263ZM1 124H2V123H1ZM7 124H8V123H7ZM7 124H5L6 126H5V125H4V126L7 127V126H8ZM12 124H13V123H12ZM15 124H16V123H15ZM15 124H13V125H15ZM46 124H47V123H46ZM70 124H71V123H70ZM73 124H75V122H74ZM73 124H71V125H73ZM77 124H78V122H77ZM102 124H103V122H102ZM104 124H105V123H104ZM104 124H103V125H104ZM110 124H111V123H110ZM114 124H116V123H114ZM117 124H118V123H117ZM124 124H125V123H124ZM138 124H139V123H138ZM142 124H143V122H142ZM148 124H149V123H148ZM158 124H159V123H158ZM163 124H164V123H163ZM200 124H201V123H200ZM216 124H218V123H216ZM223 124H224V123H223ZM230 124H231V123H230ZM230 124H229V125H230ZM241 124H242V122H241ZM256 124H257V123H256ZM13 125H12V126H13ZM16 125H17V124H16ZM16 125H15V126H16ZM18 125H19V124H18ZM25 125H26V124H25ZM25 125H24V126H25ZM37 125H38V124H37ZM37 125H36V127H37ZM71 125H70V126H71ZM78 125H79V124H78ZM78 125H77V126H78ZM86 125H87V124H86ZM97 125H98V124H97ZM132 125H133V124H132ZM185 125H186V124H185ZM202 125H203V124H202ZM213 125H214V124H213ZM221 125H222V124H221ZM235 125H237V124H235ZM235 125H234V126H235ZM254 125H255V124H254ZM254 125H251V126H254ZM257 125H258V124H257ZM261 125H262V124H261ZM83 126H84V125H83ZM99 126H101V125H99ZM112 126H113V124H112ZM112 126H110V127H112ZM117 126H118V125H117ZM133 126H135V127L137 128L136 125H133ZM139 126H141V125H139ZM143 126H144V125H143ZM187 126H189V125H187ZM187 126H186V128H187ZM199 126H200V125H199ZM199 126H198V127H199ZM211 126H212V125H211ZM222 126H223V125H222ZM224 126H226V125H224ZM241 126H242V125H241ZM243 126H245V125H243ZM248 126H249V123H248ZM255 126H256V125H255ZM255 126H254L253 128H256ZM13 127H14V126H13ZM33 127H34V126H33ZM75 127H76V126H75ZM78 127H79V126H78ZM144 127H145V126H144ZM158 127H159V126H158ZM165 127H167V126H165ZM165 127H164V128H165ZM200 127H201V126H200ZM214 127L217 129V127H216L215 125H214ZM226 127H227V126H226ZM228 127H229V126H228ZM246 127H247V126H246ZM258 127H259V126H258ZM262 127H263L262 129H264V125H263ZM70 128H71V127H70ZM97 128H98V127H97ZM100 128H101V127H100ZM102 128H104V127H102ZM108 128H109V127H108ZM115 128H116V127H115ZM118 128H119L120 130H122V131H123V129H126V128H121V127H119V126H118ZM129 128H130V127H129ZM147 128H149V127H147ZM170 128H171V126H170ZM186 128H184V129H186ZM188 128H189V127H188ZM206 128H208V127H206ZM209 128H210V127H209ZM215 128H214V130H215ZM230 128H231V127H230ZM7 129H8V128H7ZM42 129H43V128H42ZM54 129H55V128H54ZM54 129H53V130H54ZM71 129H72V128H71ZM79 129H80V128H79ZM95 129H96V126H95ZM142 129H143V128H142ZM149 129H150V128H149ZM151 129H152V128H151ZM157 129H158V128H157ZM162 129H163V128H162ZM173 129H174V128H173ZM191 129H193V128H191ZM200 129H201V128H200ZM222 129H223V127H222ZM238 129L240 130V128H238ZM245 129H246V128H245ZM257 129H258V128H257ZM9 130H10V129H9ZM19 130H20V129H19ZM48 130H49V129H48ZM96 130H98V129H96ZM99 130H100V129H99ZM99 130H98V131H99ZM126 130H127V129H126ZM128 130H130V129H128ZM128 130H127V131H128ZM155 130H156V129H155ZM164 130H166V128H165ZM167 130H169V129H167ZM197 130H198V128H197ZM218 130H219V129H218ZM227 130H229V129H227ZM239 130H238V131H239ZM249 130H252V129L249 127ZM249 130H247V131L249 132ZM21 131H24V130L22 129ZM127 131H126V132H127ZM148 131H149V130H148ZM179 131H180V129H179ZM194 131H195V130H194ZM198 131H199V130H198ZM209 131H210V130H209ZM219 131H220V130H219ZM224 131H225V130H224ZM263 131H264V130H263ZM0 132L2 133V131H0ZM13 132H14V130H13ZM13 132H12V133H13ZM16 132H17V131H16ZM18 132H19V131H18ZM51 132H52V128H51ZM70 132L73 133V131H70ZM70 132H69V133H70ZM90 132H92V131H90ZM107 132H108V131H107ZM107 132H104V133H107ZM114 132H115V131H114ZM118 132H119V131H118ZM135 132L137 133V131H135ZM158 132H160V131H158ZM158 132H157V133H158ZM164 132H166V131H164ZM183 132H184V131H183ZM210 132H211V131H210ZM248 132H247V133H248ZM253 132H254V131H253ZM258 132H259V131H258ZM25 133H26V132H25ZM25 133H23V134H25ZM72 133H70V135H71ZM136 133H135V134H136ZM152 133H155V132H152ZM161 133H162V132H161ZM172 133H173V132H172ZM175 133H176V132H175ZM184 133H185V132H184ZM184 133H183V134H184ZM186 133H187V132H186ZM186 133H185V134H186ZM192 133H193V132H192ZM199 133H200V132H199ZM202 133H203V132H201V134H202ZM205 133H206V132H205ZM226 133H228V132H226ZM233 133H234V132H233ZM249 133H250V132H249ZM249 133H248V134H249ZM17 134H18V133H17ZM26 134H27V133H26ZM59 134H61V133H59ZM83 134H84V133H83ZM113 134H114V133H113ZM116 134H117V133H116ZM116 134H114L113 137H114ZM118 134H119V133H118ZM143 134H144V133H143ZM158 134H160V133H158ZM168 134H169V133H168ZM168 134H166V136H167ZM185 134H184V135H185ZM201 134H200V135H201ZM211 134H212V133H211ZM213 134H214V133H213ZM219 134H220V133H219ZM228 134H229V133H228ZM234 134H235V133H234ZM240 134H241V133H240ZM242 134H243V133H242ZM248 134H246V135H248ZM252 134H254V133H252ZM252 134H251V135H252ZM259 134H260V133H259ZM261 134H262V133H261ZM5 135H8V133L5 134ZM40 135H41V134H40ZM40 135H38V136H40ZM81 135H82V134H80L79 136H81ZM98 135H100V134H98ZM124 135H125V134H124ZM132 135H134V134L132 133ZM138 135H139V133H138ZM155 135H156V134H155ZM163 135L165 136L164 133H163ZM163 135H162V136H163ZM172 135H174V134H172ZM177 135H178V134H177ZM190 135H191V134H190ZM194 135H195V134H194ZM207 135L209 136V134H207ZM223 135H224V134H223ZM226 135H227V134H226ZM226 135L224 136L225 138H227ZM249 135H250V134H249ZM14 136H16V133L14 134ZM21 136H23V135H21ZM67 136H68V134H67ZM87 136H88V134H87ZM102 136H103V135H102ZM111 136H112V135H111ZM126 136H127V135H126ZM126 136H125L124 138H126ZM141 136H142V135H141ZM185 136H187V134H186ZM188 136H189V134H188ZM191 136H192V135H191ZM208 136H207V137H208ZM213 136H214V135H213ZM218 136H219V135H218ZM229 136H231V135H229ZM252 136H253V135H252ZM260 136H261V135H260ZM263 136H264V134H263L261 137H259V139H258V134H257V137L254 135V137H256V139H257L256 141H258V144H259V142L262 141V140L260 141V138H262ZM30 137H31V136H30ZM44 137H45V136H44ZM62 137H63V136H62ZM73 137H75V136H73ZM84 137H86V136L84 135L83 138H84ZM88 137H89V136H88ZM129 137H130V136H129ZM134 137H135V136H134ZM150 137H151V135H150ZM160 137H161V136H160ZM160 137H159V138H160ZM169 137H170V135H169ZM193 137H194V136H193ZM197 137H198V136H197ZM211 137H212V136H209V138H211ZM214 137H216V136H214ZM240 137H241V136H240ZM240 137H238V138H240ZM242 137H243V135H242ZM249 137H250V136H249ZM11 138H12V137H11ZM42 138H43V137H42ZM63 138L65 139V136H64ZM71 138H72V136H71ZM71 138H70V139H71ZM76 138H78V137H76ZM94 138H95V137H94ZM102 138H103V137H102ZM104 138H105V137H104ZM114 138H116V137H114ZM114 138H112V139H114ZM117 138H118V137H117ZM142 138H143V137H142ZM144 138H145V137H144ZM166 138H167V137H166ZM185 138H186V137H185ZM191 138H192V137H191ZM202 138H204V137H202ZM220 138H221V137H220ZM225 138H223V140H224ZM235 138H236V137H235ZM37 139H38V138H37ZM46 139H47V138H46ZM52 139H53V138H52ZM64 139H63V140H64ZM100 139H101V138H100ZM126 139H129V138H126ZM130 139H131V138H130ZM130 139H129V140H130ZM148 139H149V138H148ZM152 139H153V138H152ZM163 139H164V138H163ZM174 139H178L177 136H176V138H174ZM183 139H184V138H183ZM193 139H194V138H193ZM206 139H207V138H206ZM213 139H214V138H212V140H213ZM229 139H230V138H229ZM248 139H250V138H248ZM252 139H253V137H251V140H252ZM11 140H12V139H11ZM11 140H10V141H11ZM14 140H17V139H14ZM18 140H19V139H18ZM18 140H17V141H18ZM32 140H33V139H32ZM41 140H43V139H41ZM60 140H61V139H60ZM77 140H78V139H77ZM81 140H82V139H81ZM86 140H87V139L84 138V141H86ZM104 140H106V139H104ZM104 140H103V141H104ZM120 140L122 141L123 139H120ZM138 140H139V139H138ZM140 140H141V139H140ZM140 140H139V141H140ZM145 140H146V139H145ZM158 140H159V139H158ZM167 140H168V142H169V139L167 138L166 140H164V141H165V144H164V145H167V144H168V143H166ZM202 140H203V139H202ZM210 140H211V139H210ZM210 140L207 139L206 142H207L208 144L205 143V146H206V144H207V148L210 147V144H209V143H210V142H209ZM218 140H219V139H218ZM231 140H232V136H231ZM241 140H242V139H241ZM251 140H250V141H251ZM4 141H5V140H4ZM4 141H2V144H3V145H4V143H3ZM44 141H45V139H44ZM61 141H62V140H61ZM61 141H60V142H61ZM64 141H65V140H64ZM68 141H69V140H68ZM70 141H71V140H70ZM90 141H91V139H90ZM115 141H117V139H115ZM121 141H120V142H121ZM134 141H135V140H134ZM134 141H133V142H134ZM139 141H138V142H139ZM152 141H154V139H153ZM152 141H151V142H152ZM181 141H182V140H181ZM183 141H185V139H184ZM183 141H182V142H183ZM186 141H188V140H186ZM186 141H185V142H186ZM227 141H228V139H227ZM253 141H254V140H253ZM263 141H264V140H263ZM0 142H1V141H0ZM41 142H43V141H41ZM91 142H93V141H91ZM101 142H102V141H101ZM110 142H111V141H110ZM155 142H156V141H155ZM162 142H163V141H162ZM177 142H178V141H177ZM185 142H183V143H185ZM189 142H190V141H189ZM199 142H200V141H199ZM204 142H205V141H204ZM215 142H217V144H219V145H222V144L218 143V141H215ZM236 142H237V141H235V143H236ZM242 142H243V141H242ZM248 142H249V140H248ZM251 142H252V141H251ZM251 142H250V143H251ZM254 142H255V141H254ZM29 143H30V142H29ZM29 143H28V144H29ZM37 143H38V142H37ZM43 143H45V142H43ZM47 143H48V142H47ZM72 143H73V142H72ZM78 143H80V142H77L76 144H78ZM97 143H98V142H97ZM99 143H100V142H99ZM163 143H164V142H163ZM179 143H180V142H179ZM179 143H178V145L180 146ZM235 143H234V145H235ZM250 143H249V144H250ZM263 143H264V142H263ZM12 144H13V143H12ZM30 144H31V143H30ZM40 144H41V143H40ZM66 144H67V142L65 143V145H66ZM70 144H71V143H69L68 146H69ZM94 144H96V143H94ZM111 144H112V142H111ZM113 144L115 145V143H113ZM113 144H112V145H113ZM136 144H137V143H136ZM136 144H132V145H135V147H137ZM138 144L140 145V143H138ZM145 144H146V143H145ZM172 144H174V142H173V143H169V147H172V146L174 147V146H176V144H175V145H172ZM187 144H189V143H186V146H187ZM223 144H224V143H223ZM230 144H231V143H230ZM236 144H238V142H237ZM246 144H247V143H246ZM249 144H248V145H249ZM261 144H262V143H261ZM261 144H259V145H261ZM81 145H83V143H82ZM81 145H80V146H81ZM97 145H98V144H96V146H97ZM151 145H152V144H151ZM153 145H154V144H153ZM153 145L151 146V147H152L151 149H153ZM162 145H163V144H162ZM181 145H182V143H181ZM193 145H194V143H193ZM199 145H200V144H199ZM208 145H209V146H208ZM224 145H225V144H224ZM248 145H246V146H248ZM252 145H253V144H252ZM252 145H251V146H252ZM0 146H1V145H0ZM6 146H7V145H6ZM6 146H5V147H6ZM16 146H17V145H16ZM29 146H30V145H29ZM29 146H28V147H29ZM48 146H49V145H48ZM66 146H67V145H66ZM66 146H64V147H66ZM71 146H72V145H71ZM71 146H69V147H71ZM80 146H79V147H80ZM98 146H99V145H98ZM125 146H128V145H125ZM140 146H141V145H140ZM182 146H183V145H182ZM235 146H236V145H235ZM240 146H241V145H240ZM240 146H239V147H240ZM249 146H250V145H249ZM2 147H4V146H2ZM60 147H61V146H60ZM62 147H63V146H62ZM77 147H78V145H77ZM87 147H88V146H87ZM112 147H113V146H112ZM130 147H132V146H130ZM130 147H129V148H130ZM147 147H148V146H147ZM163 147H165V146H163ZM166 147H167V146H166ZM166 147H165V148H166ZM199 147H200V146H199ZM202 147H204V146H202ZM212 147H213V145H212ZM237 147H238V146H237ZM252 147H253V146H252ZM15 148H17V147H15ZM44 148H46V146H44ZM52 148H54V147H52ZM58 148H59V147H58ZM72 148H74V147H72ZM81 148H82V146H81ZM129 148H128V151H129ZM155 148H158V147H155ZM161 148H162V147H161ZM180 148H181V146H180ZM195 148H197V147H195ZM217 148H218V147L216 146V149H217ZM221 148H222V146H221ZM221 148H220V149H221ZM225 148H226V147H225ZM225 148H222V150L225 149ZM227 148H228V147H227ZM230 148H231V147H230ZM230 148H228V151H227V152H230V151H231ZM233 148H235V147H233ZM244 148H245V145H244ZM247 148H248V147H247ZM247 148H245V151H246ZM249 148H250V147H249ZM258 148H259V147H258ZM263 148H264V147H263ZM3 149H4V148H3ZM66 149H68V148H66ZM76 149H77V148H76ZM114 149H115V148H114ZM116 149H118V148H116ZM131 149H134V148L132 147ZM144 149H145V148L142 147V150H144ZM170 149H171V148H170ZM173 149H174V148H173ZM201 149H202V148H201ZM216 149H215V150H216ZM229 149H230V151H229ZM237 149H238V148H235V150H237ZM260 149H261V148H260ZM7 150H8V149H7ZM27 150H28V149H27ZM37 150H38V149H37ZM42 150H43V149H42ZM83 150H84V149H83ZM92 150H93L94 152H98L97 150L95 151V149H92ZM106 150H107V149H106ZM134 150H136V148H135ZM139 150H141L140 147H139ZM162 150H163V149H162ZM188 150H189V149H188ZM202 150H203V149H202ZM204 150H205V149H204ZM204 150H203V151H204ZM226 150H227V149H225V151H226ZM250 150H251V149H250ZM5 151H6V150H5ZM10 151H11V150H10ZM49 151H50V150H49ZM49 151H48V153H49ZM64 151H65V150H64ZM64 151H63V152H64ZM113 151L115 152L116 150H113ZM122 151H123V150H122ZM164 151H165V150H164ZM164 151H163V152H164ZM167 151H168V150H167ZM179 151H181V150H179ZM186 151H187V150H186ZM186 151H185V153H186ZM192 151L194 152L193 149H192ZM196 151H197V150H196ZM208 151H209V149H208ZM208 151H207V149H206L204 152L209 153ZM239 151L241 152L242 150L239 149ZM245 151H244V153H246L245 155L248 156L247 153H249V152H245ZM247 151H249V150L247 149ZM251 151H252V150H251ZM251 151H250V153H249L250 155H252V154H251ZM7 152H8V151H7ZM7 152H6V153H7ZM60 152H62V151H60ZM65 152H66V151H65ZM65 152H64V153H65ZM77 152H78V151H77ZM129 152H130V151H129ZM129 152H128L127 154H125V155H128ZM145 152H146V151H145ZM147 152H149V151H147ZM165 152H166V151H165ZM182 152H184V151H182ZM199 152H201V150L198 151V152H196V153H199ZM214 152H216V151H214ZM221 152H222V151H221ZM233 152H235V151H233ZM237 152H238V151H237ZM253 152H254V150L252 151V153H253ZM258 152H259V151H258ZM263 152H264V151H263ZM28 153H29V152H28ZM48 153H47V152L45 153V151H44V154H45V155L48 154ZM57 153H59V152H57ZM57 153H56V154H57ZM64 153H62V154H64ZM75 153H76V152H75ZM82 153H83V152H82ZM82 153H78L79 156H80V154L82 155ZM85 153H89V152H85ZM85 153H84V154H85ZM99 153H100V152H99ZM103 153H104V152H103ZM107 153H108V152H107ZM122 153H123V152H122ZM139 153H140V152H139ZM142 153H143V152H142ZM142 153H141V154H142ZM157 153H159V152L157 151ZM157 153H156V154H157ZM166 153H167V152H166ZM170 153L172 154V152H170ZM175 153H176V151H175ZM177 153H178V152H177ZM223 153H224V151H223ZM223 153H222V155H223ZM235 153H236V152H235ZM244 153L242 152V154H244ZM261 153H262V151H260V154H261ZM4 154H5V153H4ZM4 154H3V155H4ZM8 154H10V153H8ZM21 154H22V152H21ZM23 154H25V153H23ZM34 154H35V153H34ZM66 154L68 155L67 152L65 153V155H66ZM69 154H70V153H69ZM72 154H73V153H72ZM76 154H77V153H76ZM95 154H96V153H95ZM97 154H98V153H97ZM131 154H133V153H132V150H131ZM131 154H130V155H131ZM148 154H149V153H148ZM150 154H151V153H150ZM182 154H184V153H182ZM186 154L189 155L188 153H186ZM193 154H195V152H194ZM203 154H204V153H203ZM214 154H215V153H213V155H214ZM216 154H217V152H216ZM240 154H241V153H240ZM38 155H40V156H39V157H40V162H43V161L41 160V159H42L41 156H43V155H41L40 153H39ZM52 155H54V154H52ZM52 155H51V157H53ZM102 155H103V154H102ZM109 155H112V154H109ZM109 155L107 154V157H109ZM137 155H138V154H137ZM167 155H169V154L167 153L166 156H167ZM172 155H173V154H172ZM174 155H175V154H174ZM177 155H178V154H177ZM206 155H207V154H206ZM206 155H205V156H206ZM213 155H212V153H211V156H213ZM224 155H226V154H224ZM236 155H237V154H236ZM245 155H244V156H245ZM250 155H249V156H250ZM258 155H259V154H258ZM258 155H257V156H258ZM262 155H263V154H262ZM262 155H261V156H262ZM4 156H5V155H4ZM7 156H8V155H7ZM25 156H26V155H25ZM32 156H33V155H32ZM32 156H31V157H32ZM58 156H59V155H58ZM58 156H57V157H58ZM85 156H86V155H85ZM99 156H100V155H99ZM99 156H97V157H99ZM104 156H105V155H104ZM122 156H124V155H122ZM164 156H165V153H164ZM169 156H170V157H175V156H171V155H169ZM185 156H186V155H185ZM214 156H215V155H214ZM240 156H241V155H240ZM244 156H242V157L245 158ZM254 156H256V155L254 154ZM259 156H260V155H259ZM259 156H258V158L256 157V159H259ZM0 157H1V156H0ZM34 157H35V156H34ZM54 157H55V156H54ZM54 157H53V158H54ZM65 157H66V156H65ZM82 157H84V155H82ZM105 157H106V156H105ZM105 157H104V158H105ZM112 157H113V156H112ZM137 157H139V156H137ZM147 157H148V156H147ZM152 157H153V155H152ZM157 157H158V155H157ZM170 157H168V161H169ZM181 157H183V156L181 155ZM218 157H220L219 154H218V156H217L216 158H218ZM222 157H223V156H222ZM235 157H238V156H235ZM251 157H252V156H251ZM262 157H264V156H262ZM262 157H260V159H263ZM3 158H4V157H3ZM10 158H11V156L9 157V160H10ZM20 158H22V156H21ZM29 158H30V157H29ZM35 158H36V157H35ZM43 158H44V157H43ZM49 158H50V157H49ZM55 158H56V157H55ZM63 158H64V156H63ZM70 158H71V157H70ZM70 158H68V159H70ZM84 158H85V157H84ZM92 158H93V157H92ZM94 158H95V157H94ZM114 158H115V157H114ZM119 158H121V157H119ZM124 158H125V157H124ZM133 158H134V157H133ZM201 158H202V157H201ZM212 158H213V157H212ZM212 158H211V159H212ZM225 158H226V157H225ZM238 158H240V157H238ZM1 159H2V158H1ZM1 159H0V160H1ZM4 159H5V158H4ZM4 159H2V160H4ZM32 159H33V157H32ZM32 159H30V160H32ZM44 159H45V158H44ZM57 159H59V158H57ZM77 159H78V158H77ZM82 159H83V158H82ZM88 159H89V158H88ZM107 159H108V158H107ZM115 159H116V158H115ZM129 159H131V156H130ZM165 159H167V157H165L164 159L161 158L162 161L165 160ZM171 159H172V158H171ZM189 159H190V158H189ZM193 159H194V158H193ZM193 159H192V160H193ZM214 159H215V157H214ZM223 159H224V158H223ZM235 159H237V158H235ZM235 159H233V160L230 159V160H231V161H235ZM241 159H242V158H241ZM241 159H240V160H241ZM256 159H254L253 162L256 161ZM11 160H12V159H11ZM11 160H10V161H11ZM30 160H29V162H30ZM33 160H34V159H33ZM46 160H48V159H46ZM46 160H45V161H46ZM49 160H50V159H49ZM64 160H65V159H64ZM95 160H97V159H95ZM104 160H105V159H104ZM122 160H123V159H122ZM132 160H133V159H131V161H132ZM145 160H146V159H145ZM178 160H179V158H178ZM182 160H183V159H182ZM227 160H228V159H227ZM227 160H226V161H227ZM243 160L245 161V159H243ZM243 160H241V161H243ZM250 160H252V159H250ZM250 160H248V162H249ZM5 161H6V160H4V162H5ZM24 161H25V160H24ZM73 161H75V160H73ZM73 161H72V162H73ZM116 161H117V160H116ZM140 161H141V160H140ZM147 161H149V160H147ZM147 161H146V162H147ZM150 161H152V160H150ZM150 161H149V162H150ZM171 161H172V160H171ZM180 161H181V160H180ZM183 161H184V160H183ZM198 161H199V158H198ZM212 161H213V160H212ZM238 161H239V160H238ZM241 161H240V162H241ZM244 161H243L242 163H244ZM261 161H262V160H261ZM12 162H14V161H12ZM21 162H22V160H21ZM77 162H78V161H77ZM106 162H107V160H106ZM121 162H122V161H121ZM126 162H128V160H127ZM142 162H144V161H142ZM173 162H174V161H173ZM175 162H177V161H175ZM203 162H204V163L208 162L210 165L212 164V163L210 162V160H208V161L206 160V162H205V161H203ZM246 162H247V161H246ZM258 162H259V160H258ZM262 162H263V161H262ZM262 162H261V164H262ZM5 163H7V162H5ZM16 163H17V162H16ZM27 163H28V162H27ZM32 163H33V162H32ZM52 163H53V162H52ZM67 163H70V162H67ZM97 163H98V162H97ZM131 163H133V162H131ZM131 163H129V164H131ZM134 163H135V161H134ZM134 163H133V164H134ZM158 163H159V162H158ZM158 163H157V165H159ZM181 163H182V161H181ZM215 163H217V162H215ZM224 163H225V162H224ZM227 163H228V162H227ZM227 163H226V164H222V165L225 166V165H227ZM229 163H230V162H229ZM229 163H228V164H229ZM242 163H241V165H243ZM251 163H252V162H251ZM263 163H264V162H263ZM1 164H2V163H1ZM14 164H15V163H14ZM28 164H29V163H28ZM34 164L36 165L35 161H34ZM34 164H33V165H34ZM46 164H47V165H45V168H46V166H48V163H46ZM55 164H56V163H55ZM70 164H71V163H70ZM73 164H74V165H72L73 167L75 166V164H76V166L78 165V163H73ZM95 164H96V163H95ZM100 164H101V163H100ZM122 164H124V163H122ZM127 164H128V163H127ZM141 164H142V163H141ZM172 164H174V163H172ZM178 164H179V163H178ZM184 164H185V162H184ZM217 164H218V163H217ZM237 164H238V163H237ZM248 164L250 165V162H249ZM252 164H253V163H252ZM257 164H259V163H257ZM4 165H6V164H4ZM21 165H22V164H21ZM21 165H20V167H21ZM41 165H42V164H41ZM41 165H40V166H41ZM49 165H50V164H49ZM56 165H57V164H56ZM58 165H61V164H58ZM58 165H57V166H58ZM65 165H66V164H65ZM125 165H126V164H125ZM136 165H137V163H136ZM139 165H140V164H139ZM139 165H138V167H139ZM148 165H149V164H148ZM153 165H154V164H153ZM163 165H164V164H163ZM176 165H177V163H176ZM185 165H186V164H185ZM185 165H183V163H182L181 166H185ZM195 165H196V164H195ZM201 165H202V164H201ZM215 165H216V164H215ZM215 165H214V166H215ZM229 165H230V164H229ZM6 166H7V165H6ZM9 166H10V165H9ZM18 166H19V164H18ZM18 166H17V167H18ZM30 166H31V165H30ZM30 166H29V168H30ZM38 166H39V165H38ZM42 166H43V165H42ZM57 166H56V167H57ZM66 166H67V165H66ZM93 166H94V165H93ZM95 166H96V165H95ZM106 166H107V164H106ZM108 166H110V165H108ZM118 166H119V165H118ZM130 166H131V165H130ZM130 166H129V167H130ZM133 166H135V165H133ZM133 166H132V167H133ZM155 166H156V163H155ZM170 166H172V165H170ZM181 166H180V167H181ZM187 166L189 167L190 165H186V167H187ZM191 166H192V165H191ZM193 166H194V165H193ZM197 166H198V165H197ZM206 166H207V165H206ZM13 167H14V166H13ZM23 167H26V166H23ZM23 167H21V169H22ZM33 167L36 168L37 165H36V166H33ZM33 167H32V169H30V171H31V170L34 171V168H33ZM50 167H51V165H50ZM54 167H55V166H54ZM61 167H62V166H61ZM67 167H68V166H67ZM73 167H71L72 170H73ZM97 167H98V166H97ZM112 167H113V165H112ZM124 167H125V166H124ZM132 167H131V168H132ZM142 167H143V166H142ZM159 167H160V165H159ZM165 167H166V165H165ZM180 167H179V169H180ZM188 167H187V169L190 168V167H189V168H188ZM215 167H217V166H215ZM228 167H230V166L227 165V168H228ZM237 167H238V166H237ZM237 167H235V168H237ZM243 167H245V165H243ZM243 167H242V168H243ZM260 167H261V166H260ZM0 168H1V167H0ZM48 168H49V167H48ZM59 168H60V167H59ZM63 168H65V167H63ZM75 168H76V167H75ZM75 168H74V170H75ZM84 168H85V167H84ZM87 168H88V167H87ZM94 168H95V167H94ZM94 168H92V169H94ZM102 168H103V165H102ZM135 168H136V167H135ZM145 168H147V167H145ZM156 168H157V167H156ZM156 168H155V169H156ZM166 168H167V167H166ZM168 168H169V167H168ZM217 168H219V167H217ZM224 168H226V166H225ZM255 168H256V166H255ZM255 168H254V169H255ZM262 168H263V167H262ZM17 169H18V168H17ZM19 169H20V168H19ZM19 169H18V170H19ZM21 169H20V170H21ZM25 169H26V168H25ZM56 169H57V168H56ZM56 169H55V170H56ZM106 169H107V168H105V170H106ZM113 169H114V168H113ZM143 169H144V168H143ZM149 169H151V168H149V166H148V168H147L146 170H149ZM161 169H163V168H161ZM170 169H171V168H170ZM184 169H186V168H184ZM184 169H183V170H184ZM212 169H214V168H212ZM232 169H233V168H232ZM258 169H259V166H258V168H256V170H258ZM20 170H19V171H20ZM26 170H27V169H26ZM38 170H39V167H38ZM51 170L53 171V169H51ZM64 170H65V169H64ZM64 170H63V171H64ZM76 170H77V169H76ZM88 170H89V169H88ZM100 170H102V169H100ZM107 170H111V169H107ZM117 170H119V168H117ZM120 170L123 171V169H120ZM132 170L135 171L134 168H133ZM175 170H176V168L174 169V171H175ZM197 170H198V169H197ZM214 170H215V169H214ZM224 170H225V169H224ZM228 170H230V168H228V169L225 170V171H228ZM233 170H234V169H233ZM238 170H240V169H238ZM238 170H237V171H238ZM241 170H242V169H241ZM243 170H245V169H243ZM243 170H242V171H243ZM259 170H260V169H259ZM259 170H258V172H259ZM7 171L10 172L9 170H7ZM19 171H18V172H19ZM30 171H29V172H30ZM39 171H40V170H39ZM39 171H38V173H39ZM52 171H51V172H52ZM56 171H57V170H56ZM59 171H60V169H59ZM63 171H61L62 174L64 173ZM67 171H68V169H67ZM67 171H66V172H67ZM80 171H81V170H80ZM139 171H140V170H139ZM142 171L145 172L144 170H142ZM142 171H141V172H142ZM249 171H250V170H249ZM249 171L246 170L245 172H249ZM0 172H2V171H0ZM8 172H7V173H8ZM12 172H13V171H12ZM14 172H15V170H14ZM16 172H17V171H16ZM20 172L22 173V171H20ZM29 172H26V171H25V173H27V174H28ZM40 172H41L42 174H39V176H41V175L45 176V175H46V174H44L45 171L42 172V169H41ZM48 172H49V169H48ZM81 172H82V171H81ZM93 172H94V171H93ZM110 172H111V171H110ZM110 172H109V173H110ZM114 172H115V171H114ZM143 172H142V173H143ZM153 172H154V170H153ZM166 172H167V171H166ZM170 172H171V174H172V170H171ZM184 172H185V170H184ZM196 172H197V171H196ZM213 172H214V171H213ZM216 172H217V171H216ZM222 172H223V169H222ZM233 172H234V171H233ZM235 172H236V171H235ZM7 173L5 172V174H4V172H3V175H6ZM10 173H11V172H10ZM31 173H32V172H31ZM57 173H59V172H57ZM73 173H74V172H73ZM101 173H102V172H100V174H101ZM127 173H128V172H127ZM129 173H130V172H129ZM129 173H128V174H129ZM138 173H139V172H138ZM186 173H187V172H186ZM207 173H208V172H207ZM218 173L220 174V172H218ZM218 173H217L216 176H218ZM228 173H229V172H228ZM228 173L226 172V174H228ZM254 173L256 174V171H255ZM15 174H16V173H15ZM23 174H24V173H23ZM32 174H33V173H32ZM34 174H36V173H34ZM62 174H61V175H62ZM112 174H114V173H112ZM148 174H149V173H148ZM155 174H156V173H155ZM157 174H158V172H157ZM160 174H161V173H160ZM173 174H174V173H173ZM190 174H191V173H190ZM197 174H198V172H197ZM199 174H200V172H199ZM199 174H198V175H199ZM201 174L204 175L203 171H202ZM201 174H200V176L203 177V175H201ZM213 174H214V173H213ZM226 174H225V175H226ZM229 174H230V173H229ZM231 174H232V172H231ZM243 174L245 175L246 173H244V172L241 173V176H242V177H243ZM257 174H259V173H257ZM263 174H264V173H263ZM0 175L3 176L2 174H0ZM9 175L11 176V174H9ZM36 175H37V174H36ZM48 175H50V174H48ZM65 175H66V173H65ZM114 175H115V174H114ZM118 175H119V174H118ZM124 175H126V173H125ZM162 175H163V172H162ZM178 175H179V174H178ZM198 175H197L196 177H199L198 179H200V176H198ZM259 175H260V174H259ZM6 176H8V175H6ZM27 176H29V175H27ZM32 176H34V175H32ZM39 176H37V177H39ZM43 176H41V178H43ZM97 176H98V175H97ZM126 176H127V175H126ZM128 176H129V175H128ZM134 176H136V175H134ZM138 176H139V175H138ZM141 176H142V175H141ZM157 176H158V175H157ZM208 176H209V175H208ZM213 176H214V175H213ZM222 176H223V173H222ZM222 176H219L218 178H219V179H220V177H221V178H224V177H222ZM234 176H235V175H233V178H234ZM241 176H239V180H242V179H243ZM15 177H17V175H16ZM18 177H19V176H18ZM25 177H26V176H25ZM47 177H48V176H47ZM47 177H44L43 179H45V178L48 179ZM51 177H52V176H51ZM66 177H68V175H66L65 178H64V177H63V178H64V181H66V182L68 183L69 181L65 180ZM69 177H70V176H69ZM132 177H133V176H132ZM161 177H162V176H161ZM176 177H177V176H176ZM194 177H195V176H194ZM194 177H192V178H194ZM210 177H212V176H210ZM225 177H226V176H225ZM240 177H241V178H240ZM256 177L258 178V176H256ZM10 178H11V177H10ZM13 178H14V177H13ZM13 178H12V179H13ZM76 178H77V180H78L79 177H76ZM85 178H87V177H85ZM103 178H104V177H103ZM107 178H109V177L107 176ZM110 178H113L112 180H113V181H116V180H114V179H116V178H114L113 176L110 177ZM126 178H127V177H126ZM126 178H125V179H126ZM129 178H130V176H129ZM165 178L167 179V177H165ZM170 178H171V176H170ZM170 178H169V179H170ZM172 178L175 179L174 177H172ZM177 178H178V177H177ZM177 178H176V179H177ZM206 178H207V175H205V179H206ZM218 178H216V179H218ZM226 178H227V177H226ZM228 178H229V175H228ZM231 178H232V176L230 177V180H231ZM263 178H264V177H263ZM21 179H22V178H21ZM27 179H28V178H27ZM32 179H33V178H32ZM36 179L38 180V178H36ZM43 179H41V180H43ZM81 179H83V178H81ZM104 179H105V178H104ZM122 179H123V178H122ZM134 179H135V178H134ZM150 179H151V178H150ZM161 179H162V178H161ZM176 179H175V182H177ZM178 179H179V178H178ZM198 179H197V181H198ZM205 179H203V180H205ZM212 179L214 180L215 178L212 177ZM219 179H218V180H219ZM237 179H238V177L236 178V180H237ZM246 179H247V178H246ZM248 179H249V178H248ZM248 179H247V180H248ZM251 179L253 180V176H252V175H251ZM0 180H1V179H0ZM3 180H4V177H3ZM18 180H19V179H18ZM18 180H17V182H18ZM25 180H26V179H24L23 181H25ZM29 180H30V179H29ZM29 180H28V181H29ZM41 180H40V181H41ZM55 180H57V179H54L53 182H56ZM58 180H59V179H58ZM87 180H89V178H88ZM96 180H97V179H96ZM100 180H101V177H100ZM107 180H108V179H107ZM129 180H130V179H128V181H129ZM151 180H152V179H151ZM153 180H155V179H153ZM153 180H152V181H153ZM157 180H159V179L157 178ZM179 180H180V182L182 181V179H179ZM190 180H191V178H190ZM213 180H212V181H213ZM252 180H251V181H252ZM19 181H22V180H19ZM23 181H22V182H23ZM34 181H36V180H34ZM80 181H81V180H80ZM101 181H102V180H101ZM130 181H131V180H130ZM159 181H160V183H161L162 180H159ZM205 181H207V180H205ZM214 181H215V180H214ZM221 181H222V180H221ZM221 181H220V182H221ZM224 181H225V182H223L222 185H224V183H226V180H224ZM228 181H229V180H228ZM232 181H233V180H232ZM232 181H230V182H232ZM262 181H263V180H262ZM262 181H261V182H262ZM29 182H31V181H29ZM38 182H39V180L36 181V183H38ZM71 182H72V184H73V181H71ZM71 182H69V183H71ZM88 182H90V181H88ZM88 182H87V183H88ZM95 182H96V181H95ZM95 182H94V183H95ZM117 182H118V181H117ZM119 182H120V181H119ZM142 182H144V181H142ZM166 182H167V184H170V181H169V180L166 181ZM190 182H191V181H190ZM237 182H238V180H237ZM263 182H264V181H263ZM3 183H5V182H3ZM3 183H1L0 188H2L4 185H6V186L8 185V184H3ZM6 183H8V182H6ZM14 183H15V182L13 181V184H14ZM31 183H32V182H31ZM39 183H40V182H39ZM39 183H38V186H40ZM49 183H50V182H49ZM58 183H59V182H58ZM64 183H65V182H64ZM78 183H79V182H77V184H78ZM85 183H86V182H85ZM87 183H86V184H87ZM102 183L104 184V182H102ZM160 183H159V184H160ZM173 183H174V182H173ZM173 183H172V184H173ZM191 183H192V182H191ZM191 183H190V184H191ZM196 183H197V182H196ZM198 183H200V182H198ZM206 183H208V181H207ZM209 183H210V182H209ZM211 183H212V182H211ZM211 183H210V184H211ZM215 183H216V182H215ZM217 183H218V182H217ZM242 183H243V182H242ZM250 183H252V182H250ZM250 183H249V184H250ZM2 184H3V185H2ZM13 184H12V185H13ZM26 184H27V183H26ZM41 184H42V183H41ZM50 184H51V183H50ZM52 184H53V183H52ZM59 184L61 185V183H59ZM86 184H85V186H86ZM89 184H90V183H89ZM91 184H92V183H91ZM105 184H106V181H105ZM113 184H114V182H113ZM113 184H112V187H111L112 189H113ZM142 184H143V183H142ZM144 184H145V183H144ZM148 184H149V183H148ZM148 184H145L144 189L146 188V186H147ZM156 184H157V183H156ZM174 184H176V183H174ZM178 184H179V182H178ZM178 184H177V185H178ZM186 184H187V183H186ZM190 184L188 183V185H190ZM200 184H201V183H200ZM233 184H234V182H233ZM233 184H232V185H233ZM10 185H11V183H10ZM18 185H23V184H22V183H21V184L19 183ZM43 185H44V183H43ZM66 185H67V184H66ZM75 185H76V184H75ZM75 185H74V186H75ZM80 185H81V184H80ZM92 185H94V184H92ZM98 185H99V184H98ZM108 185H109V184H108ZM121 185H122V184H121ZM123 185L126 186L127 184H123ZM136 185H137V184H136ZM188 185H186V187H187ZM208 185H209V184H208ZM212 185L214 186L215 184L213 183ZM262 185H263V183H262ZM1 186H2V187H1ZM6 186H5V187H6ZM8 186H9V185H8ZM13 186H14V185H13ZM32 186H33V183H32ZM41 186H42V185H41ZM53 186H54V184H53ZM82 186H83V185L78 186V189H80L79 187H82ZM101 186H102V184H101ZM110 186H111V185H110ZM137 186H138V185H137ZM154 186H155V185H154ZM194 186H195V185H194ZM205 186H206V185H205ZM209 186H210V185H209ZM230 186H231V185H230ZM237 186H238V185H237ZM260 186H261V184H260ZM11 187H12V186H11ZM11 187H10V188H11ZM15 187H16V186H15ZM15 187H14V188H15ZM28 187H29V186H28ZM36 187H37V184H36ZM60 187H62V186H60ZM91 187H92V186H91ZM97 187H98V186H97ZM103 187H104V186H103ZM108 187H109V186H108ZM115 187H116V189H117V186H115ZM147 187L149 188V186H147ZM159 187L161 188V186H159ZM198 187H199V186H198ZM198 187H196V188H198ZM203 187H204V185H203ZM211 187H212V186H210V188H209V187L207 186V188L210 189V190L208 189V190L210 191V193H211V191L213 192V190L211 189ZM231 187H232V186H231ZM246 187H247V186H246ZM256 187H257V185H256ZM256 187H255V188L253 187V189H257ZM18 188H20V187L18 186ZM29 188H30V187H29ZM31 188H32V187H31ZM33 188H34V187H33ZM53 188H54V187H53ZM72 188H73V187H72ZM94 188H95V187H94ZM122 188H125V187L122 186ZM155 188H156V187H155ZM160 188H159V189H160ZM171 188H172V187H171ZM173 188H174V187H173ZM178 188H179V187H178ZM193 188H194V187H193ZM227 188H228V187H227ZM238 188H239V187H238ZM5 189H7V187H6ZM5 189H4V190H5ZM15 189H16V188H15ZM26 189H27V188H26ZM36 189H37V188H36ZM46 189H49V188L47 187ZM60 189H61V188H60ZM64 189H65V188H64ZM64 189H62V190H64ZM68 189H70V187H68ZM73 189H74V188H73ZM83 189H84V188H83ZM85 189L87 190L88 187H86ZM90 189H91V188H90ZM99 189H101V188H99ZM106 189H107V188H106ZM109 189H110V187H109ZM112 189H110V190H112ZM125 189H126V188H125ZM127 189H128V187H127ZM137 189H138V188H137ZM146 189H147V188H146ZM156 189H157V188H156ZM156 189H155V190H156ZM187 189H188V188H187ZM198 189H199V188H198ZM216 189H218V188H216ZM230 189H231V188H230ZM249 189H252V188L250 187ZM258 189H260L259 186H258ZM11 190H12V189H11ZM19 190H20V189H19ZM33 190H34V189H33ZM80 190H81V189H80ZM86 190H85V191H86ZM91 190H92V189H91ZM103 190H104V189H103ZM121 190H122V189H121ZM123 190H124V189H123ZM134 190H135V189H134ZM141 190L143 191V189H141ZM149 190H150V188H149ZM157 190H158V189H157ZM189 190L191 191V189H189ZM202 190L204 191V188H202ZM214 190H215V189H214ZM225 190H226V189H225ZM245 190H246V189H245ZM260 190H261V189H260ZM260 190H259V192H262V191H260ZM5 191H6V190H5ZM16 191H17V189H16ZM26 191H27V190H26ZM29 191H32V189L29 190ZM29 191H27V193H28ZM38 191L40 192V190H38ZM44 191H45V189H44ZM74 191H76V189H74ZM93 191H94V190H93ZM125 191H126V190H124V193H126ZM151 191H152V189H151L150 191H148V192H151ZM153 191H154V190H153ZM158 191H159V190H158ZM177 191H178V189H177ZM183 191H185V190H183ZM192 191H194V190H192ZM196 191H197V190H196ZM196 191H195V192H196ZM200 191H201V190H200ZM200 191H199V192H200ZM203 191H202V193H203ZM254 191H256V190H254ZM257 191H258V190H257ZM257 191H256V192H257ZM3 192H4V191H3ZM12 192H13V191H12ZM36 192H37V191H36ZM55 192H56V191H55ZM59 192H60V190H59ZM59 192H58V193H59ZM64 192H65V191H64ZM64 192H63V193H64ZM72 192H73V190H72ZM76 192H79V191H76ZM95 192H97V191H95ZM100 192H101V191H100ZM160 192H161V191H160ZM179 192H180V191H179ZM179 192H178V193H179ZM186 192H187V191H186ZM195 192H194V193H195ZM216 192H217V191L213 192V194L216 193ZM231 192H232V191H231ZM234 192H236V190H235ZM259 192L257 193L258 195H259ZM6 193H7V192H6ZM44 193H45V192H44ZM51 193H53V192H51ZM68 193H69V195L71 194L70 191H69ZM84 193H85V192H84ZM89 193H91V192H89ZM93 193H94V192H93ZM101 193H102V192H101ZM104 193H105V192H104ZM107 193H108V192H107ZM110 193H111V192H110ZM122 193H123V192H122ZM129 193H130V191H129ZM143 193H144V192H143ZM154 193H155V191H154ZM156 193H157V195H158V192H156ZM162 193H163V192H162ZM190 193H191V192H190ZM196 193H197V192H196ZM204 193H205V192H204ZM241 193H242V191H241ZM247 193H248V192H247ZM247 193H246V195H247ZM12 194H13V193H12ZM12 194H11V195H12ZM28 194L30 195V193H28ZM35 194H36V196L39 195V194H37V193H34V195H35ZM53 194H54V193H53ZM59 194H62V193H59ZM98 194H100V193H98ZM102 194H103V193H102ZM102 194H101V195H102ZM111 194H112V193H111ZM148 194L150 195L151 193H148ZM159 194L161 195V193H159ZM175 194H176V193H175ZM182 194H183V193H182ZM206 194H207V192H206ZM213 194H211V195L214 197L215 194H214V195H213ZM222 194H223V193L219 194V191H218V195H222ZM236 194H237V192H236ZM236 194H235V195H236ZM250 194H251V193L249 192L248 195L250 196ZM254 194H256V193H253V195H254ZM262 194H263V192H262ZM6 195H7V194H6ZM14 195H15V194H14ZM20 195H21V194H20ZM23 195H24V194H23ZM41 195H42V193H41ZM69 195L67 194L66 198H68ZM73 195H74V194H73ZM81 195H82V194H81ZM85 195H86V194H85ZM121 195H122V194H120V196H119L117 199H119L120 197L122 198L123 196H121ZM133 195H134V194H133ZM135 195H137V194H135ZM140 195H141V196H140ZM140 195H139L140 198L143 197L142 194H140ZM144 195H146V194H144ZM153 195H154V194H153ZM153 195H152V196H153ZM160 195H159V197L161 198ZM165 195H166V194H165ZM183 195H184V194H183ZM188 195H189V194H188ZM208 195H209V194H208ZM216 195H217V194H216ZM231 195H233V194L230 193V195H229L230 198H231ZM239 195H243V196H244L245 194H240V192H239ZM251 195H252V194H251ZM258 195H257V196H258ZM42 196H43V195H42ZM46 196H48V195H46ZM46 196H45V197H46ZM78 196L80 197V195H78ZM82 196H83V195H82ZM94 196H95V195H94ZM97 196H98V195H97ZM109 196H110V195H109ZM130 196H132V192H131ZM172 196H174L173 193H172ZM175 196H176V195H175ZM177 196H178V195H177ZM184 196H185V195H184ZM200 196H202V195H200ZM204 196H207V195H204ZM204 196H203V198H204ZM209 196H210V195H209ZM254 196H255V195H254ZM257 196H256V198H257ZM15 197H16V195H15ZM27 197H28V196H27ZM53 197H56V196L54 195ZM53 197H51V198L54 199ZM74 197H75V196H74ZM98 197H100V196H98ZM112 197H113V196H112ZM112 197H111V198H112ZM132 197H133V196H132ZM136 197H138V195H137ZM149 197H150V196H149ZM155 197H156V196H155ZM155 197H152V198H153L152 200H154ZM162 197H163V195H162ZM180 197H183V196H181V194H180ZM185 197H186V196H185ZM238 197H239V196H238ZM244 197H245V196H244ZM262 197H263V196H262ZM262 197H261V198H262ZM3 198H4V197H3ZM51 198H49V199H51ZM129 198H130V197H129ZM140 198L138 197V200H139ZM160 198H158V199H160ZM183 198H184V197H183ZM188 198H189V196H188ZM188 198L186 197L187 200H188ZM197 198H198V197H197ZM205 198H206V197H205ZM208 198H209V197H208ZM208 198H207V199H208ZM216 198H218V197H216ZM220 198H222V197H220ZM225 198H226V197H225ZM225 198H224V200H225ZM236 198H237V197H236ZM236 198L234 197V199H235L234 201H235V202H236ZM239 198H240V197H239ZM248 198H249V197H248ZM18 199H19V197L17 198V200H18ZM20 199H21V198H20ZM47 199H48V198H47ZM47 199H46V201L49 200V199H48V200H47ZM74 199H75V198H74ZM90 199H91V198H90ZM90 199H89V200H90ZM149 199H150V201H151V197H150ZM163 199H164V198H163ZM163 199H162V200H163ZM167 199H168V198H167ZM175 199H176V197H175ZM175 199H174V200H175ZM190 199H191V198H190ZM195 199H196V195H195ZM214 199H215V198H214ZM228 199H229V198H228ZM228 199H227V201H228ZM232 199H233V198H232ZM232 199H231V200H232ZM244 199H245V198H244ZM11 200H12V197H11ZM11 200H9L10 202L7 201V204H8V202H9V203H11V205H12V204H13L12 202H14V201H11ZM39 200H42V199L39 198ZM57 200H58V199H57ZM61 200H62V203H63V200H65V199H61ZM66 200H67V199H66ZM68 200H69V199H68ZM105 200H106V199H105ZM105 200L103 201V203L105 202ZM133 200H134V199H133ZM142 200H143V198L140 200V202H141ZM145 200H146V199H145ZM162 200H161V201H162ZM176 200H177V199H176ZM202 200H204V199L201 198V201H202ZM205 200H206V199H205ZM209 200H210V198H209ZM209 200H207V201H209ZM216 200H217V199H215L214 201H216ZM218 200H220V199H218ZM221 200L224 201L223 199H221ZM239 200H240V199H239ZM239 200L237 199V201H239ZM15 201H16V200H15ZM22 201H23V199H22ZM30 201H31V198H30ZM34 201H35V200H34ZM36 201H37V200H36ZM36 201H35V202H36ZM51 201H52V200H51ZM86 201H87V200H86ZM125 201L127 202V200H125ZM130 201H131V200H130ZM154 201H155V200H154ZM158 201H159V200H158ZM194 201H195V203H196V200H194ZM198 201H199V200H198ZM201 201H200V202H201ZM212 201H213V200H212ZM212 201H211V202H212ZM214 201H213L212 203H214ZM227 201H225V202H227ZM229 201H230V200H229ZM240 201L244 202L245 200H243V198L241 197V200H240ZM240 201H239V202H240ZM250 201H251V200H250ZM49 202H50V201H49ZM53 202H55V201H53ZM58 202H61V201H58ZM58 202H56V204H57ZM64 202H65V201H64ZM67 202H68V201H67ZM79 202H80V201H79ZM114 202H115V201H114ZM120 202H122V201H120ZM126 202H124V203H126ZM133 202H135V201H133ZM133 202H132V203H133ZM140 202H139V203H140ZM172 202H173V201H172ZM189 202H190V201H189ZM189 202H186V204H188ZM0 203H1V202H0ZM16 203H17V201H16ZM25 203H26V202H25ZM28 203L30 204V202H27V206L29 205ZM38 203H39V202H38ZM62 203H61V204H62ZM65 203H66V202H65ZM71 203H72V202H71ZM86 203H87V202H84L82 205H80V207L83 206V205H85ZM88 203H89V201H88ZM93 203H95V202H93ZM110 203H111V202H110ZM135 203H136V202H135ZM144 203H145V202H143L142 204H144ZM153 203H156V201L153 202ZM160 203H161V202H160ZM166 203H167V201H166ZM178 203H179V202H178ZM182 203H183V202H182ZM190 203H191V202H190ZM198 203H199V202H197V204H198ZM203 203H204V202H203ZM203 203H201V205H202ZM221 203H222V202H221ZM1 204L3 205V203H1ZM1 204H0V205H1ZM4 204H5V203H4ZM18 204H19V203H18ZM39 204H40V203H39ZM39 204H38V205H39ZM41 204L44 205V203H41ZM68 204H69V202H68ZM106 204H107V202H106ZM126 204H127V203H126ZM128 204H131V203H128ZM137 204H138V203H137ZM151 204H152V203H151ZM175 204H176V203H175ZM199 204H200V203H199ZM222 204H223V203H222ZM244 204L246 205V203H244ZM244 204H243V205H244ZM250 204H252V203H250ZM2 205H1V206H2ZM9 205H10V204H9ZM9 205H8V207H9ZM11 205H10V207L13 206V205H12V206H11ZM43 205H42V206H43ZM48 205H49V204H48ZM48 205H46V206H47V209H52V208H53V206H52V208H48ZM54 205H55V203H54ZM59 205H60V203L57 204L56 207H58ZM65 205H66V204H65ZM89 205H90V204H89ZM107 205H108V204H107ZM118 205H120V204H118ZM124 205H125V204H124ZM124 205H122V209H123ZM152 205H156V204H152ZM166 205L168 206V203H167ZM177 205H179V204H176V206H177ZM180 205H181V204H180ZM189 205H192V204H188V206H189ZM217 205H218V204H217ZM219 205H220V204H219ZM225 205H226V206H225ZM225 205H224V207L227 208L228 203H226ZM237 205H238V207L240 206V209H241V210H243V209L246 210V208L241 207V206H243V205H241V204H240V205L237 204ZM1 206H0V207H1ZM6 206H7V205H6ZM17 206L20 208L21 205L19 204V205H17ZM30 206H31V205H29V207H30ZM35 206H36V205H35ZM49 206H50V205H49ZM86 206L88 207V205H86ZM99 206H100V205H99ZM104 206H105V205L103 204V207H104ZM109 206H110V205H109ZM116 206H117V205H116ZM126 206H127V205H126ZM126 206H125V207H126ZM138 206H139V205H138ZM149 206H150V204H149ZM156 206H157V205H156ZM172 206H173V207H176V206H174V205H172ZM186 206H187V205H186ZM246 206H247V205H246ZM246 206H245V207H246ZM8 207H7V208H8ZM14 207H15V206H14ZM22 207H24V206H22ZM22 207H21V208H22ZM56 207H55V208H56ZM68 207H69V205H68ZM80 207H79V208H80ZM93 207H94V205H93ZM136 207H137V206H136ZM144 207H145V209H147L148 206L146 207V205H144ZM150 207H152V206H150ZM157 207H160V205L157 206ZM178 207H179V206H178ZM201 207H202V206H201ZM205 207H206V206H205ZM214 207H215V206H214ZM218 207H219V206H218ZM252 207H253V206H252ZM255 207L258 208L257 206H255ZM40 208H43V207L40 206ZM44 208L46 209V207H44ZM59 208H60V207H59ZM59 208H58V209H59ZM61 208H62V207H61ZM89 208H90V206H89ZM97 208H98V207H97ZM100 208H101V207H100ZM104 208H105V207H104ZM107 208H108V207H107ZM110 208H111V207H110ZM129 208H130V207H129ZM148 208H149V207H148ZM182 208H183V206H182ZM187 208H188V207H187ZM189 208H190V206H189ZM215 208H216V207H215ZM247 208H248V206H247ZM17 209H18V208H17ZM24 209H25V207H24ZM66 209H67V208H65V210H66ZM73 209H74V208H73ZM76 209H77V208H76ZM98 209H99V208H98ZM101 209H102V208H101ZM125 209H126V208H125ZM149 209H150V208H149ZM154 209H155V208H154ZM165 209H166V208H165ZM176 209L179 210V208H176ZM192 209H193V208H192ZM195 209H196V208H195ZM217 209H219V208H216L215 210H217ZM250 209L252 210L253 208H250V207H249V211H250ZM4 210H5V209H4ZM14 210H15V209H14ZM19 210H20V209H19ZM22 210H23V208H22ZM22 210H21V211H22ZM53 210H54V209H53ZM94 210H95V209H94ZM94 210H93V213H94ZM107 210H108V209H107ZM110 210H111V209H110ZM110 210H109V211H110ZM117 210H118V209H117ZM117 210H116V212H117ZM123 210H124V209H123ZM133 210H134V208H133ZM142 210H143V209H142ZM142 210H141V211H142ZM150 210H152V208H151ZM156 210H157V209H156ZM159 210H160V209H159ZM224 210H226V209H224ZM254 210H255V209H254ZM263 210H264V209H263ZM31 211H32V210H31ZM35 211H36V210H34V212H35ZM38 211H40V209H39ZM38 211H36V212H38ZM63 211H64V210H63ZM70 211H71V210H70ZM75 211H77V210H75ZM84 211H88V210H84ZM84 211H83V212H84ZM113 211H114V210H113ZM118 211H119V210H118ZM121 211H122V210H121ZM124 211L126 212V210H124ZM144 211H145V210H143V212H144ZM153 211H154V210L149 211V212L152 213ZM161 211H162V210H161ZM173 211H174V210H173ZM180 211L182 212L183 209L180 210ZM197 211H199V210L196 209L195 212H197ZM234 211H235V210H234ZM255 211H256V210H255ZM257 211H258V210H257ZM259 211H260V210H259ZM2 212H3V211H2ZM2 212H1V213H2ZM7 212H8V210H7ZM23 212H25V211H23ZM60 212H61V211H60ZM64 212H65V211H64ZM111 212H112V211H111ZM146 212H147V211H145V213H146ZM183 212L185 213V211H183ZM217 212H218V210H217ZM217 212H216V213H217ZM225 212H227V211H225ZM247 212H248V209H247ZM252 212H254V211L252 210ZM3 213H4V212H3ZM32 213H33V212H32ZM40 213H41V212H40ZM42 213H43V212H42ZM53 213H54V212H53ZM66 213H70V214H71V212H69V211L66 212ZM93 213H92V214H93ZM95 213H96V212H95ZM95 213H94V214H95ZM108 213H109V212H108ZM129 213H130V212H129ZM154 213H155V212H154ZM162 213H163V212H162ZM166 213H167V212H166ZM177 213H178V211L176 212V215H178ZM203 213H205V211H204ZM203 213H202V214H203ZM227 213H228V212H227ZM227 213H226V214H227ZM250 213H251V211H250L247 215H250ZM16 214H17V213H16ZM20 214H22V213L20 212ZM20 214H19V215H20ZM44 214H45V213H44ZM49 214H50V213H49ZM60 214H61V213H60ZM70 214H69V216H68V214H67V216L70 217V216L72 215V214H71V215H70ZM73 214H74V212H73ZM99 214H100V212H99ZM103 214H104V212H103ZM123 214H125V213H123ZM127 214H128V212H127ZM138 214H139V213H138ZM152 214H153V213H152ZM152 214H151V215H152ZM174 214H175V213H174ZM221 214H222V213H220V214H218V215H221ZM241 214L244 215V213H241ZM251 214H252V213H251ZM1 215H2V214H1ZM4 215H5V214H4ZM32 215H33V214H32ZM32 215H31V216H32ZM34 215L36 216V214H34ZM38 215H39V214H38ZM38 215H37V216H38ZM45 215L47 216L48 214H45ZM52 215H55V214H52ZM56 215H58V214H56ZM61 215H62V214H61ZM90 215H91V214H89V216H90ZM112 215H113V214H112ZM136 215H137V214H136ZM140 215H141V214H140ZM163 215H164V214H163ZM165 215H166V214H165ZM165 215H164V216H165ZM167 215H168V214H167ZM171 215H172V212H171ZM181 215H182V214H181ZM218 215H216V216H218ZM243 215H242V216H243ZM257 215H258V214H257ZM257 215L253 214L254 217L257 216ZM262 215H263V214H262ZM9 216H10V215H9ZM9 216H8V217H9ZM12 216H13V215H12ZM41 216L44 217L43 215H41ZM67 216H66V218H68ZM75 216H76V215H75ZM75 216H73V217H75ZM84 216H85L84 219H86V216H87V215H84ZM100 216H101V215H100ZM106 216H107V215H106ZM110 216H111V215H110ZM110 216H109V219H110ZM119 216H120V215H119ZM128 216H129V214H128ZM137 216H138V215H137ZM145 216H146V215H145ZM153 216H154V215H153ZM179 216H180V215H179ZM186 216H187V215H186ZM203 216H204V214H203ZM1 217H2V216H1ZM8 217H7V218H8ZM16 217H17V216H16ZM49 217H50V216H49ZM54 217H55V216H54ZM61 217H62V216H61ZM77 217H78V216H76V218H77ZM91 217H92V216H91ZM102 217H104V216H102ZM113 217H114V216H113ZM117 217H118V215L116 216V218H117ZM120 217L122 218L123 216H120ZM130 217H131V218L133 217V216H132V213L130 214ZM170 217H172V216H170ZM173 217H174V215H173ZM180 217H181V216H180ZM209 217L211 218V216H209ZM223 217H225V216L223 215ZM226 217H228V216L226 215ZM254 217H252L253 220H254ZM259 217H260V216H259ZM2 218H5V219H6V217H4V216H3ZM17 218H18V217H17ZM23 218H25L24 215H23ZM40 218H41V217H40ZM59 218H60V216H59ZM59 218H58V219H59ZM82 218H83V217H82ZM89 218H90V217H89ZM106 218H107V217H106ZM123 218H124V217H123ZM139 218H140V217H139ZM147 218H149V217H147ZM154 218H156V217H154ZM182 218H183L182 220L185 221L186 218H184L183 216H182ZM204 218H205V216H204ZM210 218L208 219L209 221H208V220H206V221H208L209 223H212V221H211L212 218H211V219H210ZM238 218H242V217H239V216H238ZM238 218H237V219H238ZM255 218L258 219V217H255ZM14 219H15V218H14ZM14 219H13V220H14ZM21 219H22V218H21ZM56 219H57V218H56ZM69 219H70V218H69ZM69 219H68V220H69ZM71 219H72V218H71ZM78 219H79V218H78ZM134 219H138V218H137V217H136V218L134 217ZM140 219H141V218H140ZM252 219L249 218V220H252ZM257 219H256V220H257ZM7 220H8V219H7ZM9 220H10V219H9ZM25 220H26V219H25ZM33 220H35V219H33ZM62 220H63V219H62ZM62 220H61V221H62ZM68 220H67V221H68ZM91 220H92V219H91ZM93 220H94V219H93ZM100 220H101V219H100ZM119 220H120V219H119ZM129 220H130V219H129ZM132 220H133V218H132ZM150 220H153V219H150ZM172 220H173V219H172ZM176 220H177V219L175 218V222H177L179 219H178L177 221H176ZM182 220L180 219L179 221H182ZM213 220H214V219H213ZM223 220H224V219H223ZM227 220H228V219H227ZM238 220H239V219H238ZM238 220H237V221H238ZM10 221H12V220H10ZM14 221H15V220H14ZM28 221H29V219H28ZM57 221H58V220H57ZM59 221H60V220H59ZM61 221H60V223H61ZM64 221H66V219H65ZM67 221H66V222H67ZM69 221H71V220H69ZM69 221H68V223H69ZM94 221H96V220H94ZM94 221H93V223H97V222H94ZM117 221H118V220H117ZM130 221H131V220H130ZM139 221H140V220H139ZM142 221H143V220H142ZM153 221H154V220H153ZM162 221H163V220H162ZM210 221H211V222H210ZM2 222H3V221H2ZM6 222H7V221H5V224H6ZM48 222H50V221H48ZM62 222H63V221H62ZM71 222H72V221H71ZM73 222H74V221H73ZM78 222H80V221H78ZM82 222H84V220H83ZM107 222H110V221H107ZM131 222H132V221H131ZM131 222H130V224H131ZM134 222H135V220H134ZM134 222H133V223H134ZM175 222H174V223H175ZM200 222H201V221L199 220V222H194L193 224H195V223H196V224H197V223L200 224ZM226 222H228V221H226ZM253 222H254V221H249V223H252V224H253ZM259 222H260V221H259ZM262 222H263V221H262ZM11 223H12V222H11ZM30 223H31V222H30ZM30 223H29V224L27 223V224L30 225ZM42 223H43V222H42ZM44 223H45V222H44ZM53 223H54V222H53ZM53 223H51V224H53ZM88 223H89V222H88ZM101 223H102V222H101ZM103 223H105V222H103ZM112 223H113V222H112ZM112 223H111V224H112ZM120 223L122 224V222H120ZM136 223H137V222H136ZM136 223H134L135 226H136ZM139 223H140V222H139ZM148 223L151 224V222H148ZM158 223H159V222H157V224H158ZM177 223H178V222H177ZM177 223H176V224H177ZM183 223H184V222H183ZM201 223H202V222H201ZM216 223H217V222H216ZM216 223L213 224V225H210V226H215V225L218 224V223H217V224H216ZM230 223H231V222H230ZM230 223L228 222V224H230ZM0 224H1V223H0ZM2 224H3V223H2ZM36 224H37V223H36ZM40 224H41V222H40ZM40 224H39V227H40ZM51 224H50V225H51ZM66 224H67V223H66ZM66 224H64V225H66ZM69 224L72 225L71 223H69ZM77 224H78V223H77ZM81 224L84 225V223H81ZM111 224H110V225H111ZM121 224H120V225H121ZM125 224H126V222H125ZM161 224H163V223H161ZM161 224H160V225H161ZM164 224H165V223H164ZM239 224L241 225V222H239ZM255 224L257 225V222H256V221H255ZM260 224H261V223H260ZM44 225H46V224H44ZM47 225H48V224H47ZM50 225H49V226H50ZM78 225H79V224H78ZM105 225L109 226V223H108V224H105ZM112 225H113V224H112ZM117 225H118V226H116V227H117V228H120V227H119V226H120L119 223H118ZM126 225H127V224H126ZM126 225H125V226H126ZM131 225H132V224H131ZM131 225H130V227H131ZM171 225H172V224H171ZM181 225H182V224H181ZM189 225H191V224H189ZM223 225H224V224H223ZM247 225H248V224H247ZM250 225H251V224H250ZM263 225H264V224H263ZM1 226H2V225H0V228H1ZM49 226H47L48 229H50ZM56 226H57V225H56ZM66 226H67V225H66ZM74 226H75V225H74ZM85 226H86V224L84 225V228H85ZM97 226H98V225H97ZM113 226H114V225H113ZM138 226H139V225H138ZM142 226H143V225H142ZM148 226H149V225H148ZM148 226H145V227H148ZM158 226H159V225H158ZM178 226H179V225H178ZM245 226H246V225H245ZM34 227H35V226H34ZM75 227H76V226H75ZM79 227H81V225L78 226V227H76V228H79ZM109 227H110V226H109ZM116 227H115V228H116ZM122 227H124L123 224H122ZM145 227H144V228H145ZM150 227H151V229H153L152 226H149V228H150ZM161 227H162V226H161ZM165 227H166V226H165ZM168 227H169V226H168ZM170 227H171V226H170ZM221 227H222V226H221ZM223 227H224V226H223ZM225 227H226V226H225ZM242 227H243V226H242ZM21 228H22V226H21ZM21 228H19V229H21ZM28 228H29V227H28ZM51 228H52V227H51ZM53 228H54V227H53ZM81 228H82V227H81ZM81 228H79V231H80ZM86 228H87V227H86ZM98 228H99V227H98ZM111 228H112V227H111ZM115 228H114V229H115ZM117 228H116V229H117ZM133 228H134V226H133ZM154 228H155V229H159V228H156L155 226H154ZM178 228H179V227H178ZM183 228H184V227H183ZM207 228H208V227H207ZM228 228H229V227H228ZM259 228H260V226L258 227V229H259ZM261 228H262V227H261ZM1 229H5V230H7L6 228H3V227H2ZM23 229H25V228L23 227ZM23 229H22V231H23ZM67 229H68V228H67ZM67 229H66V230H67ZM70 229H71V228H70ZM101 229H103V228H101ZM101 229H100V230H101ZM104 229H107V228H104ZM104 229H103V230H104ZM109 229H110V228H109ZM116 229L113 230V231L116 232ZM121 229H122V228H121ZM123 229H124V228H123ZM125 229H126V227H125ZM128 229H129V228H128ZM131 229H132V227H131ZM140 229H141V228H140ZM146 229H147V228H146ZM169 229H170V228H169ZM176 229H177V228H176ZM179 229H181V227H180ZM201 229H202V228H201ZM213 229H214V227H212V230H213ZM250 229H251V227H249V231H250ZM26 230H27V227H26ZM58 230H59V229H58ZM58 230H57V231H58ZM61 230H63V228H62ZM72 230H74V229H72ZM81 230H84V229H81ZM90 230H91V227H90ZM98 230H99V229H98ZM117 230H118V229H117ZM138 230H139V229H138ZM153 230H154V229H153ZM153 230H152V231H153ZM159 230H160V229H159ZM166 230H167V229H166ZM177 230H178V229H177ZM210 230H211V229H210ZM223 230H224V229H223ZM239 230H240V229H239ZM260 230H261V229H260ZM43 231H44V230H43ZM43 231H42V233H43ZM48 231H49V230H48ZM57 231H55V232H56V233H59V231H58V232H57ZM63 231H65V229H64ZM68 231H70V230H68ZM68 231H67V232H68ZM85 231H87V230H85ZM85 231H83V232H85ZM91 231H92V230H91ZM94 231H95V230H94ZM119 231H120V230H119ZM125 231H126V230H125ZM154 231H155V230H154ZM214 231H215V230H214ZM226 231H227V230H226ZM226 231H225V233H227ZM228 231H230V230H228ZM244 231H245V229H244ZM246 231H248V229H246ZM261 231H262V230H261ZM9 232H10V231H9ZM25 232H26V231H25ZM44 232H45V231H44ZM46 232H47V231H46ZM65 232H66V231H65ZM67 232H66V233H67ZM70 232H71V231H70ZM81 232H82V231H81ZM92 232H93V231H92ZM101 232H102V231H101ZM107 232H108V231H107ZM127 232H128V231H127ZM127 232H125V234H126ZM129 232H130V231H129ZM129 232H128V234H129ZM132 232H134V231H132ZM132 232H131V233H132ZM163 232H164V231H163ZM169 232H170V231H169ZM204 232H205V231H204ZM208 232H209V231H208ZM210 232H211V231H210ZM210 232H209V234H210ZM212 232H213V231H212ZM1 233H2V232H1ZM1 233H0V236H2ZM10 233H11V232H10ZM16 233H17V232H16ZM27 233H28V232H27ZM49 233H50V232H49ZM68 233H69V232H68ZM77 233H78V232H77ZM93 233H94V232H93ZM93 233H92V234H93ZM99 233H100V232H99ZM99 233H98V234H99ZM116 233H117V232H116ZM141 233H142V232H141ZM149 233H150V232H149ZM153 233H154V232H153ZM155 233H156V232H155ZM167 233H168V232H167ZM228 233H230V232H228ZM247 233H248V232H247ZM262 233H264V231H263ZM262 233H260V235H259V234H257V235L260 237V236L262 235ZM19 234H20V233H19ZM19 234H18V236H19ZM21 234H22V233H21ZM34 234H35V233H34ZM38 234H40V232H38ZM43 234H44V233H43ZM60 234H62V231H61ZM60 234H58L57 236H60ZM69 234H70V233H69ZM71 234H72V233H71ZM73 234H75V233H73ZM73 234H72V235H73ZM78 234H79V233H78ZM78 234H77V235H78ZM107 234H108V233H107ZM109 234H110V233H109ZM109 234H108V235H109ZM123 234H124V233H123ZM137 234H139V233H137ZM137 234H136V235H137ZM150 234H151V233H150ZM150 234H149V235H150ZM163 234H164V233H163ZM171 234H172V233H171ZM231 234H232V233H231ZM242 234H243V233H242ZM248 234H249V233H248ZM3 235H4V234H3ZM6 235H8V231H7V234H6ZM6 235H4V236H6ZM10 235H11V234H10ZM16 235H17V234H16ZM36 235H37V234H36ZM53 235H54V234H53ZM65 235H66V234H65ZM77 235H76V236H77ZM99 235H100V234H99ZM103 235H104V234H103ZM108 235H107V237H108ZM111 235H112V234H111ZM126 235H127V234H126ZM130 235H131V234H130ZM134 235H135V234H134ZM168 235L171 236L170 234H168ZM192 235H193V233H192ZM205 235H208V233H206ZM212 235H213V234H212ZM212 235H211V236H212ZM222 235H223V234H222ZM253 235H254V234H253ZM4 236H3V237H4ZM8 236H9V235H8ZM27 236H28V234H27ZM27 236L25 235V237H27ZM45 236L48 237V236H50V235L47 236V234L45 233ZM62 236H63V235H62ZM66 236H67V235H66ZM78 236H79V235H78ZM100 236H101V235H100ZM100 236H99V237H100ZM105 236H106V235H105ZM114 236H115V234L113 235V238H115ZM118 236H119V235H118ZM118 236H117V237H118ZM121 236H124V235H121ZM128 236H129V235H128ZM198 236H201V234L198 235ZM216 236H218V234H216ZM220 236H221V235H220ZM231 236H232V235H231ZM244 236H245V235H244ZM51 237H52V236H51ZM79 237H81V235H80ZM124 237H126V236H124ZM134 237H135V236H134ZM138 237H139V235H138ZM164 237L166 238V237H168V236L166 235V236H164ZM204 237L207 239L208 236H207V237L204 236ZM213 237H214V236H213ZM227 237H228V236H227ZM249 237H250V236H249ZM19 238H21V237H19ZM59 238H60V240H63V239H61V237H59ZM63 238H64V237H63ZM75 238H76V237H75ZM75 238L72 239V240L74 241ZM85 238H86V237H85ZM87 238H88V237H87ZM91 238H92V237H91ZM96 238H98V237H96ZM102 238H103V237H101V239H102ZM111 238H112V237H111ZM111 238L108 239L109 242L112 241V240H114L113 238H112V239H111ZM127 238H128V237H127ZM150 238H151V237H150ZM150 238H148L147 240H146V239H144V240H145V241H149ZM160 238H161V237L159 236V239H160ZM199 238H200V237H199ZM234 238H235V237H234ZM253 238H254V237H253ZM257 238H258V237H257ZM261 238H263V237H261ZM4 239L6 240L7 237H6V238L4 237ZM4 239L1 238L2 241H3ZM8 239H9V241H8L9 244H10V242H11V243L13 242L12 240H10V239H11L10 237H9ZM13 239H15V238H13ZM23 239H24V238H23ZM41 239H42V238H41ZM43 239H44V238H43ZM43 239H42V240H43ZM46 239H47V238H46ZM56 239H57V240H56ZM56 239H55L56 242L59 241L58 238H56ZM65 239H66V238H65ZM69 239H71V238H69ZM78 239H79V238H78ZM105 239H106V238H105ZM105 239H104V240H105ZM110 239H111V240H110ZM123 239H125V238H123ZM151 239H152V238H151ZM193 239H194V238H193ZM196 239H197V238H196ZM240 239H241V238H240ZM251 239H252V238H251ZM251 239H250V240H251ZM5 240H4V241H5ZM16 240H17V239H16ZM26 240H27V239H26ZM29 240H31V239H29ZM76 240H77V239H76ZM94 240H95V239H94ZM96 240H97V239H96ZM96 240H95V241H96ZM108 240H107V241H108ZM115 240H116V239H115ZM118 240H119V239H118ZM128 240H129V239H128ZM183 240H184V239H182V237H181V240H179V242H180V241L182 242ZM207 240H208V239H207ZM210 240H211V239H210ZM210 240H209V241H210ZM231 240H232V239H231ZM231 240H230L228 243H230ZM244 240H245V239H244ZM244 240H243V241H244ZM6 241H7V240H6ZM21 241L24 242V240H21ZM40 241H41V240H40ZM40 241H39V242H40ZM43 241H44V240H43ZM43 241H42V242H43ZM47 241H48V240H47ZM78 241H79V240H78ZM116 241H117V240H116ZM159 241H160V240H159ZM163 241H164V240H163ZM169 241H170V240H169ZM184 241H186V239H185ZM184 241H183V242H184ZM196 241H197V243H200V242H198L199 240H196ZM211 241H212V240H211ZM211 241H210V242H211ZM227 241H228V240H227ZM232 241H233V240H232ZM243 241H242V242H243ZM253 241H254V240H253ZM0 242H1V241H0ZM8 242L5 243V244L8 245ZM31 242H32V240H31ZM52 242H53V241H52ZM64 242H65V241H64ZM74 242H75V241H74ZM79 242H80V241H79ZM113 242H114V241H113ZM117 242H119V241H117ZM157 242H158V241H157ZM167 242H168V241H167ZM176 242H177V241H176ZM206 242H207V241H206ZM258 242L260 243V240H259ZM14 243H15V242H14ZM33 243H34V242H33ZM40 243H41V242H40ZM48 243H49V242H48ZM48 243H47V244H48ZM54 243H55V242H54ZM67 243L69 244V242H68V237H67ZM72 243H73V242H72ZM75 243H76V242H75ZM83 243H84V242H83ZM89 243H90V242H89ZM99 243H100V242H99ZM103 243H104V242H103ZM111 243H112V242H110V244H111ZM130 243H131V241H130ZM147 243H148V245H150L149 242H147ZM194 243H196V242H194ZM211 243H212V242H211ZM211 243H210V245H211ZM252 243H253V242H252ZM1 244H2V243H1ZM25 244H28V243H25ZM36 244H37V243H36ZM55 244L57 245V247H61V246H58L57 243H55ZM61 244H64V245H65L66 243H61ZM76 244H77V243H76ZM87 244H88V242H87ZM94 244H97V243L94 242ZM105 244H106V243H105ZM107 244H108V243H107ZM112 244H113V243H112ZM117 244H118V243H117ZM119 244H120V245L127 244V246H128V243H126V242H125L124 244H121V243H119ZM152 244H153V243H152ZM154 244L156 245V242H155ZM154 244H153V245H154ZM207 244H208V243H207ZM216 244H218V243H216ZM230 244H231V243H230ZM250 244H251V243H250ZM2 245H3V244H2ZM31 245H32V244H31ZM52 245H53V244H52ZM81 245H82V244H81ZM88 245H90V244H88ZM98 245H100V244H98ZM98 245H97V247H98ZM103 245H104V244H103ZM155 245H154V246H155ZM157 245H158V244H157ZM157 245H156V247H157ZM177 245H178V242H177ZM184 245H186V244H184ZM189 245H190V244H189ZM210 245H209V247H210ZM228 245H229V244H228ZM257 245H258V244H257ZM261 245H262V244H261ZM261 245H259L258 247H260ZM263 245H264V243H263ZM24 246H26V248H28L27 245H24ZM34 246H35V245H34ZM36 246H37V245H36ZM41 246H42V245H41ZM46 246H48V245H46ZM68 246L71 247V245H68ZM75 246H76V245H75ZM84 246H87V245H84ZM105 246H106V245H105ZM107 246H108V245H107ZM161 246H162V245H161ZM166 246H167V245H166ZM195 246H197V245L195 244ZM229 246H230V245H229ZM236 246H237V245H236ZM249 246H250V245H249ZM6 247H7V246H6ZM21 247L23 248V245H22ZM21 247H19V248H17V249H20V251H21V250H22ZM32 247H33V245L31 246V249H33ZM52 247H53V246H52ZM57 247H56V248H57ZM80 247H81V246H80ZM80 247H79V248H80ZM88 247H89V246H88ZM113 247H114V248H117V247H115V245H114ZM119 247H121V246H119ZM123 247H124V246H123ZM131 247H133V245H132ZM131 247H128V248H131ZM152 247H153V246H152ZM158 247H159V246H158ZM168 247H169V246H168ZM209 247L206 246V248H209ZM216 247H217V248L220 247V244H219L218 246H216ZM233 247H234V246H233ZM11 248H12V247H11ZM56 248H55V249H56ZM68 248H69V247H68ZM90 248H93V247H91V245H90ZM90 248H89V249H90ZM100 248H101V247H100ZM100 248H99V249H100ZM103 248H104V246H103ZM107 248H108V247H107ZM121 248H122V247H121ZM121 248H120V249H121ZM124 248H126V246H125ZM135 248H137V247H134V251H136ZM160 248H161V247H160ZM166 248H167V247H166ZM166 248H165V250H167ZM187 248H188V247H187ZM189 248H190V247H189ZM191 248H192V247H191ZM193 248H194V247H193ZM206 248H204V249H206ZM230 248H231V247H230ZM230 248H229V249H230ZM0 249H1V248H0ZM57 249H58V248H57ZM80 249H82V248H80ZM110 249H111V248H110ZM110 249H109V250H110ZM137 249H138V248H137ZM179 249H182V248H179ZM202 249H203V248H202ZM204 249H203V250H204ZM253 249H254V248H253ZM23 250H24V249H23ZM29 250H30V249H28V251H29ZM38 250H40V249H38ZM49 250H50V249H49ZM51 250H52V249H51ZM51 250H50V251H51ZM62 250H63V249H62ZM65 250H66V247H65ZM65 250H64V251H61V252L58 251L57 253H60V255H61V253H62V252H65ZM86 250H87V249H86ZM95 250H96V247H95ZM97 250H98V249H97ZM118 250H119V249H118ZM130 250H131V249H130ZM130 250H129V251H130ZM157 250H158V249H157ZM174 250H176V248H174ZM174 250H173V251H174ZM177 250H178V248H177ZM177 250H176V251H177ZM215 250H216V249H215ZM10 251H11V249L8 251L9 254H10ZM12 251H13V250H12ZM16 251H18V250H16ZM20 251H18V252H20ZM34 251H35V250H34ZM68 251H69V250H68ZM104 251H105V250H104ZM180 251H181V250H180ZM189 251H190V250H188V252H189ZM193 251H194V250H193ZM193 251H192V252H193ZM200 251H201V250H200ZM200 251H199V252H200ZM206 251H207V249H206ZM213 251H214V250H213ZM217 251H218V250H217ZM0 252H1V251H0ZM14 252H15V251H14ZM14 252H13V255H14V254L16 255V252H15V253H14ZM30 252H31V251H29L28 254H29ZM48 252H49V251H48ZM48 252H47V254H48ZM73 252H75V251H73ZM93 252H95V251H93ZM97 252H98V251H97ZM97 252H96V253H97ZM102 252H103V249H102ZM110 252H111V251H110ZM112 252H113V251H112ZM122 252H123V251H122ZM130 252H132V251H130ZM152 252H153V251H152ZM158 252H159V251H157L156 253H158ZM165 252H166V251H165ZM168 252H171V251H168ZM168 252H167V254H168ZM195 252H196V250H195ZM199 252L195 253L197 256L194 254V256L197 257L196 261L198 260V255H200ZM201 252H203V251H201ZM222 252H223V251H222ZM230 252H231V251H230ZM230 252H228V253H230ZM232 252H233V250H232ZM240 252H241V250H240ZM240 252H239V253H240ZM4 253H6V255H8V254H7V251H6V252L3 251V254H4ZM21 253H24V252H21ZM100 253H101V252H100ZM137 253H138V252H137ZM137 253H135V254L138 256ZM141 253H142V252H141ZM159 253H160V252H159ZM198 253H199V254H198ZM217 253H218V252H215V254H217ZM237 253H238V252H237ZM239 253H238V254H239ZM244 253H245V252H244ZM18 254H19V253H18ZM32 254H33V253H32ZM32 254H31V256H32ZM43 254H44V253H43ZM53 254H54V253H53ZM75 254H78L79 256L81 255V258L83 259V256H84V255H83L82 253L79 254L78 252H77V253H73L72 256H70V257L72 258L73 255H75ZM92 254H93V253H92ZM101 254H102V253H101ZM103 254H104V252H103ZM106 254H107V252L105 253V255H106ZM108 254H109V253H108ZM128 254H129V253H128ZM187 254H188V253H187ZM206 254H207V253H206ZM215 254L213 253V255H215ZM238 254H237V255H238ZM11 255H12V254H11ZM22 255H23V254H22ZM26 255H27V254H26ZM57 255H58V254H57ZM60 255H59V256H60ZM70 255H71V254H70ZM78 255H77V256H78ZM90 255H91V254H90ZM95 255H96V254H95ZM97 255H98V254H97ZM118 255H119V254H118ZM124 255H126V254H124ZM142 255H143V254H142ZM142 255H141V256H142ZM146 255H147V254H146ZM159 255H160V254H159ZM190 255H191V257H193V259H194L193 254H190ZM203 255H204V254H203ZM240 255H241V254H239V256H240ZM249 255H251V254H249ZM254 255H255V254H254ZM257 255H258V254H257ZM0 256H1V254H0ZM24 256H25V255H24ZM33 256H34V255H33ZM38 256H39V255H38ZM38 256H37V257H38ZM50 256H51V253H50ZM50 256H49V258H50ZM55 256H56V255H55ZM55 256H54V257H55ZM63 256H64V253H63ZM66 256H67V255H66ZM93 256H94V255H93ZM93 256H92V257H93ZM115 256H117V254H116ZM115 256H113V257H115ZM141 256H139V257H141ZM148 256H149V255H148ZM153 256H154V255H153ZM160 256H161V255H160ZM204 256H205V255H204ZM204 256L200 255V257H204ZM211 256H212V255H211ZM215 256H216V255H215ZM229 256H231V255L229 254ZM229 256H228V257H229ZM241 256H242V255H241ZM258 256H259V255H258ZM28 257H30V256H28ZM56 257H58V256H56ZM68 257H69V256H67V258H68ZM70 257H69V258H70ZM86 257H87V256H86ZM86 257H85V258H86ZM102 257H103V256H102ZM117 257H118V256H117ZM120 257H121L122 259L124 258V257H122V256H120ZM156 257H157V255H156ZM161 257H162V256H161ZM165 257H166V253H165ZM225 257H226V256H225ZM253 257H254V256L252 255V257H251L250 259H253ZM11 258H12V257H11ZM14 258H15V256H14ZM14 258H13V259H14ZM25 258H26V257H25ZM34 258H35V257H34ZM34 258H33V259H34ZM44 258H45V257H44ZM49 258H48V259H49ZM96 258H97V257H96ZM99 258H100V257H99ZM167 258L169 259V257H167ZM171 258H172V257H171ZM174 258H175V257H174ZM174 258H173V259H174ZM208 258H210V257H207V262H204V263H208L209 260H212V259H213V258H212V259H209V260H208ZM237 258H238V256H237ZM240 258H241V257H239L238 259H240ZM13 259H12V260H13ZM17 259H18V258H17ZM26 259H27V258H26ZM31 259H32V257H31ZM31 259H30V261H31ZM37 259H38V258H37ZM46 259H47V258H46ZM62 259H63V257H62ZM72 259H73V258H72ZM75 259H76V258H75ZM75 259H74V260H75ZM77 259H79V258H77ZM82 259H81V260H82ZM87 259H88V258H87ZM92 259H93V258H92ZM104 259H105V258H104ZM145 259H146V258H145ZM155 259H156V258H155ZM193 259H192V262H191V263L194 264ZM205 259H206V257H205ZM223 259H224V258H223ZM228 259H229V258H228ZM238 259H237V260H238ZM50 260H51V259H50ZM50 260H49V261H50ZM57 260H59V257H58ZM65 260H66V259H65ZM69 260H70V259H69ZM69 260H68V261H69ZM81 260L79 259L80 264H81V262H84V259H83V261H81ZM95 260H96V259H95ZM95 260H94V261H95ZM106 260H107V259H106ZM132 260H133V259H132ZM160 260H161V259H160ZM162 260H164V259L162 258ZM175 260H176V259H175ZM16 261H18V260H16ZM46 261H48V260H46ZM68 261H66V262H68ZM97 261H99V260H96L95 263H96ZM108 261H109V259H108ZM122 261H124V260H122ZM184 261H185V260H184ZM196 261H195V262H196ZM198 261H199V260H198ZM205 261H206V260H205ZM4 262H5V261H4ZM4 262H2V264H3ZM8 262H9V261H8ZM31 262H32V261H31ZM61 262H62V261H61ZM63 262H64V261H63ZM75 262H77V260H76ZM106 262H107V261H106ZM106 262H105V263H106ZM110 262H111V261H110ZM114 262H115V261H114ZM120 262H121V261H120ZM120 262H117V264L120 263ZM124 262H125V261H124ZM133 262H134V261H133ZM137 262H138V261H137ZM141 262H142V261H141ZM156 262H157V261H156ZM156 262H155V263H156ZM186 262H187V258H186ZM186 262H183V264L186 263ZM252 262H253V261H252ZM254 262H255V261H254ZM263 262H264V261H262V264H263ZM20 263H22V261H21ZM28 263H29V262H27V264H28ZM32 263H33V262H32ZM59 263H60V262H59ZM64 263H65V262H64ZM73 263H74V261H73ZM85 263H86V262H85ZM88 263H89V262H88ZM135 263H136V261H135ZM162 263H163V262H162ZM179 263H180V262H179ZM179 263H178V264H179ZM188 263H189V262H188ZM188 263H186V264H188ZM213 263L215 264V262H213ZM241 263H243V262H240V264H241ZM250 263H251V262H250ZM260 263H261V262H260ZM0 264H1V263H0ZM5 264H6V263H5ZM9 264H10V263H9ZM11 264H12V262H11ZM13 264H14V263H13ZM29 264H30V263H29ZM53 264H55V263H53ZM67 264H69V263H67ZM92 264H93V262H92ZM99 264H100V263H99ZM109 264H110V263H109ZM145 264H146V263H145ZM156 264H157V263H156ZM195 264H196V263H195ZM200 264H201V263H200ZM210 264H211V261H210Z\"/></svg>",
  "mask_w": 264,
  "mask_h": 264
}]
</instances>
